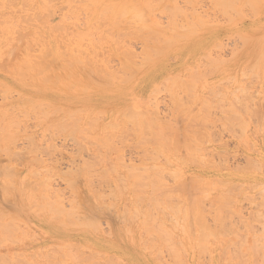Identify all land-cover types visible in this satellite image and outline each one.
<instances>
[{"label": "rangeland", "instance_id": "obj_1", "mask_svg": "<svg viewBox=\"0 0 264 264\" xmlns=\"http://www.w3.org/2000/svg\"><path fill=\"white\" fill-rule=\"evenodd\" d=\"M2 1V2H1ZM11 1V0H10ZM14 0H12V2L11 3H7V2H9V1H6V0H0V22L3 24L4 22V24L3 25H1V23H0V64H1V66H0V68H3V70L2 69H0V95H1V97H0V121H1V119H2V121L1 122H4V124L5 123H7L6 125H2V124H0V128H1V132H0V136L1 137H5L4 139H6L7 137V135H9V133L7 134V132L5 133V134H7L6 136H2V130H6V128L5 127H7L8 125V127H7V129L9 130H7L8 132H10V136H11V134H13V136H11V138L13 137L14 138V140L16 141H14V142H12L11 141V139H10V141H11V143H13V145L10 143V144H8L9 142H8V139H6L5 141H4V139H2L1 138V140H0V151H2L1 153H0V175H2L1 173H3L2 172V169H3V171L5 172V170H9L10 168V171L11 172H13L12 170H15L13 173H16V175H14L13 173L11 174V173H9L8 174V172L9 171H7V176L8 175H12V177L10 178V180L11 179H13L14 180V182L12 183V182H8L9 181V176L8 177H6L5 175H2V176H5L6 177V179H5V177L4 178H2V176H0V187L2 186V188H1V190L3 189V191L5 192L4 193V195L6 196V197H8V195H10V197L9 198H11V200L9 199V198H7V200H5V196L4 195H2L3 194V192H1L0 191V211L2 210L3 211V209H4V211H5V208L7 209V211L5 212V213H3L2 215L0 214V225H2V227H3V225H4V223L6 224L7 222H9L10 220V223L13 221V218H16V217H18L17 219H14V220H16V221H13L12 222V224L10 225L9 223H8V227L6 226V227H4V229L2 228L1 229V227H0V234L2 233L3 234V230H5L6 228H8L10 231H8V234H10V237H12L13 235V237H15V238H11V239H13V241L15 240L16 241V243H12V242H10L9 240H5V237L8 235H4V239H3V241H2V236L0 235V255H6V258L4 257V259H2L1 258V256H0V261H3V260H5V261H7L8 259L13 263V261H14V259H15V263L16 264H18V262H19V264H24V263H27V264H29V262L30 263H32V264H55V262H56V264H58V262H59V264H67L68 262V264H72V262L70 261V259H68L70 256H71V253H70V255L68 254V252L66 251L67 249H68V251H69V249H72V248H76V247H73V244L75 245V243L77 244V242L79 243V244H77V245H75V246H77V249L78 250H76L77 251V253L76 254H80L79 256H78V261H79V259L81 260V261H83V262H81V261H79L80 262V264H106L105 262H104V260H107V261H109L110 260V257L113 259H118V258H120L118 261H116V260H110L111 262L113 261V263L112 264H114L115 262H116V264H121V263H123V264H159V263H161V264H169V263H171L172 264V262H173V260L175 261V258H174V254L172 253V255L173 256H169V257H167V255H166V251H164L166 248H165V246H166V244H169L170 245V243H166L165 244V242H167V240L166 241H164V243H163V241H161V239H164V237H162V235H163V233H162V235H161V230L160 229H158V230H160V232L158 231V235H155V240L157 241V245L155 244V240H154V242H153V244L151 243H149V241H148V237L150 238L151 236H149V235H151L153 232L151 231L153 228H154V226H153V228H151L150 229V226L152 227V225H153V223H149V221L151 220V217H152V214L153 215H155L154 213H156L157 215H155L156 216V219L157 218H159V220H161V221H159L158 219L156 220V221H159V222H156L157 224H162V226L160 225V227H162L163 228V230L164 229H168V233H170L171 232V235H172V237H174V235H176V236H178V238L176 237H174V238H170L173 242H175V245H176V242H180V243H178V244H181V245H174V249L177 247V251H178V249H180V251L181 250H184V253L186 254V255H183V253H181L180 251V253L182 254H180V259L182 260L181 262L183 263V260H184V263L183 264H200V261H202L201 262V264L204 262V264L206 263L207 264V262H208V264H218L219 263V261H220V263L219 264H222V262L226 259V261H224V263L223 264H227V263H229V261L228 260H230V257H231V255H234V260H231V262L232 263H229V264H235L236 262L238 263V261L239 262H241L242 260H240V259H242L243 258V254H241V253H243V244H246V242H245V240L243 239V238H240V239H242L243 240V242H241V240L239 239L238 241H240V243L236 240V243H237V247L239 248V246H241V250H240V256L242 257H240V256H238V253H239V249H237V248H234V249H232V254L230 255V254H228V255H226V258H224V257H222V232H221V229H220V231H218L219 230V228H221L220 227V220H218V221H215V215H212V213H214V210L212 211V210H210V214L212 215V218L209 216V217H207V216H205V214L207 213L206 211H209V207H211V208H213V209H215V208H219V207H217V206H219V205H221V204H223L224 203V207H226V209L224 210V211H226V210H228V208L229 209H231V211H233L235 214H238V215H240V216H236V218H235V216L234 215H232L231 217L233 218V219H231L232 221H230V210L227 212L228 213V215H223V216H229L228 218L229 219H227V218H224V221H223V219H222V221L223 222H226V223H223L222 224V222H221V224H222V226H227V228H228V230L227 231H229V233L227 232L226 234L227 235H230V237L232 238V239H237V237L239 236H243L245 233H244V228H247V227H243L244 225H243V222H241V218H239V217H241L242 216V218H243V220H245V218H250L251 216H253L254 218H255V214H258L259 215V217H261L262 215H263V211H264V191L262 192V193H260V194H257V192L259 193L261 190H263L264 189V185H262V184H260V185H262V186H260V185H256V182H253V179H257L258 177H264V161L263 162H259V161H255L254 159L257 157V155L258 154H263L264 153V143L263 144H261V141H260V136L261 137H264V128H253L252 126H257V122H259L260 120V122H264V0H238V2H237V0L235 1V3H236V5H235V7L238 9L237 10V12H236V10H234L235 9V7L234 6H230L231 5V2H232V5H234V2H233V0H231V2H229L230 0H226L227 2H229V3H227V4H229L228 5V7H229V9H231V10H228V9H224V7L225 6H227V4H226V2H224L223 3V0H222V5H225V6H222L221 4H220V6H222L223 8V10H221V7L219 8V7H217V5H216V2H214L213 0H161L162 1V3L161 4H159L160 2L159 1H157V0H133V1H131V0H89V2H88V4L85 2V1H87V0H82V1H84L86 4H84V2L82 3V2H79V1H81V0H78V3H75V1L77 2V0H74V2H72L71 0H57V1H52V0H47V1H45V0H42V1H39V0H18V1H16V4H14L15 2H13ZM28 3H27V2ZM29 1H30V3H29ZM36 1V2H35ZM49 1V2H48ZM97 1V2H96ZM136 1V2H135ZM169 1V2H168ZM211 2V4H210V6H209V3ZM217 1V0H216ZM218 1H220V0H218ZM225 1V0H224ZM245 1H247V3L245 2ZM21 2L23 3V9H26V10H28V11H24L23 9H22V5H21ZM24 2H25V4H24ZM53 2H55V4L53 3ZM95 2H96V4H95ZM120 2V3H119ZM159 2V3H158ZM173 2V3H172ZM214 2V3H213ZM36 4L35 6H34V4ZM47 3H49V5H47ZM50 3H52V4H50ZM59 3V4H58ZM66 3V4H65ZM119 3V4H118ZM136 3V4H135ZM137 3H139L138 5L139 6H137ZM156 3V4H155ZM244 3H246V4H244ZM250 3H253V5L252 4H250ZM258 4V5H256V4ZM18 4V5H17ZM94 4V5H93ZM186 4H188V5H186ZM193 4L194 5H196V9L193 7ZM214 4V5H213ZM250 5L249 7L247 6V5ZM261 4L263 5V6H261ZM13 5H15V6H13ZM17 5V6H16ZM48 7H47V6ZM88 5H91V7L90 6H88ZM100 5V7L99 8H97V6H99ZM103 5H105V6H103ZM114 7H113V6ZM161 7H160V6ZM190 5V6H189ZM216 5V9L214 8V6ZM245 6L244 8H242L241 9V7L242 6ZM256 5V6H255ZM2 6V7H1ZM29 8H28V7ZM38 6V8H36ZM55 6V7H54ZM87 6V7H86ZM94 6V7H93ZM103 6V7H102ZM109 6H111V7H109ZM135 6V7H134ZM166 6H169L170 7V11H168V13L169 12H174V9H172V8H174V7H176V9L177 8H179V10L178 11H180L181 10V12H177V10H175L176 11V13H177V16L175 15H173V22L171 23V19L169 20V16H170V18H171V15H168L167 14V10H169V7H167L166 9V12H165V7ZM212 6V7H211ZM252 6H253V8H252ZM261 6V7H260ZM32 7H34V9H36V10H34ZM45 7V8H44ZM54 7V8H53ZM59 7H61L60 8V10L62 11V9H64L62 12H60V10H59ZM67 7V8H66ZM71 7H73V8H71ZM131 7V8H130ZM134 7V8H133ZM192 7H193V9L195 10V12H194V10H192ZM248 7V8H247ZM6 8H8V9H6ZM31 8V9H30ZM48 8V9H47ZM49 8H51V10H49ZM96 8V9H95ZM106 8V9H105ZM127 8V9H126ZM130 8V9H129ZM143 8L146 10L145 12H144V16L146 17V16H150L149 17V19H151V20H146L144 17L142 18V14H141V16L139 15L138 16V14H140L141 12H140V10L142 9L143 10ZM154 8V9H153ZM159 8V9H158ZM181 8V9H180ZM185 8H187V9H185ZM191 8V9H190ZM218 8V9H217ZM241 10H240V9ZM4 9H6V10H4ZM18 9H20V10H18ZM23 11H22V10ZM68 9H69V11H68ZM70 9H71V11H70ZM84 9V11H82V10ZM88 9V10H87ZM112 9V10H111ZM132 9V10H131ZM137 11H136V10ZM213 9V10H212ZM3 10V11H2ZM18 10V13H17V15L15 14V11H17ZM52 12V14H50V12ZM56 10V11H55ZM74 10V11H73ZM91 10V11H90ZM124 10V11H123ZM126 10V11H125ZM141 10V11H142ZM208 10V11H207ZM233 10H234V12H233ZM39 11V12H38ZM41 11V12H40ZM79 11V12H78ZM90 11V12H89ZM102 11H103V13H102ZM114 11V12H113ZM131 13H130V12ZM133 11V12H132ZM148 11H150V14L149 15H147V13H148ZM154 11V12H153ZM191 11V12H190ZM210 11V12H209ZM228 11V13H231V14H228V13H224V12H227ZM9 12V13H8ZM13 12V13H12ZM19 12H21V13H23V14H19ZM71 12V14H69V13ZM76 14H75V13ZM122 12V13H121ZM123 12H126L127 14H129V15H127L126 13L124 14ZM129 12V13H128ZM147 12V13H146ZM158 12V13H157ZM160 12H162L161 14H160ZM221 12H223V13H221ZM235 12H236V15H235ZM254 12H256L255 14H254ZM4 13L6 14L5 16H4ZM35 13V14H34ZM38 13V14H37ZM81 13V14H80ZM83 13V14H82ZM87 13V14H86ZM115 13H117V14H115ZM193 13V14H192ZM234 13V15H232ZM239 13V14H238ZM12 16H11V15ZM29 14H31V16L29 17V18H27V16L29 15ZM43 14H44V16H43ZM48 14V15H47ZM70 16H69V15ZM74 14V15H73ZM91 14V15H90ZM99 14H100V16H99ZM115 15L114 17L112 16V15ZM118 14L119 15H122L123 16V14L124 15H127L128 16V18H130V19H128L127 18V16L124 18L125 20H123V23L121 22L120 23V21H122V17H121V19H120V16H118ZM137 15V16H135V15ZM189 14V15H188ZM195 14V15H194ZM196 14H198V15H196ZM213 14V15H212ZM225 15V16H223V15ZM226 14H227V16H226ZM238 14V15H237ZM240 14L243 16H241L240 17ZM246 14V15H245ZM250 14H252V15H250ZM253 14H254V16H253ZM3 15V16H2ZM16 17H15V16ZM24 15V18L26 19H29V21L30 20H32V18L34 17L33 15H35L36 17H38L37 19V21H35L36 20V18L34 17V19L32 20V22H28L27 20H26V22L28 23V25H29V23H30V25H29V27H27L28 25H27V23H25L23 20H21V19H23V18H20V16H23ZM26 15V16H25ZM38 15V16H37ZM41 15V16H40ZM46 15H47V18H46ZM87 15V16H86ZM93 15H94V17H93ZM101 15L103 16V18L101 17ZM178 15H179V17H178ZM188 15V16H187ZM201 15V16H200ZM204 15V16H203ZM233 17H232V16ZM250 15V16H249ZM11 16V17H10ZM81 16V17H80ZM89 16V17H88ZM105 16V17H104ZM131 16H132V18H133V16H135L134 17V19L136 18V22L134 21V24H130V20H132L131 19ZM166 16V17H165ZM197 16L199 17V18H197ZM231 18H230V17ZM235 16V17H234ZM40 17V18H39ZM41 17L43 18V19H41ZM88 17V18H87ZM140 17V18H139ZM157 17V18H156ZM178 18V19H176V18ZM187 19H186V18ZM189 17H190V20H189ZM206 17V18H205ZM214 17V18H213ZM12 18H14V19H12ZM17 18V19H16ZM31 18V19H30ZM72 20H71V19ZM74 18V19H73ZM100 18L102 19V22H101V25L103 26V28L102 29H100L101 28V25L99 24V22H100ZM105 18V19H104ZM119 18V19H118ZM137 18L138 19H140L141 20V18L144 20V21H149V22H141V21H138L137 20ZM168 18V19H167ZM254 18V19H253ZM24 19V20H25ZM45 19H46V21H45ZM67 19V20H66ZM77 19V20H76ZM89 21H88V20ZM93 19V20H92ZM97 19V20H96ZM107 19H108V21H107ZM176 19V20H175ZM232 19V20H231ZM234 19V20H233ZM240 19V20H239ZM243 19V20H242ZM43 20V21H42ZM69 20V21H68ZM109 20H111V22L109 21ZM129 20V21H128ZM232 22H230V21ZM10 21V22H9ZM35 21V22H34ZM38 21H39V23H38ZM56 21V22H55ZM67 21V22H66ZM91 21V22H90ZM94 21V24H92V22ZM96 21H98V24H99V26L96 24L97 22ZM105 21V24L103 25L102 23ZM168 21H170V22H168ZM192 21V23L195 25V23H196V25H195V27H194V25H193V27H192V23H190ZM203 21V22H202ZM7 22V23H6ZM9 22V23H8ZM21 22V23H20ZM41 22H44V23H41ZM57 22H58V24L59 25H57ZM82 22H83V24H82ZM108 22V23H107ZM110 22V23H109ZM140 23V24H138V23ZM176 24H175V23ZM179 22V23H178ZM180 22H182V23H180ZM202 22V23H201ZM13 23H14V25H13ZM41 23V24H40ZM56 23V24H55ZM69 23V24H68ZM71 23V24H70ZM77 25H76V24ZM86 23V24H85ZM114 25V26H112V24ZM129 23V24H128ZM169 23H171V24H169ZM173 23L175 24V26H173L172 27V25H173ZM184 23V24H183ZM254 23V24H253ZM26 24V25H25ZM32 24V25H31ZM45 24V25H44ZM54 24V25H53ZM80 24H81V26H80ZM91 24V25H90ZM110 24V25H109ZM118 24V25H117ZM127 24V25H126ZM142 24V25H141ZM178 24V25H177ZM188 24H191V25H188ZM19 25V26H18ZM36 25V26H35ZM38 25V26H37ZM41 25H43L44 27L46 26L47 28H48V30H45V28L43 27V26H41ZM55 25H57V26H60V28H62V27H64L63 28V30H61V29H59L57 26V28H55ZM69 25V26H68ZM88 25V26H87ZM97 25V26H96ZM126 25V27H122V26H125ZM156 25H159V26H156ZM169 25V27H167ZM179 25H181L180 26V28H186L187 30H182V29H180V28H178L179 27ZM199 25V26H198ZM208 25V26H207ZM4 26V27H3ZM35 28H34V27ZM51 26V27H50ZM54 26V27H53ZM67 26H68V29H66L67 28ZM73 27V28H69V27ZM81 28H80V27ZM116 26H119L118 28L116 27ZM133 26V27H132ZM136 26V27H135ZM140 26V29L142 28V26H144V28L145 27H147V29H141L142 31L140 32L139 30V36H137L138 34V31H136L135 29H138V27ZM162 28H161V27ZM164 26H166V27H164ZM186 26V27H185ZM11 27H13V28H11ZM24 27H25V29H24ZM33 27V28H32ZM40 28V29H38V28ZM43 27V28H42ZM100 29V31H99V29ZM114 27H116V29H114ZM121 27V28H120ZM128 27V28H127ZM172 27V28H171ZM192 29H191V28ZM199 27V28H198ZM37 28V29H36ZM46 28V29H47ZM52 28H54L55 30V32L53 31V29ZM92 28V29H91ZM110 28V29H109ZM149 28V29H148ZM196 28V29H195ZM17 29V32H18V30L19 29H21V30H19V32L21 33L20 35H25V32H28V31H31L29 34H32V35H26V37L27 38H25L24 36H22V37H24L22 40L24 41V44L23 43H21V42H23V41H21L20 42V39H19V42H20V44H21V46L19 47V44H18V40H16L15 41V38H17V34H18V37L20 36L19 35V33H17L15 30ZM44 29V30H43ZM56 29H58L57 31H58V33H57V31H56ZM73 29L75 30V31H73ZM95 29L97 30L96 32H95ZM106 29H109L110 31H107L108 33H110V34H112V32L114 33L115 32V34H113V35H108V33H105L104 32V30L106 31ZM111 29H113V30H111ZM121 29H126V30H128L129 31V33H130V35H128L127 33L128 32H125V31H122ZM172 29L173 31L171 32L170 30ZM241 29V30H240ZM66 30H67V32H66ZM77 30V31H76ZM119 30H121V31H119ZM132 30H134V31H132ZM145 30V31H144ZM179 30V31H178ZM33 31V32H32ZM130 31H132V32H130ZM144 31V32H143ZM157 32V34L158 35H155L154 33H149V32ZM185 31H188V32H185ZM190 31V32H189ZM36 32V33H35ZM40 32H42V33H40ZM47 32V33H46ZM66 32V33H65ZM79 32H81V33H79ZM98 32H99V34H98ZM146 32H148L147 34H145L144 35V33H146ZM5 33V34H4ZM39 34V36H41V37H39L38 36V34ZM49 33H50V35H52L53 36V38H52V36H50L49 35ZM60 33V34H59ZM62 33V34H61ZM69 33H71V35H69ZM117 33L119 34V35H121L122 36V38H121V36H119V35H117ZM121 33H125V34H127V36H123ZM166 33H170V35L169 34H166ZM194 35H192V34ZM239 33H241V34H239ZM249 33V34H248ZM58 34V35H57ZM137 34V35H136ZM152 34H153V37H156V39H157V37H159L158 39H157V43L156 42H154V40L152 41V39H150L149 38V36H152ZM172 34V35H171ZM197 34V35H196ZM255 34V35H254ZM49 35V36H48ZM63 35V36H62ZM89 35V36H88ZM93 37H92V36ZM99 35V36H98ZM135 36V38H137V39H135V38H132V36ZM175 35H177V36H175ZM253 35V36H252ZM263 35V36H262ZM5 36V37H4ZM57 36V37H56ZM68 36V37H67ZM86 36V37H85ZM108 36V37H107ZM119 37V38H117V41H119V43L118 42H115V40H116V38L115 37ZM128 36H130V37H128ZM133 36V37H134ZM140 36H142V37H140ZM179 36L180 37H182L181 39L179 38ZM183 36L185 37V38H183ZM191 36H192V38H191ZM12 37V38H11ZM34 37V38H33ZM43 37H45V38H47L46 40H44L45 38H43ZM51 37V38H50ZM61 37V38H60ZM99 37H100V39H99ZM104 40H106L107 42H105V41H103V39ZM129 38V39H127V38ZM143 37H145V38H143ZM148 37V38H147ZM174 37H175V39H174ZM41 38V39H40ZM62 38H64V40H62ZM115 38V39H114ZM139 38V39H138ZM143 40H142V39ZM30 41L31 43H29L28 41ZM32 39V40H31ZM50 39V40H49ZM52 39V40H51ZM72 39V40H71ZM75 39V40H74ZM101 39H102V41H101ZM124 39V40H123ZM160 39H162V40H160ZM177 39V40H176ZM178 39H180V40H178ZM186 39V40H185ZM189 39V40H188ZM247 41H246V40ZM10 40V41H9ZM37 40V41H36ZM68 40H69V42L71 43H69L68 42ZM129 40V41H128ZM151 40V41H150ZM166 42V43H162V42H164V41ZM172 41V42H169V41ZM250 40H251V42H250ZM51 41H54V43L53 42H51ZM56 41H58V43L56 42ZM135 41V42H134ZM136 41H137V43H136ZM141 41V42H140ZM143 41V42H142ZM162 41V42H161ZM7 44H6V43ZM16 42V43H15ZM28 42V43H27ZM44 42V43H43ZM51 42V43H50ZM121 42H122V44H121ZM131 42V43H130ZM140 42V43H139ZM150 44H149V43ZM167 42H169V43H167ZM46 43V44H45ZM59 43H60V47L62 46V47H64L63 49L65 50H67L64 54H66L67 56H71L72 58H73V60H72V58L70 57H67L66 56V61H68V63L70 62V64L71 63H74V64H72L70 67V69L68 70V64H67V62H65L64 63V57H63V55H62V53H61V51H62V47L60 48L58 45H59ZM84 43H87V44H84ZM116 43H118V44H116ZM173 43V44H172ZM6 44V45H5ZM13 44H15L14 45V47H16V45H17V47L15 48L16 50H18L17 48L19 47V50L20 51H18L17 52V54L18 55H20V56H16V58H15V56H13V55H11L12 54V51H14V50H12V51H9L8 52V50H10V49H12V46L11 45H13ZM22 44H23V46H22ZM31 44V45H30ZM39 45L38 46V48H37V46L36 45ZM45 44V45H44ZM51 44V45H50ZM52 44H55L54 46L52 45ZM63 44H65V45H63ZM67 44V45H66ZM121 44V45H120ZM141 44H143V45H145V47H149V48H152V49H149V50H147L146 48H143L142 47V45ZM151 44H154V45H151ZM166 44V45H165ZM172 45V47H171V45ZM177 46H176V45ZM244 44H245V46H244ZM3 45H5L4 47H3ZM29 45H30V47H29ZM47 45V46H46ZM57 45V46H56ZM68 45H70V47L68 48ZM71 45L72 46H74V47H72V48H74V49H72L71 48ZM75 45H77V46H75ZM82 45H84V46H82ZM107 45V46H106ZM112 45H113V47H112ZM120 45V46H119ZM164 45L166 46V47H164ZM170 45V46H169ZM173 45H175L174 47H173ZM36 46V47H35ZM109 46V47H108ZM117 46H119V47H117ZM244 46V47H243ZM13 47V48H14ZM39 47H40V49H39ZM46 47H50V50L49 51H51V54H49L50 56H48L47 55V51H45V48ZM58 47V48H57ZM94 47H97V48H99V49H97V48H94ZM111 47V48H110ZM126 47V48H125ZM215 47V48H214ZM29 48H33V50L31 51V49H29ZM43 48V49H42ZM72 50H71V49ZM110 48V49H109ZM117 48V49H116ZM121 48V49H120ZM142 48L143 49H145L144 50V53L146 54H143L142 52ZM201 48V49H200ZM222 50H221V49ZM48 49V48H47ZM84 50L83 52V56H82V53H81V51H79V50ZM123 49V51H121ZM158 49V50H157ZM196 49V50H195ZM217 49H218V51H217ZM43 50H44V53H43ZM73 50H75V53H73ZM90 50V51H89ZM94 52H93V51ZM129 50V51H128ZM151 50V51H150ZM155 50H157V52H159V50L163 53V55L161 54H159L158 53V55L159 56H156L157 54H155ZM195 50V51H194ZM198 50V51H197ZM30 51H31V53H30ZM44 54V55H47L48 57H46V58H44V56H42L43 54L41 53V52ZM59 51V52H58ZM70 51V52H69ZM79 51V52H78ZM113 51V52H112ZM120 51V52H119ZM140 51V52H139ZM155 51V52H154ZM7 52V53H6ZM22 52H23V54H22ZM34 52V53H33ZM56 52H58V53H60V54H58V53H56ZM103 52L104 53H106V54H103ZM110 52V53H109ZM119 52V53H118ZM127 53V55H126V53ZM133 52V53H132ZM139 52V53H138ZM148 52H150V53H148ZM151 52L153 53L152 55H151ZM156 52V53H157ZM160 52V53H161ZM3 53H6L5 55L3 54ZM9 53V54H8ZM36 53V54H35ZM37 53H39V58L40 59H38V57H37ZM48 53H50V52H48ZM68 53V54H67ZM78 53V54H77ZM86 53V54H85ZM99 53L101 54V56L99 57L98 55H99ZM116 53V54H115ZM121 53V54H120ZM123 53V54H122ZM130 53V54H129ZM138 53V54H137ZM167 53V54H166ZM180 53V54H179ZM207 53V54H206ZM8 54V55H7ZM29 54H30V56H32V57H30L29 56ZM72 54V55H71ZM73 54H75V55H77L76 57L73 55ZM84 54H85V56H84ZM112 54V55H111ZM121 56H119V55ZM126 56H125V55ZM132 54H135L134 55V57L133 58H131L132 57ZM139 54H141V55H139ZM204 54V55H203ZM219 54V55H218ZM236 54V55H235ZM14 55H16V53H14ZM26 55V56H25ZM40 55L42 56V57H40ZM62 55V56H61ZM81 57V58H79V56ZM86 55L88 56L87 58H86ZM117 57H116V56ZM124 55V56H123ZM139 55V56H138ZM143 55H145V56H148L147 57V59H146V61H144V57H143ZM153 55H155L156 56V58H154V56ZM218 55V56H217ZM34 56H36V57H34ZM54 56V57H53ZM59 56L60 57H62V58H59ZM74 56V57H73ZM95 56V57H94ZM111 56V57H110ZM127 56H128V59H127ZM131 56V57H130ZM153 56V57H152ZM208 57L209 59H211V60H208V59H205V57ZM18 57V58H17ZM54 59H53V58ZM94 57V58H93ZM120 57V58H119ZM124 57H126V58H124ZM135 57H136V59H135ZM143 57V58H142ZM258 57H259V59H258ZM14 59V60H11V59ZM44 58V59H43ZM52 58V59H51ZM55 58L57 59L56 60V62H53V61H51V60H55ZM69 58V59H68ZM106 58V59H105ZM121 58L124 60H121ZM140 58H142L141 60H140ZM146 58V57H145ZM203 58V59H202ZM7 60V64L6 65H4L5 63H6V60ZM20 59V60H19ZM22 59V60H21ZM32 59H34L35 60V62H33L34 60H32ZM60 59V60H59ZM78 59V61H84V62H77V63H75V62H73V61H76ZM86 59H87V61L90 63V65L89 66H91V68H89V67H87L88 66V62L86 61ZM97 59V60H96ZM98 59H100L99 61H98ZM107 60L108 59V61H106L105 62V60ZM113 60H115L114 61V63H111ZM129 59H130V61H129ZM133 59V60H132ZM139 61H138V60ZM148 59H149V61H148ZM165 59V60H164ZM191 59V60H190ZM225 59V60H224ZM258 61H257V60ZM4 60V61H3ZM23 60H24V62H23ZM59 60V61H58ZM61 60H63V62L61 61ZM91 60V61H90ZM123 61V62H121V61ZM208 60V61H207ZM213 60L215 61V62H213ZM10 61H12V62H10ZM14 61V62H13ZM17 61V62H16ZM29 61V62H28ZM32 61V62H31ZM40 61H42L41 62V65H42V67L40 66V65H37V62H39L40 63ZM52 62V64H51V62ZM58 61V62H57ZM92 61H94V63L92 62ZM98 61V62H97ZM104 61V62H103ZM111 61V62H110ZM143 61H144V63H143ZM147 61H148V63H147ZM216 61H217V63H216ZM222 61H224V62H222ZM256 61H257V63H256ZM10 62V63H9ZM50 62V63H49ZM59 62L61 63L60 65H62V66H58L59 65ZM109 62V63H108ZM118 62V63H117ZM223 64H222V63ZM226 62V63H225ZM15 63V64H14ZM32 63H35L34 65H32ZM38 63V64H39ZM54 63H56V64H54ZM57 63H58V65H57ZM100 63V64H99ZM123 64V67H122V65L121 64ZM132 63H134V64H132ZM137 65H136V64ZM141 64V65H138V64ZM209 63H210V65H211V67H209ZM212 63H213V65H215V66H212ZM216 63V64H215ZM220 63V64H219ZM3 64V65H2ZM13 65V66H11V67H9L10 65ZM47 64V66L49 67H47L48 69H45L46 67H45V65ZM50 64V65H49ZM65 64V65H64ZM80 64H81V66H80ZM96 64H98V66L96 65ZM206 64H208V65H206ZM33 67H31V66ZM36 65V66H35ZM87 65V66H86ZM119 65V66H118ZM164 65V66H163ZM219 65V66H218ZM222 65V66H221ZM258 65V66H257ZM17 66V67H16ZM52 66V67H51ZM55 68H54V67ZM57 66V67H56ZM72 66H73V68H72ZM94 66V67H93ZM99 68H97V67ZM101 66H102V70H104V73H103V71L101 70ZM120 66H121V70H119L120 69ZM125 66H126V68H125ZM145 66V67H144ZM196 66V67H195ZM202 66V67H201ZM206 66V67H205ZM5 67V68H4ZM9 67V68H8ZM14 67V68H13ZM24 67V68H23ZM36 67V68H35ZM39 67V68H38ZM59 67H61V68H59ZM66 67H67V70H63L64 68L66 69ZM87 67V68H86ZM108 67H110V68H108ZM135 67V68H134ZM136 67L139 69H136ZM139 67H141V68H139ZM179 67V68H178ZM189 68L190 69V71H188V69H185V68ZM217 67V69H215ZM29 68H31L30 70H28V71H26L27 69H29ZM63 68V69H62ZM91 69L90 71H89V69ZM194 68H195V70H194ZM205 70H204V69ZM209 68H211V69H209ZM213 68H214V70H213ZM11 69V70H10ZM13 69H15V70H13ZM21 69V71H20V73L19 74H21L22 76H20L19 74H18V71ZM38 69V70H37ZM61 69V70H60ZM83 69V70H82ZM94 69H96V70H94ZM115 69V70H114ZM116 69H118V70H116ZM123 69V70H122ZM127 69H129L128 71H126ZM183 69V70H182ZM254 69V70H253ZM6 70H7V72H6ZM40 70H41V72H42V75H38V74H41V72H40ZM42 70H44V71H42ZM99 70H101V71H99ZM108 70L110 71V72H108ZM130 70H132V71H130ZM196 71L197 72V74L196 75H194L193 74V72L192 71ZM200 70V71H199ZM213 70V71H212ZM16 71V72H15ZM91 71H92V76H91ZM114 71V72H113ZM120 71V72H119ZM122 71H126L125 73V76H128L129 75V73L130 72H134V73H130V74H133L134 75V77H133V75H130V76H132V77H130L131 79H127L126 77H123V75H124V72H122ZM178 71V72H177ZM183 71V72H182ZM188 71V72H187ZM203 71V72H202ZM208 71H210V73L212 74V75H210V73L209 74H207L208 73ZM212 71V72H211ZM225 71V72H224ZM245 71H247V72H245ZM249 71H251V72H249ZM253 71V72H252ZM257 71V72H256ZM8 72H10V75H9V73ZM37 72H39V73H37ZM50 72V73H49ZM51 72H52V74H51ZM68 72H70V73H68ZM90 72V73H89ZM97 72V73H96ZM113 72V73H112ZM123 74H122V73ZM127 72H128V74H127ZM181 73V74H177V73ZM192 72V73H191ZM208 75V76H206V74ZM240 72H242V73H240ZM259 72V73H258ZM16 73V74H15ZM23 73H25V74H23ZM37 73V74H36ZM79 75H78V74ZM95 73V74H94ZM100 73V74H99ZM108 75H107V74ZM175 73V74H174ZM189 73V74H188ZM204 73V74H203ZM259 75H258V74ZM34 74V75H33ZM35 74L36 75H38L37 77L35 76ZM64 74L68 77H66V76H64ZM72 75V76H70V75ZM75 74V75H74ZM87 76H86V75ZM106 74V75H105ZM114 74L115 75H119L120 74V77H118L117 76V78H115V76H114ZM192 74L194 75L193 76V78H196L197 76L198 77H200V76H202V77H205V78H200V79H202V80H198V81H200V82H194V84H195V86H196V88H195V86L193 85V83H192V85L191 86H194V88H195V90L193 89V87L191 88V87H189L190 86V84H189V86H186L185 87V84H182V82L184 81V80H188L189 78L188 77H190V76H192ZM245 74V75H244ZM255 74V75H254ZM25 75V76H24ZM48 75H50V77L48 76ZM62 75V76H61ZM113 75V76H112ZM122 75V76H121ZM136 75V76H135ZM172 75H173V77L174 76H178L179 78L177 79V78H175L176 80V83H172V86H174V87H172L171 88V80H172ZM205 75V76H204ZM210 75V76H209ZM248 75V76H247ZM258 75V76H257ZM30 76V77H29ZM54 76H55V79H54ZM74 76V77H73ZM90 76V77H89ZM105 76H110V79H108V82H110V83H108L107 82V79H106V77ZM167 76H168V79H167ZM25 78V79H23V80H21L22 78ZM32 77V78H31ZM50 79H49V78ZM80 77V78H79ZM102 77H104V79L102 78ZM123 77V78H122ZM170 77H171V80H170ZM186 77V78H185ZM197 77V78H198ZM207 77V78H206ZM257 77V78H256ZM19 78H21V79H19ZM49 79V82L47 81L48 79ZM56 78H57V80H56ZM59 78V79H58ZM85 78H86V80H85ZM109 78V77H108ZM234 78V80H232ZM251 78H253V79H251ZM255 78V79H254ZM44 81L45 79H46V81L47 82H44V83H48V84H51V85H46V84H44L43 83V81ZM63 79H64V81H63ZM69 79V80H68ZM101 79V80H100ZM125 79H127V82L126 83H124V80ZM166 79V80H165ZM182 79H183V81H182ZM205 79V80H204ZM251 79V80H250ZM35 80V81H34ZM74 81V83H73V81ZM76 80V81H75ZM91 80H93V82L91 81ZM104 80L106 81V82H104ZM130 80V81H129ZM135 80V81H134ZM165 80V81H164ZM195 80V79H194ZM87 81H89V82H87ZM129 81V82H128ZM132 81H134V82H132ZM169 81V82H168ZM173 82H175L174 80H172ZM182 81V82H181ZM189 81V80H188ZM193 81V80H192ZM196 81V80H195ZM230 81V82H229ZM243 81V82H242ZM252 81V82H251ZM254 81V82H253ZM27 82V83H26ZM35 82V83H34ZM79 82V83H78ZM92 82V83H91ZM96 82V83H95ZM121 82V83H120ZM123 82V83H122ZM132 82V83H131ZM166 82H168V85L166 84ZM187 82V81H186ZM185 81H184V83H186ZM190 82V81H189ZM222 82V83H221ZM226 82L228 83V84H226ZM56 83V84H55ZM66 83H68V84H66ZM77 83V84H76ZM89 83V84H88ZM104 83H105V85H104ZM131 83V85H129ZM205 83V84H204ZM252 83V84H251ZM44 84V85H43ZM55 84V85H54ZM70 84H72L71 85V89H70ZM79 84V85H78ZM81 84V85H80ZM95 84V85H94ZM96 84H97V86H96ZM100 84V86L98 87V85ZM107 84H109V85H107ZM164 84L165 85H167L166 87L164 86ZM218 84H219V88H218V91L220 90V88H221V90H220V92H217V86H218ZM249 85V86H247V85ZM40 85H43V86H40ZM53 85V86H52ZM73 85H74V88H73ZM110 85H111V87H110ZM122 87H121V86ZM164 86L165 87V90H167V89H171L170 91H171V93H169L170 95L172 94V96L169 98V95L167 94V92L166 91H162L163 90V88H162V86ZM180 85H184V87L187 89V87H188V89H189V91L192 89L194 92H190V95L192 94V96L194 95V96H196V97H190V95L189 94H187V92L189 93V91L188 90H186L185 88H184V91L186 90V92H185V94H184V92H182V90L181 89H183V87L181 86L180 87ZM186 85H187V83H186ZM62 86V87H61ZM84 86L87 88V90H85V89H82V88H84ZM94 86V87H93ZM106 86L108 87V88H106ZM114 86V87H113ZM121 88H120V87ZM128 86V87H127ZM252 86V87H251ZM100 87H102V88H100ZM117 87H119V88H117ZM124 87V88H123ZM157 87H158V91H157V94L154 92V91H156V89H157ZM169 87V88H168ZM176 87V88H175ZM203 87V88H202ZM43 88V89H42ZM66 88H68V89H66ZM75 88H77V90L79 91H77V90H75ZM154 88H156L155 90H153ZM167 88V89H166ZM246 88L248 89V91L246 90ZM42 89V90H41ZM64 89H65V91H64ZM124 89V90H123ZM162 89V90H161ZM235 89L237 90V92H235ZM256 89V90H255ZM4 90H6V91H4ZM85 90V91H84ZM178 90V91H177ZM207 90H209V91H207ZM213 90V91H212ZM243 90H245L244 92H243ZM83 91V92H82ZM102 91H104V92H102ZM115 91H117V92H115ZM153 91V92H152ZM163 93H162V92ZM169 91V90H168ZM240 91V92H239ZM242 91V92H241ZM253 91V92H252ZM74 92H76V93H74ZM80 94H78V93ZM80 92H82V93H80ZM85 92V93H84ZM87 92V93H86ZM160 94H159V93ZM206 92H213V94H211V96L209 97V99H208V103H206L207 105H209V106H211V105H214L213 107L211 106V107H206L205 105H203L202 106V104H205L204 102H203V99L204 100H206L207 99V97L206 96H209L210 94L208 93V94H206ZM215 92H217V93H215ZM231 92V93H230ZM92 93V94H91ZM119 93V94H118ZM130 93V94H129ZM174 93H176L175 95L177 96H175L174 95ZM178 93H181V95L179 96V94ZM214 93H215V95H214ZM220 94V95H216V94ZM229 93L231 94L230 95V97H229ZM246 93L247 94H249V95H246ZM253 93V94H252ZM113 94V95H112ZM117 94V95H116ZM155 94V95H154ZM182 94H184V96H182ZM221 94H223V95H221ZM244 94V95H243ZM252 94V95H251ZM34 95V96H33ZM240 95V96H239ZM243 95V96H242ZM216 96H220V97H216ZM242 96V97H241ZM247 96V98H245V97ZM4 97H5V99H4ZM151 97V98H150ZM156 97V98H155ZM176 97V98H175ZM183 98V100H182V98ZM214 97H215V99H214ZM240 97V98H239ZM135 98V99H134ZM203 98V99H202ZM206 98V99H205ZM211 98H213V100L211 99ZM243 98H244V100H243ZM250 98V99H249ZM172 99V100H171ZM178 99H180V100H182L181 102H179L178 101ZM184 99H186V101L184 100ZM200 99H202V100H200ZM218 99H219V101H222V103L221 102H219L218 101ZM248 99V100H247ZM3 100V101H2ZM175 100H177V103H178V105L176 104V101ZM191 100H193V101H191ZM212 100V101H211ZM235 100H237V102L235 103L234 101ZM241 100V101H240ZM246 100V101H245ZM171 101H174V102H172L171 103ZM184 101L186 102V106H183V104H182V102L184 103ZM189 101H191V102H189ZM198 101V102H197ZM219 103H218V102ZM251 101V102H250ZM151 102V103H150ZM188 102V103H187ZM196 102H197V106H196ZM211 102V103H210ZM217 102V103H216ZM233 102V103H232ZM250 102V103H249ZM42 103V104H41ZM179 103H181L182 104V106L184 107V108H181L180 110L178 109L177 111V113L176 114H174L175 112H174V110H176L177 108H180V107H177L176 109H174L175 108V104L177 105V106H179ZM230 103V104H229ZM232 103V104H231ZM240 103V104H239ZM243 103V104H242ZM45 104H47V106H45ZM221 104H222V106H221ZM236 104L237 105H239V106H236ZM12 105V106H11ZM17 105V106H16ZM38 105V106H37ZM53 105V107H50V106H52ZM135 110V111H141V112H143L144 114H146V115H144L143 114V116H144V118H143V116H141L142 114H140L141 112H136V113H132L133 111H131L130 109H129V107L130 106ZM171 105H174V106H171ZM184 105H185V103H184ZM196 106V108L194 109V111H193V113L188 117H186V115L187 114H189V112L191 111V109L192 108H194L193 106ZM218 105H220V106H218ZM230 105H231V107H230ZM232 105H233V107H232ZM35 106H37V108H35ZM42 106H43V110L42 111H40L41 110V108H42ZM55 106V107H54ZM58 108H57V107ZM181 106V105H180ZM181 106V107H182ZM206 107V109L207 110H205V111H207L208 112V114H206V115H209L210 113H213L212 114V118H211V116H210V118H209V116H207L206 118H204L203 119V117H201V116H203V115H200V114H204L203 113V111H204V109L202 108V107ZM241 106V107H240ZM10 108V109H8V110H6L7 108ZM41 107V108H40ZM46 107V109H44ZM60 107V108H59ZM130 107V108H131ZM190 107H191V109H190ZM235 107V108H234ZM19 108V109H18ZM31 108H33V109H31ZM39 108V109H38ZM128 108V109H127ZM131 108V109H132ZM156 108V109H155ZM185 108L187 109V111H185L184 113H183V115H182V112L185 110ZM188 108H189V111H188ZM201 108H202V110L203 111H200L201 110ZM218 108V109H217ZM229 108V109H228ZM38 109V110H37ZM60 109V110H59ZM65 109V110H64ZM80 109V110H79ZM174 109V110H173ZM184 109V110H183ZM208 109H212L213 111H211L210 113H209V111H208ZM226 109V110H225ZM241 109V110H240ZM254 109V110H253ZM24 110V111H23ZM28 110V111H27ZM33 110V111H32ZM56 110H57V112H59V114L56 112ZM77 110H79V114H78V112H76V114H75V111H77ZM126 110H128L129 112H130V114H131V116L133 117V118H135L136 117V115L138 116V117H136V119H133V118H130V116H129V113H127V111ZM157 111L158 113H157V115H155L156 114V112H154V111ZM170 110V111H169ZM173 110V111H172ZM182 110V112H180ZM216 110V111H215ZM221 110H224V111H221ZM238 110V111H237ZM251 110H252V112H251ZM256 110V111H255ZM24 112V114H23V112ZM26 111H27V113H26ZM55 111V112H54ZM61 111V112H60ZM81 111H82V114H81ZM104 111V112H103ZM150 112V114L148 113V112ZM168 111V112H167ZM243 111V112H242ZM248 111H250V113L248 112ZM47 112V113H46ZM109 112H112V113H109ZM145 112H147V113H145ZM154 112V113H153ZM162 112V113H161ZM173 114V116L171 115V113ZM188 112V113H187ZM206 112V113H207ZM217 112V113H216ZM223 114H222V113ZM229 112H232V113H229ZM233 112H235V113H233ZM244 112H247V113H244ZM258 113V114H256V113ZM33 113V114H32ZM41 113V114H40ZM53 115H52V114ZM55 113H57V115H55ZM97 113H103V114H97ZM125 113V114H124ZM165 113L167 114V115H165ZM182 115L181 117H183L182 118V120H185V122H182L183 124H184V126L183 125H179V124H182L180 121H182L181 120V117H180V115ZM185 113H187V114H185ZM191 113V112H190ZM216 113V114H215ZM244 113V114H243ZM27 114V115H26ZM29 114V115H28ZM74 115V116H72L74 119H79L80 121H73V119L72 118H70L68 115ZM81 114V115H80ZM118 114V115H117ZM123 114H124V116H126V118H127V115H128V118L130 119L128 122H126L127 121V119H125V117L123 116ZM139 114V115H138ZM151 114H153V115H151ZM178 114V115H177ZM194 114H196V116H192V115H194ZM233 114V115H232ZM234 114H237V115H239L240 117H241V119L239 118V117H237V119L235 118L236 116L234 115ZM252 114V115H251ZM7 115V116H6ZM10 115V116H9ZM21 115V116H20ZM24 115H25V117H24ZM39 115V116H38ZM41 115V116H40ZM49 115H50V117H49ZM99 115V116H98ZM159 115V119H161V118H165V119H163L164 121H166L167 122V120H168V118H170V120H168L169 122L170 121H172L173 119L172 118H174V120H173V122L175 123V125L178 127V128H176V127H174V125H173V127L174 128H176L175 129V131L178 129L179 130V128L180 129H182V130H180V132L179 133H182L181 131H183V127H187V129L188 128H190V129H188L189 131L191 130V125H193V123H195L196 124V122H194L195 120V118H197V115L199 116V121H197V124H198V126H195V124H194V127L196 128V127H198V129L197 130H194V131H196V132H192V130L190 131V132H192V133H200V132H202L201 134V136H200V134H199V138H200V141H204V142H202V144L201 143H199V139H197L198 138V135L197 136H195L194 134H193V136H195V137H193L192 136V134L188 131V133L187 132H184V134L185 135H188V136H190V137H192V139L190 138V141H192V140H194L195 141V143L198 145V146H195V144L194 143H191L188 139H185V136H184V134H181L182 135V137H184V139H185V143H190V144H192L193 145V147L196 149L197 148V151L198 152H200V154L199 153H196L195 151V149L193 148H191V146H190V148L193 150V152H191L190 150L191 149H188L187 151H185L186 149V147H184V148H182V144L181 145H179L178 144V142L180 143V141H177L178 139H180V140H184L182 137H180V138H178L179 137V133H177V132H174V134L175 133H177V134H179L178 136L177 135H175V136H177L176 138H178V139H176V138H174L175 136H174V134L170 137L168 134H166L165 136H169L170 138H169V140L171 139V141H168V142H171V143H169L170 144V150H169V148H168V145L166 146V147H163L162 145V147L163 148H166V151L165 150H162V148H160L161 146H159V150H156L158 147H157V145H152V144H154V143H151V141L154 139H150L151 138V136H150V134H148V132L150 131V133H151V131L154 133V132H156V131H160V130H162V131H164V130H166L165 128L166 127H168L167 125L169 124L168 122L167 123H164V122H162L161 120H160V122L157 120L158 119V116ZM169 115V116H168ZM260 115V116H259ZM6 116V117H5ZM46 116V117H45ZM102 116V117H101ZM152 116V117H151ZM167 116V117H166ZM175 116H179L180 117V119H178L177 117H175ZM233 116V117H232ZM235 116V117H234ZM250 116V117H249ZM255 116L257 117V119L255 118ZM47 118V119H45V118ZM62 117V118H61ZM79 117V118H78ZM123 117V118H122ZM147 117V118H146ZM192 117L194 118L193 120H192V123H191V125H190V122H191V120H190V118L192 119ZM224 119H223V118ZM225 117H229L230 118V120L229 119H227V118H225ZM254 117V118H253ZM8 118V119H7ZM55 118V119H54ZM69 118V119H68ZM91 118H93V119H91ZM139 118V119H138ZM141 118H143V119H141ZM153 118V119H152ZM176 118L178 119V120H180V121H178V120H176ZM186 118V119H185ZM203 120H202V119ZM219 118H221L222 120H220ZM235 118V119H234ZM258 118H260L259 120H258ZM5 119V120H4ZM72 119V121H69V120H71ZM82 119V120H81ZM91 119V120H90ZM97 120V121H93V120ZM100 119H101V121H100ZM120 119V120H119ZM132 119H133V121H132ZM151 119V120H150ZM172 119V120H171ZM208 119H209V121H208ZM221 121V122H218L219 120ZM247 119V120H246ZM11 120H13L12 122H11ZM42 120V121H41ZM45 120V121H44ZM61 120H63L62 122H60ZM100 122H99V121ZM136 120V121H135ZM141 120V121H140ZM146 121L145 122V126H146V123L148 124V126H146V127H148L149 129H147V131L146 130H144L146 127H144V124L143 123H140V122H142V121ZM153 120V125H150L151 124V121ZM155 120V121H154ZM190 120V121H189ZM216 120H218V121H216ZM225 120L226 121H228V122H225ZM240 120H243V121H240ZM257 120V121H256ZM90 121V122H89ZM92 121L94 122V123H96L97 124V126L93 123V128L90 126H88V123L90 124V123H92ZM125 121V122H124ZM135 121V122H134ZM140 121V122H139ZM143 121V122H144ZM157 121V122H156ZM188 121H189V123H188ZM224 121V122H223ZM236 121V122H235ZM247 121V123L245 124L244 123V125H243V122H246ZM8 122H9V124H8ZM74 122H77V123H74ZM98 122V123H97ZM124 122V123H123ZM132 123L131 125L130 124H127V123ZM136 122H138V126H139V130H136L135 128H134V123H136ZM198 122H201V124H202V122H206V126L207 127H205V125H204V123L202 124V127H201V125L198 123ZM213 122V123H212ZM216 122V123H215ZM242 122V123H241ZM17 124L18 123V125H19V127H18V125L16 126V125H13V124ZM62 123H64V124H67L68 126H70L69 128H66V131H64L63 129H61V128H59V129H57L58 128V124H62ZM122 123H123V125L125 126H123L122 125ZM160 123V124H159ZM162 123H164V124H162ZM172 123V122H171ZM211 123H212V125L213 126H211ZM232 123H234V124H232ZM236 123H237V125H236ZM108 124V125H107ZM109 124H110V127L111 128H109ZM114 124V126L116 125H118V127H116V129L118 128V130H114V126L112 127V125ZM120 124V125H119ZM125 124H127V125H125ZM141 124V125H140ZM143 124V125H142ZM226 124H230V126L229 125H226ZM40 125V126H39ZM52 127H51V126ZM63 125V124H62ZM67 125H65V126H67ZM75 125H76V127L78 128V126L77 125H79V128H78V130H76L75 132H73V133H71V131H74L75 130ZM105 125H107V127L105 126ZM137 125V124H136ZM170 125V124H169ZM190 125V126H189ZM200 125V126H199ZM210 125V126H209ZM216 125V126H215ZM219 125V126H218ZM222 126V128H221V126ZM233 125H235V126H233ZM65 126H64V128H65ZM67 126V127H68ZM88 126V127H87ZM105 126V127H104ZM124 128H123V127ZM140 126H141V129H140ZM152 126H155V127H153L152 128ZM157 126V127H156ZM164 126H165V128H164ZM205 128H204V127ZM211 127V128H209V127ZM246 126H247V128H246ZM17 127V128H16ZM47 127H50V129H49V131H48V129H47ZM53 127H54V129L56 128V130H53ZM73 127H74V129H73ZM129 127V128H128ZM132 127H133V129H132ZM161 127H162V129H161ZM200 127V128H199ZM216 127V128H215ZM5 128V129H4ZM76 128V129H77ZM88 128L90 129V132H89V130H88ZM106 128V129H105ZM109 128V129H108ZM113 128V130L112 131H110L111 129ZM128 128V129H127ZM159 128V129H158ZM169 128V127H168ZM171 128V127H170ZM169 128V130H171ZM193 128V127H192ZM201 128H204L203 130H201ZM227 128V129H226ZM15 129L18 131V132H16L15 131ZM22 129V130H21ZM62 130V132H60V131H58V130ZM69 129V130H68ZM83 129H84V132H83ZM85 129H87V130H85ZM95 129H97V130H95ZM103 129H104V132H103ZM121 129H123L124 131H126V130H128V135H126V133H124V131H122ZM129 129H130V131H129ZM135 129V130H134ZM143 129V130H142ZM208 129H213V130H211V131H214V132H212V135H211V132H210V130H208ZM14 130V131H13ZM92 130H95V131H92ZM186 130V129H185ZM243 132H242V131ZM19 131H21V133H19ZM22 131H25V132H22ZM64 131V132H63ZM79 131H82V133L81 132H79ZM93 132V134H92V132ZM108 133H107V132ZM116 131V132H115ZM135 132V134H134V132ZM141 131H142V133H141ZM157 132V133H159V134H162V133H160V132ZM166 131H168V130H166ZM166 131H164V133H166ZM44 132V133H43ZM89 132V133H88ZM123 132V133H122ZM127 132V131H126ZM131 134H130V133ZM170 132V131H169ZM17 133V134H16ZM79 133V134H78ZM97 133V135H95ZM121 133V134H120ZM135 135H133V134ZM144 133L149 137L148 138V141H147V139H145V141H144V138L143 139H141V140H139V141H141L140 143H139V141H138V139L141 137L140 135H144ZM172 133V132H171ZM218 133V134H217ZM243 133H244V136H243ZM3 134H4V132H3ZM14 134H16L15 136H14ZM26 134V135H25ZM78 134V135H77ZM89 134V135H88ZM91 134V135H90ZM107 134H112V136L114 137H112V136H110V135H107ZM113 134H115V136L113 135ZM125 134L126 135V137H125V135L123 136V135ZM130 134V135H129ZM138 134V135H137ZM140 134V135H139ZM191 134V135H190ZM204 134V135H203ZM206 134V135H205ZM219 134H221L220 136H219ZM246 134V135H245ZM106 136V138L108 139V137L107 136H110L109 138L111 139V137H112V139L110 140V141H112V143L115 141V143H114V147L115 148H111L110 146H112L111 144L112 143H109V141H108V143L109 144H107V146L106 145H104L106 142V138H105V136ZM120 135H122L123 137H121ZM131 135L132 136H134V137H131ZM145 135V136H146ZM180 135V136H181ZM218 137H216V136ZM17 136V137H16ZM130 136V137H129ZM136 136H138V137H136ZM155 136H157V135H155ZM159 136V135H158ZM205 136H207V137H205ZM213 136V137H212ZM242 136V137H241ZM28 137V138H27ZM31 137H33V139H34V141L32 140V142L33 143H35L36 145H37V147H36V145H35V147L34 146H32V145H30L29 146V140L28 139H30ZM97 137V138H96ZM105 139H104V138ZM117 137V138H116ZM144 137V136H143ZM152 137H154V135L152 136ZM164 136H163V134H162V138H163ZM197 137V138H196ZM214 137H216V139L214 138ZM236 137V138H235ZM237 137H241V139L239 140ZM98 138H99V140H98ZM101 138H102V140H105V141H103L104 142V144H103V142H102V140H101ZM120 138H122V139H120ZM124 138L127 140H124ZM145 138H147V137H145ZM159 138V137H158ZM161 137L159 138V139H162ZM187 138V137H186ZM213 138L215 139V141H213ZM66 139V140H65ZM97 139V140H96ZM132 139V140H131ZM149 139L151 140V141H149ZM157 139V138H156ZM156 139H154V140H156ZM165 139V138H164ZM163 139V140H164ZM174 139H176V143L174 142L175 140ZM218 139H220V140H218ZM101 140V141H100ZM109 140V139H108ZM118 140H121V141H118ZM124 140V141H123ZM129 140V141H128ZM142 140H143V142H145V144H142L143 142H142ZM168 139H166V141H167ZM174 140V141H173ZM216 140H218V141H216ZM262 140L264 141V139L262 138ZM5 143H4V142ZM28 141V142H27ZM147 141V142H146ZM157 141V140H156ZM155 141V142H156ZM160 141V140H159ZM188 141V142H187ZM244 141H245V143H247V145H244L245 143H244ZM28 143V145H27V143ZM31 142V143H32ZM123 142V143H122ZM124 142H125V144H124ZM138 142V144H136ZM150 144H149V143ZM158 142V141H157ZM156 142V143H157ZM161 142V141H160ZM164 142H165V140H164ZM173 142L176 144H173ZM121 143V144H120ZM155 143V144H156ZM161 143H163V142H161ZM160 143V144H161ZM181 143H184V141H181ZM184 143V145H186ZM242 143H244V144H242ZM6 144V145H5ZM122 144H124V145H122ZM130 144V145H129ZM134 144V145H133ZM140 144V146H138V147H136L137 145H139ZM173 144V145H172ZM177 144L179 145V148H180V152H176V154L178 155V156H176V154L173 152V148H175L176 150H177ZM223 144V145H222ZM227 144V145H226ZM98 145V146H97ZM108 145H110V146H108ZM116 145H118V146H116ZM143 145V146H142ZM165 145V144H164ZM189 145V144H188ZM220 145V146H219ZM226 145V146H225ZM8 146H12L11 148L10 147H8ZM31 146H32V148H31ZM49 146V147H48ZM104 146V147H103ZM172 146V147H171ZM173 146H175V147H173ZM201 146V147H200ZM248 146V147H247ZM33 147H34V149H33ZM41 147V148H40ZM83 147V148H82ZM106 147L108 148V149H106ZM125 147V148H124ZM136 147V148H135ZM144 147H146V148H144ZM210 147V148H209ZM220 147V148H219ZM11 149V151H7V150H5V149ZM122 148H124L123 150H122ZM135 148V149H134ZM141 148V149H140ZM144 148V149H143ZM150 148V149H149ZM182 148V149H181ZM202 148H206V150H205V152H206V154L208 155H210L211 156V154H212V158L209 156V158H208V156L207 155H205V157H204V154H205V152H202V151H204ZM110 149V150H109ZM117 149V150H116ZM119 149V150H118ZM126 149H127V151H126ZM200 149H202V150H200ZM208 149V150H207ZM210 149V150H209ZM5 150V151H4ZM14 150H16V152L14 151ZM18 150V151H17ZM106 150H108V151H106ZM113 150V151H112ZM130 150V151H129ZM135 150V151H134ZM143 150V151H142ZM145 150V151H144ZM148 150H150V153L153 151V152H156V153H158V155L160 154V156H162V157H160L159 159L160 160H158V158H157V156H156V160L155 159H151V161L152 160H155L156 162H154L153 161V163L152 162H150V161H148L147 159H145V158H147V157H151V155H153V154H155V153H152V154H149V152L148 153H146ZM162 150V151H161ZM168 150L169 151H171L170 153L168 152ZM112 151V152H111ZM140 151V152H139ZM190 151V152H189ZM208 151V152H207ZM220 151H222V152H220ZM229 151V152H228ZM13 152H14V154H16L17 152V154H20L19 155V162L20 163H22V164H20L19 162H18V158H17V154L14 156L13 155ZM22 152H25V153H22ZM84 152H85V154H84ZM109 152V153H108ZM116 152V153H115ZM128 152V153H127ZM143 152V153H142ZM145 152V153H144ZM161 152V153H160ZM169 154H168V153ZM173 152V153H172ZM181 152H183V153H181ZM187 153V152H189V153H191V154H195V159H199L200 160V162H197V164L198 163H200V164H198V165H194V163H193V161H192V163L193 164H191V157H193V155H191V157L189 158H187L186 156H185V154L184 153ZM209 152H211V154L209 153ZM218 152H220V153H222L221 154V156H220V158L218 157L219 156V153ZM227 152V153H226ZM232 152V153H231ZM9 153V154H8ZM120 153H122L121 155H120ZM141 153V154H140ZM204 153V154H203ZM228 153H230V154H228ZM8 154V155H7ZM28 154V155H27ZM83 154V155H82ZM106 156H105V155ZM120 155L121 157H119L118 155ZM148 155L147 157L145 156V155ZM188 154V153H187ZM217 154H218V156H217ZM227 155L226 156V159H225V155ZM22 155H26L25 157V160H24V156H22ZM78 155V156H77ZM99 155H104L105 157H107V156H109L108 157V159H110V162L113 164V166H115V171L112 173L111 172V170H110V167L109 168H107L108 169V172L105 170V168H106V166L105 165H107V164H105V162H102V163H100V162H97V163H99L100 165H98L97 163V165L98 166H94V165H92V166H90V165H88L89 163L87 162H85V160H83L84 162H85V164H86V166H84L83 164L81 165V163L80 162H83V161H81L80 160V157L81 156H83V157H81V159H86V160H88V161H90V158L92 159V160H96L95 158V156H98V157H101V156H99ZM111 155V156H110ZM126 155V156H125ZM141 155H143L142 157V159L144 160H142V159H140L141 157H139V156H141ZM156 155V154H155ZM171 157H170V156ZM213 155H214V157H213ZM223 155V156H222ZM6 156H7V159H6ZM104 156H102L101 158L103 159V161H105V159H104ZM130 156H132V157H130ZM145 156V157H144ZM173 156H174V158H173ZM199 156H201L202 158L204 157L205 158V160H203V159H200L199 158ZM9 157V158H8ZM10 157H16L15 158V160L14 159H12V158H10ZM20 157H22L21 159H20ZM35 157H37V158H35ZM94 159H93V158ZM117 157H119V158H117ZM135 157V158H134ZM155 156H153V158H154ZM178 157V158H177ZM193 157V158H194ZM229 157V158H228ZM39 158V160H37ZM57 158V159H56ZM61 158V159H60ZM123 158V160H121L120 161V159H122ZM131 158H132V160L133 161H131ZM137 158V159H136ZM162 158H164V159H166L167 161H165V162H167V164H170V165H167L166 163L164 164V159H163V161H162ZM206 158L207 159H210L211 158V160L212 161H215L216 162V165H214V163H213V165L215 166H213V165H210L209 163H211V162H207L206 161ZM223 158L226 160H224L223 161ZM227 158H228V161H227ZM232 158V159H231ZM248 158H251L252 160L250 161V160H248L249 161V163H251V164H249V166L251 165L252 166V163H256V164H258V166L255 168L254 166H252L253 167V169H251V167H246L245 165H247L248 163H247V159ZM6 159V160H5ZM10 159V160H9ZM23 159V160H22ZM33 159H35L33 162L31 161V160H33ZM98 159V158H97ZM108 159H106V160H108ZM116 159H118V160H116ZM180 159H182V160H180ZM218 159H221L222 160V164H221V160L219 161V163L221 164V166L220 165H218L217 166V161L216 160H218ZM9 160V161H8ZM77 160H80V161H77ZM91 160V161H92ZM99 160H101L100 158H99ZM137 160H140V161H142V163H145V164H141L140 162H137ZM146 160H147V162H146ZM158 160V161H157ZM198 160V161H199ZM15 161V162H14ZM43 161V163H45V164H43V163H41ZM57 162V161H59V163H60V165H59V163H57L56 165H59L58 167L59 168H62V169H60V170H58L57 169V167L54 165L55 163H53V162ZM60 161H63V162H60ZM90 161V163H92ZM119 161V162H118ZM127 161H129L130 163L129 164H131V162H133V164L132 165H129L128 164V162ZM162 162V164H161V162ZM246 161V162H245ZM36 162H37V164H38V166H37V164H36ZM107 162V161H106ZM118 162V163H117ZM122 162H125V163H122V165H126V164H128L126 167H124V170H123V166L121 167V163ZM127 162V163H126ZM136 162V163H135ZM169 162V163H168ZM178 162V163H177ZM185 162V163H184ZM6 163H7V167H6ZM107 163H109V162H107ZM137 163H139V164H137ZM147 163V164H146ZM187 163H189V164H187ZM226 163V164H225ZM254 163V164H255ZM17 164H19V166L17 165ZM35 164H36V166H35ZM40 164H42V167L40 166ZM94 164V163H93ZM112 164H110V166L112 165ZM115 164V165H114ZM119 164V165H118ZM136 164V165H135ZM242 164H243V167H242ZM253 164V165H254ZM262 166H261V165ZM16 166L17 168L15 169V168H13L14 166ZM32 165V166H31ZM44 165V166H43ZM78 167H80V169H81V167L83 168V172L82 171H80V174H79V177L77 176V178L79 179V180H77V178H75L76 176L74 175V174H72V173H74L75 172V174L76 175H78L77 173H79V172H77V171H73V170H75L74 169V167L75 168H77V166ZM80 165V166H79ZM155 166L156 168H158L159 170H156V168H154V167H152V166ZM172 165H174V166H172ZM180 165V166H179ZM5 168H7V169H5L4 170V167ZM13 166V167H12ZM31 166V167H30ZM60 166H62V167H60ZM87 166H90L91 168H90V170H91V172H88V169H87ZM101 166V167H100ZM107 166H109V165H107ZM128 166H131V168L133 167V172H134V170H135V168L136 167H139V169L141 168V169H144V171H145V169H147V167H150V168H154V169H147L148 170V172L145 174L146 176L147 175H149V177H151V178H153L152 176H150V175H153L155 172L157 173H159V171H160V173L162 172V171H165V172H167L168 173V175H169V173L171 174L170 176H173L172 174L174 173V172H178V173H180V175L178 176V173L177 174H175L176 176H178V177H176L177 179L176 180H174L175 182H173V180H171L170 178L168 179V176L166 175V179L164 178V181H163V179H161V178H158L157 176H158V174H155L154 176H156L157 178H156V180H157V182L158 183H164V184H166L165 186L163 185H160L162 188H165V190H163L164 192L167 190L166 188H168L169 190L170 189H172V187H173V190H174V187H175V189L176 190H178V191H182V185H185L187 182L189 183L190 182V180H191V178H193V177H198L199 179H200V181H201V183L200 182H196V184L194 183V185H198V186H195L197 189L198 188H200V189H198V191L197 192H200V190L202 189L201 188V186L202 187H207V186H205V185H209V186H211V185H216L215 184V182L213 181H210L209 183H213V184H209L208 183V181L212 178V179H215V181L217 180H219V181H221L220 183H223L224 182V184L223 185H221V184H219V186H216V188H214L215 190L217 189V188H219V189H217L216 191L214 190H211V189H213L212 187H209V190L210 191H212V192H210L209 190H207V188H206V192L203 194L204 196H202V193L199 195V193H197V194H195L194 192H191L192 194H185L184 192V194L182 193V196H180V197H183V198H180L179 196H177L178 195V193H176L177 195H175L174 193L176 192H170V194H168V195H174V196H171L170 198H173V197H176V198H179L180 200H181V202L180 201H178L179 199H174V202H173V200H169L168 198H167V196H166V198L167 199H165L164 197H161V198H163L161 201H162V203L161 204H164L163 206L160 204V203H158L159 202V200H157V201H155L156 203H158L159 204V206H160V208H162V210L163 211H165V212H163L162 213V210L161 211H159V210H156V208L157 207H154V205L156 204H154V202H152V200L150 201L149 199L150 198H152V192L150 191V189H151V187H152V185H155V184H158V183H155V184H152V182L154 183V181H151L150 183H151V186H150V183H149V185H148V187L147 188H144V186L146 187L147 186V182L144 184V186H143V190L141 191V192H145L144 194L142 193H139L140 194V196L139 197H137L136 196V194H137V190H136V187L137 186H135V189H134V187H133V189L134 190H136V192L134 191V193H132L131 194V191L130 190H132V186L133 185H136L134 182H136L137 180H135L134 181V179H135V177L137 176L136 174H138V173H134V175H136V176H132V178H128V176H130V174L131 173H133V172H130V174L128 173L129 172V170H131V168L129 169V167ZM169 166V167H168ZM202 166H204V167H202ZM222 168H220V167ZM233 166H234V168H233ZM239 166V167H238ZM241 166V167H240ZM261 166V167H260ZM30 167V168H29ZM38 167H40L41 169H42V171H43V169H45L43 172L41 171V169H39ZM56 167V168H55ZM84 167L86 168V169H84ZM112 167V166H111ZM128 167V169H127V171L128 172H126L125 170H126V168ZM212 167V168H211ZM219 167V168H218ZM237 167V168H236ZM9 168V169H8ZM35 168H37V169H35ZM49 168H52L51 170L52 171H50L49 173H51V174H49V173H47L46 172V174H48L49 175V177L48 178H50L51 177V179L54 177V179H48L47 178V175H45V171L47 170L48 171V169ZM64 168V169H63ZM89 168V167H88ZM92 168H94V169H96V170H94L95 172L96 171H98L99 169L101 170L102 169V175L103 176H101L100 175V173L101 172H99L98 171V173H99V176H101V178L103 177V179H105V181H106V179H108V181H110V182H105V184H106V187H105V185L102 183V184H98V185H103V188L105 189V188H107V187H110V189H112L113 190V192H112V190H109V189H105V193L104 194H106L107 196H108V194H109V191H110V193L112 192V193H114L115 194V199H117L116 201H115V199H113V201H110L111 199H110V195H109V199L107 198V196H104V199L106 200V202H103V201H105L104 199H102V197H99V196H101V190H102V187L101 186H98L97 185V183H96V181H97V179H99V176L98 177H96L95 179H93V180H95L94 181V186H95V188L94 189H96L97 188V186L100 188H97L98 190H100L99 191V194H98V197H95V196H97V193L96 194H94L96 191L94 190V191H92L91 189L92 188H90L89 186L91 185H89V183H92L93 181H92V178H91V174L90 173H92V176H93V173L94 172H92L93 170H92ZM114 168V167H113ZM172 170H171V169ZM230 168V169H229ZM240 168H245V169H247V170H244V169H241V170H243V172L241 171V170H239ZM17 169H19V170H17ZM73 169V170H72ZM98 169V170H97ZM112 169V168H111ZM139 169H138V171H139ZM141 169H140V172H142L141 171ZM215 169V170H214ZM219 169H221V170H219ZM238 169V172L236 171V170ZM18 172H17V171ZM39 170V171H38ZM61 170H62V172H61ZM68 172H67V171ZM73 172H72V171ZM82 170V169H81ZM117 170V171H116ZM136 170H137V168H136ZM232 170H234V171H232ZM252 170V171H251ZM261 170H263V171H261ZM57 171H59L60 173H58ZM66 171V172H65ZM78 171H79V169H78ZM86 171H87V174L89 175V177H88V175L86 174ZM113 171V170H112ZM142 172V173H140V174H142L141 176H142V179H143V177H146V176H144L143 174L146 172ZM210 171H212V172H210ZM239 171H241V172H239ZM247 171V172H246ZM37 172H39V173H37ZM70 172V173H69ZM72 172V173H71ZM77 172V173H76ZM83 174H82V173ZM103 172H105V173H103ZM116 172H118V174L116 173ZM120 172V173H119ZM135 172H137V171H135ZM165 172H163V173H161V174H163V175H165L166 173ZM32 173V174H31ZM33 173H34V175L37 173V175H39V174H41V176L39 175L38 177H34V175H33ZM62 173V174H61ZM63 173H65V175L67 174V176H63ZM116 175H115V174ZM122 173V174H121ZM216 173H218L217 175H215ZM220 173V174H219ZM222 173H223V175H222ZM230 173V174H229ZM4 174V173H3ZM30 174V175H29ZM70 175V177H69V175ZM97 174V173H96ZM95 173H94V175H96ZM112 174V175H111ZM129 174V175H128ZM161 174H159V176H161ZM252 174V175H251ZM13 175H14V177H13ZM33 175V176H32ZM36 175V176H37ZM53 175H56V176H53ZM58 175V176H57ZM74 175V176H73ZM86 175V176H85ZM104 175H106V176H104ZM122 176L121 178L122 179H120V176ZM220 175V176H219ZM228 175V176H227ZM130 176V177H131ZM139 176V175H138ZM141 176H139L138 178L140 179V177ZM181 176V177H180ZM219 176V177H218ZM225 176V177H224ZM248 176V177H247ZM29 178V183L31 182V184L29 185V186H25V183H27V181L26 182H23V181H25L26 179H28ZM72 177V178H71ZM94 177V176H93ZM104 177H106V178H104ZM164 177V176H163ZM180 177V178H179ZM191 177V178H190ZM238 177V178H237ZM44 178H47V179H45L46 180V185H47V187H50L52 190L50 191V189L48 190V188L47 187H44V186H46V185H43V183H41L42 182V180L44 179ZM87 178H89V179H91V181L92 182H89L88 183V180H87ZM147 178V177H146ZM195 179V180H199V179ZM201 178H202V180H201ZM30 179H31V181H30ZM66 179H68V181L66 180ZM103 179H101V180H103ZM113 179V180H112ZM137 179V178H136ZM145 179V178H144ZM147 179H150V178H147ZM161 179V180H160ZM173 179H174V176H173ZM194 179V178H193ZM204 179V180H203ZM242 180L243 182L242 183H237V184H232V180ZM262 179H264V178H262ZM8 180V181H7ZM35 182H34V181ZM45 180H44V182H45ZM50 182H49V181ZM74 181L73 183H74V185H75V183H76V185L75 186H73L74 187V189L73 188H70L69 187V185L70 186H72L71 184H69L70 182L69 181ZM117 180H119L118 182H117ZM124 182H123V181ZM146 180V179H145ZM145 180L143 181V182H145ZM152 180H154V178L152 179ZM156 180H155V182H156ZM6 183H5V182ZM53 181V182H52ZM55 181V182H54ZM76 181V182H75ZM77 181H78V183H80V184H78L77 183ZM147 181V180H146ZM166 181V182H165ZM192 181V180H191ZM216 181V182H217ZM22 182V183H21ZM49 182V183H48ZM69 182V183H68ZM97 182H100V179L97 181ZM129 182V183H128ZM131 182H132V184H131ZM138 184H140V181L138 180ZM149 182V181H148ZM170 182V183H169ZM173 182V183H172ZM194 182V181H193ZM225 182H227L228 183V185H227V183H225ZM10 183H12L11 185H12V187H11V189H10V186L8 185V184H10ZM28 183V184H29ZM33 183V184H32ZM52 183V184H51ZM72 183V182H71ZM88 183V184H87ZM109 183H111V185L110 186H108V184ZM137 183V182H136ZM162 183V184H163ZM6 184V185H5ZM14 184V185H13ZM15 184H16V186H15ZM42 184V186L43 187H41L40 185ZM45 184V183H44ZM49 184H51V185H49ZM81 184H82V187H81ZM122 186H121V185ZM123 184H125V189H124V191H122L123 189H122V187H124V185ZM199 184H201L200 186H199ZM203 184H204V186H203ZM218 184V183H217ZM243 186H242V185ZM247 184H250L249 186L250 187H252L253 185L252 184H254V186L252 187V188H254V190L251 188V189H249V186L248 187H246L247 186ZM9 186V187H7V188H9V189H7L6 188V186ZM27 185V184H26ZM32 185V186H31ZM34 185H36V189L37 190H33V186ZM39 185V186H38ZM97 185V186H96ZM131 185V186H130ZM188 185V184H187ZM190 185H193L192 184V182H191V184ZM193 185V186H194ZM221 185V186H220ZM252 185V186H251ZM53 186V187H52ZM111 186H112V188H111ZM118 186H120L119 188H118ZM139 186V185H138ZM155 186H157V185H155ZM186 186V185H185ZM189 186V185H188ZM192 186V187H193ZM232 186V187H231ZM241 186V187H240ZM257 186H259V187H257ZM4 187H5V190H4ZM22 187V188H21ZM26 187V188H25ZM55 187V188H54ZM89 187V188H88ZM93 187V186H92ZM117 189H116V188ZM184 187V186H183ZM190 187V186H189ZM187 188V186L185 187V189H190V188ZM223 187H225L224 188V190L222 189ZM232 188L233 189V191H232V194H231V190L230 191H228V192H230V196L227 194L226 195V193L225 192H227L226 190L228 189L229 190V188ZM241 189H240V188ZM244 187V188H243ZM260 187H261V189H260ZM263 187V188H262ZM15 189V191L14 190H12V189ZM28 188V189H27ZM56 188H58L59 190H60V192H57L56 190H58V189H56ZM211 188V189H210ZM246 188H248V189H246ZM256 188V189H255ZM42 189H44V193H43V191H42ZM54 189V190H53ZM71 189H72V191H71ZM90 189V190H89ZM96 189V190H97ZM118 189L119 190H121V192L119 191L118 192ZM140 189V188H139ZM146 189V190H145ZM148 189V190H147ZM152 189H156V188H152ZM159 189H161L160 187H159ZM159 189L157 188L156 189V191L157 192H159ZM185 189H184V191H185ZM192 189V188H191ZM244 189H246V190H244ZM258 189H260V190H258ZM31 190V191H30ZM58 190V191H59ZM62 190V191H61ZM64 190V191H63ZM74 190V191H73ZM76 190V191H75ZM81 190H82V192H81ZM89 190V191H88ZM204 190L205 189H203L202 191L204 192ZM243 190V191H242ZM8 191V192H7ZM12 191V192H11ZM54 191V192H53ZM140 190H138V192H139ZM148 191V192H147ZM152 191H155V190H152ZM155 191V192H156ZM192 191V190H191ZM193 191H195V189L193 190ZM209 191V193H207ZM245 191V192H244ZM251 191V192H250ZM56 192L58 193L57 194V196H56ZM81 192V193H80ZM85 192V193H84ZM92 192V193H91ZM149 192H150V194H151V196H150V198H149ZM154 192V193H155ZM156 192V193H157ZM167 192H168V190H167ZM179 192V193H180ZM189 192V191H188ZM26 193H28V194H26ZM80 193V194H79ZM102 193V195H104ZM111 193V194H112ZM119 193H120V195H122L121 197L119 196ZM123 193V194H122ZM162 192H160V193H158V194H161ZM172 193V194H171ZM186 193H187V191H186ZM207 193V194H206ZM245 193H246V195H245ZM55 194V195H54ZM114 194H113V196H114ZM133 194H135L134 196H133ZM139 194H137V195H139ZM166 194V195H167ZM219 194H222L223 195V197H218L219 196ZM257 194V195H256ZM34 195V196H33ZM42 196V197H44L43 199H42V197H40L39 198V196ZM54 195V196H53ZM75 195V196H74ZM81 195V196H80ZM144 195V196H143ZM146 195V196H145ZM183 195H185V196H190V195H193V196H196L197 198H198V200L199 199H201V198H204V197H206V199H204V205L206 206L208 203H210L209 202V200H208V197L211 199V197L212 196H215V198H213V200H214V202H215V200L218 198V199H220V200H222L221 202H213V206H210L209 204H208V206H206L205 208H207V210L206 211H203V209H202V207H201V209H202V212H206V213H203L204 214V218H206L207 217V222H210L211 221V230H212V232H210L211 230H210V226L208 225V223L206 224V225H208V229H209V231L207 232V229H205V227H203L202 225V223L203 222H200V220L202 221V217L203 216H200V215H198L199 213H197L196 211H197V209H199L197 206H196V201H198L197 199H194V200H196V201H194V202H191L190 201V199H189V201L191 202V204H195V207L197 208L196 210L194 209V208H192L194 211H195V216L194 217H192L193 216V212L194 211H192L191 209V215H190V212H188V211H190V210H188V205H187V197H185V196H183ZM225 195V196H224ZM233 195V196H232ZM254 195V196H253ZM4 196V197H3ZM53 196V197H52ZM72 196V197H71ZM76 198V199H78V201H80L81 203H82V205L80 204L79 205V209H76L77 211H75L74 209L75 208H77V207H75V206H77L76 204L78 203H76L75 204V202L77 201L76 199V201L73 203V202H71L70 201V199H72L73 200V198L74 197ZM89 196V197H88ZM127 196V197H126ZM160 196V195H159ZM161 196H162V194H161ZM248 196H249V199H248ZM46 197V198H45ZM57 197V198H56ZM154 197V196H153ZM200 197V198H199ZM226 197H228V199L226 198ZM231 197V198H230ZM237 199H236V198ZM244 197H246L247 199H248V201H245V200H243L242 201V199ZM16 198V199H15ZM37 198V199H36ZM92 198V199H91ZM133 198H134V200H133ZM139 200V199H141V203L139 202L138 203V205H137V203H136V201H137V199ZM147 198H149V199H147ZM155 198H158V197H156V195H155V197H154V199H153V201L155 200ZM194 198V197H193ZM235 198V199H234ZM245 198V199H246ZM250 198H252V200L250 199ZM254 198V199H253ZM13 199H14V201H13ZM34 201V203H33V201ZM49 199V200H48ZM58 200V201H56V200ZM96 199H97V201H96ZM100 199V200H99ZM128 199V203L126 202V200ZM145 199V200H144ZM182 199H184V201L182 200ZM233 200V202H235V201H237V203H231L232 202V200ZM63 200V201H62ZM165 200H167V202H171V205H173L174 203L176 204L177 202L175 201V200H177L178 202H180V204L182 203V206H183V204H185V209H184V207H183V209L186 211V214L185 215H187V216H184V218H182V215H184V214H182V212H180L181 210H182V206L178 203V205L180 206L179 208L177 207V212H178V214L180 215L179 217V219H176L175 217H177L178 218V214L176 213V215H175V213L174 212H176V209L173 207V206H171V205H169V203L168 204H166V202H165ZM169 200V201H168ZM212 200V199H211ZM220 200H218V201H220ZM226 200V201H225ZM229 200H231V201H229ZM8 201V202H7ZM11 201V202H10ZM36 201V202H35ZM50 201H51V204H50ZM60 201L62 202L61 204H59L60 203ZM68 201V202H67ZM71 203H73V204H75V206H73V204H69L70 202ZM133 201H135V203L133 202ZM143 201V202H142ZM146 201H147V203H146ZM200 202H201V200H199ZM203 201V200H202ZM206 201V202H205ZM227 201H228V203H229V205H230V207H229V205L227 206L226 204H227ZM52 202H55L56 203V206H55V203H53V207H54V210L56 211L57 209H58V211H60L61 210V212H63V213H65V214H60V212H56V213H58L60 216V220L59 221H61V223H63V224H61L59 221H57L58 220V218H57V216H58V214H54L55 213V211L52 213L51 211V213L50 212H48V210L50 209L49 207L52 205ZM79 202V203H80ZM87 202V203H86ZM106 205V207L104 206V204ZM127 203V206L126 207H129V208H126V210L124 209L125 208V205H126V203ZM150 202H152L151 204H154L153 205V207H152V209H154V210H152V212L154 211V213H152L151 214V212L149 211V214H151V215H149V216H151L149 219L147 218L148 216V214H146V213H148L147 211L149 210L148 209V207H147V209H145L146 207L144 206V205H146V204H148V203H150ZM196 202V203H195ZM199 202V203H200ZM208 202V203H207ZM223 202V203H222ZM78 203V204H79ZM110 203H115L116 204V206L115 205H113L114 206V208L111 206L112 204H110ZM125 203V204H124ZM143 203V204H142ZM198 203V204H199ZM201 203V204H202ZM207 203V204H206ZM243 203V204H242ZM49 204V205H48ZM69 204V205H68ZM124 205V208H123V205ZM189 204V203H188ZM216 206H215V205ZM40 205V206H39ZM46 205H48V206H46ZM59 205H62L63 207H64V210H66V208H67V210L66 211H64L62 208L60 209V206ZM130 205V206H129ZM135 205H136V207H135ZM149 206H151L150 204H148ZM147 205V206H148ZM165 205H167L166 207H169V206H171V207H173L174 209L173 210H171V208H169L170 209V211H172V212H169L168 210V208H167V210H166V208L164 207ZM169 205V206H168ZM177 205V204H176ZM175 205V206H176ZM190 205V204H189ZM239 205V206H238ZM2 206V207H1ZM36 206H38V208L36 207ZM43 206H44V208H43ZM47 208H46V207ZM58 206H59V208H58ZM71 206V208H70V210H69V214L70 215H72L71 214V212H74V213H76V214H74L73 213V215L72 216H74L75 215V218L74 217H72V216H70L69 214V217L67 216V211H68V208ZM73 206V207H72ZM81 206H83L82 208H80ZM138 206H139V208H138ZM142 206H143V208H142ZM158 206V205H157ZM159 206H158V208H159ZM193 206V205H192ZM199 206V205H198ZM52 207V206H51ZM53 207L51 208V209H53ZM96 207H97V209H96ZM99 207H100V209H99ZM109 207H112L113 209H112V211L110 212L109 210ZM133 207V208H132ZM200 207V206H199ZM223 207V208H224ZM3 208V209H2ZM28 208V209H27ZM57 208V209H56ZM72 208H74L73 210L74 211H71L72 210ZM84 208H85V210H84ZM106 208H107V210H106ZM118 208V209H117ZM157 208V209H158ZM222 207H221V209H223ZM39 209L42 211H39ZM48 209V210H47ZM97 211H96V210ZM137 210V212L138 213H136V210ZM200 209V210H201ZM220 209V208H219ZM30 210V211H29ZM44 210H45V212H44ZM63 210V211H62ZM82 210H83V212H82ZM135 210V211H134ZM141 210V212H139ZM143 210V211H142ZM200 210H198V212H200ZM215 210H217V209H215ZM241 210V211H240ZM254 210H256V211H254ZM3 211V212H4ZM32 211V212H31ZM40 212V213H37V212ZM91 213H90V212ZM122 211H124V212H122ZM126 211H127V213H126ZM134 211V212H133ZM157 211H159L158 213H157ZM174 211V212H173ZM183 211V210H182ZM185 211H183V213H185ZM212 211V212H211ZM224 211H222V213L224 212ZM238 211V212H237ZM14 213V215H12V214H10V213ZM143 212V215H144V218H142L141 219V217L143 216L142 214H140V213H142ZM242 212V213H241ZM1 213V212H0ZM7 213H9V214H7ZM44 213V214H43ZM50 215H49V214ZM83 213V214H82ZM94 213V214H93ZM115 213V214H114ZM125 213L127 214V215H125ZM135 215V213H136V215H137V217H135V216H133V214ZM160 213V214H159ZM164 213H166V215L168 216V218H169V221L173 218V220H175V221H171V222H167L166 220H168V218H167V216H163L162 217V215L164 214ZM215 213H217L216 215H217V217H220V216H218V215H221L220 214V212H215ZM214 213V214H215ZM219 213V214H218ZM226 213V214H227ZM233 213V214H234ZM5 214H7V215H5ZM86 214V215H85ZM124 215V222H121L120 220L118 221L117 219H121L122 220V218L123 217H121V215ZM138 214H139V216H138ZM202 214V213H201ZM232 214V213H231ZM12 215V216H11ZM15 215H17V216H15ZM52 215H54V217L55 218H53L52 217ZM65 215V216H64ZM77 215H80V217H84V219H80V217H78ZM117 215V216H116ZM197 215L198 216H200V217H197ZM208 215V214H207ZM221 215V217L223 218V216ZM4 216V217H3ZM14 216V217H13ZM79 218V221L77 222L76 220H74V219H76L77 217ZM114 216V217H113ZM120 216V217H119ZM130 216V217H129ZM160 216V217H159ZM170 216V217H169ZM3 217V218H2ZM11 217H13V218H11ZM51 217V218H50ZM71 217V218H70ZM87 217H91V220L93 221V219H94V221H100V224H102L101 225V228H99L98 226H100V224L98 225V226H94L97 230H98V232H97V230H94L91 226H89V225H86V226H89V228H90V230H89V228L87 227H85V229H84V227H83V225L85 226V224H87L85 221H86V219H89L90 220V218H87ZM132 217H135V218H133V220H132ZM139 217V218H138ZM165 217H166V219H165ZM185 217L187 218V220L185 221ZM189 217V218H188ZM198 218V221H196L197 222V224L199 225V228H200V226H201V228H203V230H200V229H198V225L197 224H195V222H194V220H197V218ZM238 217V218H237ZM256 217H258V216H256ZM57 218V219H56ZM67 218H68V221H70L69 223H66L67 222ZM73 218V219H72ZM77 218V219H78ZM86 218V219H85ZM96 218V219H95ZM147 218V220H148V223L150 224H147L148 226H149V233H147L146 235H144L145 233V231L143 232L142 230V228H144V226L143 225H146V223L145 224H143V222H145V219ZM193 218V219H192ZM196 218V219H195ZM199 218H201V219H199ZM53 219H55V220H53ZM70 219V220H69ZM129 219H130V221H129ZM136 219V220H135ZM165 219V220H164ZM191 219H192V222L193 223H191L190 225H193V226H190L188 223H189V220H190V222H191ZM218 219V218H217ZM216 219V220H217ZM18 220V221H17ZM53 220V221H52ZM65 220V221H64ZM80 220H81V222L83 223V225L82 224H80V225H82V227L81 226H79V227H72L73 229H71V227H69V225L68 224H70L72 221L74 222V224H75V226H77V224L80 222ZM85 220V221H84ZM88 220V224H92V223H94V222H92V221H89ZM117 220V221H116ZM181 220H182V222L184 221L185 222V224L183 225V223L181 222ZM204 220V219H203ZM214 220V222L215 223H217V225H218V227H217V225H215V223L212 225V221ZM123 221V220H122ZM132 221V222H131ZM179 221H180V224H179ZM205 221V220H204ZM230 221V222H229ZM239 223H238V222ZM15 222V223H14ZM22 222V223H21ZM59 222V223H58ZM90 222H92V223H90ZM103 222V223H102ZM117 222V223H116ZM126 222H127V224H126ZM131 222V223H130ZM173 222H175V224L173 223ZM200 222V223H199ZM206 222V221H205ZM227 222H229V227H228V225H227ZM20 223V224H19ZM26 225H24V224ZM58 223V224H57ZM85 223V224H84ZM97 223V222H96ZM119 223V224H118ZM121 223H124V224H121ZM169 225H167V224ZM176 223H177V225L178 226H176ZM61 224V225H60ZM73 224V225H74ZM143 224V225H142ZM156 224V225H157ZM232 224V225H231ZM11 226V228H10V226ZM13 225H15L16 226V228L18 229V231H17V233L15 234V232L16 231H12L11 229H12V227H13ZM64 225H66V226H64ZM94 225V224H93ZM110 226V228L108 227V226ZM122 225H123V227H122ZM131 225H132V227H131ZM173 225V226H172ZM180 225V226H179ZM196 225V226H195ZM60 228H59V227ZM127 226H129L128 227V229H127ZM171 226V227H170ZM182 226V227H181ZM189 226H190V228L191 229H193V231L194 232H192V231H190L191 229L189 228ZM213 226V227H212ZM217 228H216V227ZM231 226H234L233 227V229H232V227ZM236 226V227H235ZM61 227H63V228H61ZM122 227V228H121ZM131 227V228H130ZM156 227V226H155ZM178 227V228H177ZM193 227V228H192ZM15 228V227H14ZM13 228V229H14ZM27 228H29V229H27ZM68 228V229H67ZM77 228V229H76ZM79 228V229H78ZM172 228H174V229H172ZM182 228V229H181ZM214 228H216V233H215V230H214ZM241 228L243 229V231H241ZM30 229L32 230V231H30ZM43 229H44V231L45 232H43ZM74 229H76V230H74ZM87 229H88V231H87ZM102 229V230H101ZM118 231H117V230ZM133 229H134V231H133ZM142 229V230H141ZM144 229H146V228H144ZM176 229V230H175ZM188 229H190V230H188ZM15 230V229H14ZM20 230V231H19ZM93 230V231H92ZM100 230V231H99ZM109 230V231H108ZM120 230V231H119ZM125 230H126V232H127V230H128V234H126L125 233ZM178 230V231H177ZM183 230V231H182ZM201 231V232H197V231ZM206 230V231H205ZM214 230V231H213ZM7 231H5V232H7ZM21 231L23 232V236H22V233H21ZM94 231H95V233H94ZM152 233H151V232ZM156 231V230H155ZM190 231V232H189ZM202 231H204V234L206 235V237H205V235L204 234H201L200 235V233H202ZM220 233L219 235L217 234L218 232ZM4 232V233H5ZM11 232H13V235H12V233ZM101 232V233H100ZM108 232H110L111 233V237H108L109 235V233ZM124 233V235H123V233ZM166 232V231H165ZM182 232V233H181ZM192 232V234L193 233H197V234H194V235H191L190 233ZM212 233V236L211 235H209L208 236V234H210V233ZM215 233V236H213V234ZM119 233H120V236H119ZM142 233V234H141ZM144 233V234H143ZM188 233H189V235H188ZM233 233H235L236 234V236L237 237H234L235 236V234H233ZM95 234V235H94ZM100 234V235H99ZM106 234V235H105ZM167 234V233H166ZM174 234V235H173ZM18 235V236H17ZM47 235V236H46ZM108 235V236H107ZM122 235V236H121ZM142 235V236H141ZM143 235H144V237H143ZM159 235H161V238H159ZM169 235V234H168ZM198 235H199V237H202V238H200V239H198ZM217 235H218V237H217ZM9 236V235H8ZM7 236V237H8ZM22 238H21V237ZM100 236V237H99ZM164 236H166V235H164ZM233 236V237H232ZM26 237V238H25ZM141 237H142V239H141ZM154 236L152 235V237L151 238H153ZM167 237V236H166ZM165 237V238H166ZM169 237H170V235H169ZM168 237V238H169ZM192 237H193V239H192ZM205 237V238H204ZM210 237V238H209ZM214 237V238H213ZM216 237H217V240L216 241H214L215 239H216ZM9 238V237H8ZM8 238H6V239H8ZM17 238H18V240H17ZM107 238H109V239H107ZM10 239V238H9ZM20 239V240H19ZM86 239V240H85ZM93 240V242H92V240ZM110 239H113L112 241L110 240ZM147 239V241H145ZM154 239V238H153ZM159 239V240H158ZM170 239H168V240H170ZM197 239H198V241H200L201 240V242H203V245L205 244V241H208V244H207V247H205V246H203L202 245V243H200V242H198L197 241ZM30 240V241H29ZM137 240V241H136ZM141 242H140V241ZM151 240V239H150ZM165 240V239H164ZM203 240V241H202ZM9 241V242H8ZM14 241V242H15ZM36 241V244L34 243ZM145 241V242H147L146 244H148V245H146V247H144L145 245V242L143 243V242ZM152 241V240H151ZM160 241V242H159ZM3 242V243H2ZM17 242H19V243H17ZM111 242V243H110ZM131 242V243H130ZM138 242V243H137ZM169 242V241H168ZM171 242V241H170ZM192 242V243H191ZM198 242V243H197ZM133 243V244H132ZM220 243V244H219ZM18 244V245H17ZM19 244H20V246H19ZM69 244H71V245H69ZM106 244V245H105ZM156 245L153 249H152V247H153V245ZM172 244V243H171ZM198 244H200V248H202L201 250L203 251V248L205 247L206 249H207V252H208V261H206L207 260V257H205L206 258V260H204L203 259V257H199L198 256V254L200 253H198V251L200 250H198V251H196L197 249L196 248H199L198 247ZM205 244V245H206ZM16 245V246H15ZM68 245V246H67ZM149 245H151V246H149ZM162 245V246H161ZM196 245V246H195ZM218 245V246H217ZM220 245V246H219ZM54 247L55 248V246H58V248L56 249L55 248V252H54V248H52V247ZM59 246L60 247H62L61 248V250H60V248H59ZM65 246V247H64ZM82 248H80V247ZM104 246V247H103ZM135 246V247H134ZM159 246H161V250L159 251V252H163L162 254L163 255H165V256H163L162 254H161V256H159V258L160 257H162V261L164 262H162V261H160L159 262V259L157 258V250H159ZM168 246V245H167ZM183 246V247H182ZM12 247V248H11ZM49 247V248H48ZM51 247V248H50ZM64 247V248H63ZM68 247V248H67ZM72 247V248H71ZM85 247V248H84ZM139 247H141V249L139 248ZM144 247V248H143ZM148 247H150V248H148ZM157 247V248H156ZM172 247H173V244H172ZM7 248V249H6ZM45 248H46V250L47 251H44L45 250ZM48 248V249H47ZM65 248H67V249H65ZM83 248L84 249H86V248H88L89 249V251L88 250H83ZM103 248V249H102ZM146 248V249H145ZM205 248H204V250H205ZM108 249V250H107ZM143 249H144V251H143ZM150 249H152V250H154L155 249V253H153V251H149ZM168 249V248H167ZM170 249V248H169ZM168 249V250H169ZM192 249V250H191ZM195 249V250H194ZM220 249V250H219ZM243 249V250H242ZM3 250V251H2ZM15 250V251H14ZM54 252L55 253V255H53L52 256V258H51V254H52V252ZM73 250V249H72ZM69 251V252H73L74 254H75V252L74 251ZM91 250V251H90ZM139 250H141V251H139ZM172 250V249H171ZM194 250V251H193ZM29 251V252H28ZM43 251V252H42ZM61 253H60V252ZM88 251V252H87ZM120 251V252H119ZM147 251H149V253L147 252ZM174 251V250H173ZM177 251L176 252H174V253H176L177 254ZM237 251H238V253H237ZM13 252V253H12ZM21 252V253H20ZM28 252V253H27ZM34 253V257L32 256L33 255V253ZM50 252V254H49V256H50V258H47V257H49V256H47L46 257V255L48 254ZM80 252H82L83 253V255L80 253ZM85 252H87V253H85ZM128 252H130V253H128ZM142 252V253H141ZM165 252V253H164ZM168 252V251H167ZM171 252V251H170ZM205 252V251H204ZM236 252V253H235ZM4 253V254H3ZM14 253H17L16 254V257H13V256H15V255H13ZM41 253H43V254H41ZM62 253H64V254H66V255H63V256H66L67 257V255L69 256V257H65L64 258V260H62L63 259V257H61L62 256ZM72 253V255H74ZM97 254V256H96V254ZM123 253V254H122ZM150 253H152V255L150 254ZM18 254H20V255H18ZM21 254H25V255H23L22 257H21ZM27 254H28V256H27ZM30 254V255H29ZM75 254V255H76ZM149 254V255H148ZM205 254V253H204ZM204 254H202V256L204 255ZM59 255H61V256H59ZM74 255V256H75ZM99 255V256H98ZM101 255V256H100ZM126 255V256H125ZM151 255V256H150ZM213 255V256H212ZM230 255V256H229ZM237 255V256H236ZM27 256V257H26ZM30 256H32L31 258H33V259H31L30 258ZM42 256H45V258L44 257H42ZM56 256H57V259H53L54 257L56 258ZM77 256H75V257H77ZM94 256L96 257V258H94ZM138 256V257H137ZM200 258L199 260H198V257ZM205 256H207V254H205ZM59 257V258H58ZM102 257V258H101ZM109 257V258H108ZM130 259H129V258ZM137 257V258H136ZM154 257L156 258V259H154ZM166 257V258H165ZM170 257H172V259L170 258ZM177 257V256H176ZM179 257V256H178ZM177 257V258H178ZM185 257V258H184ZM197 257V258H196ZM221 257H222V259H221ZM233 257V256H232ZM231 257V258H232ZM237 257H240L239 259L237 258ZM19 258L20 259H23V258H25V260H24V263H23V261L21 262V261H19ZM62 258V259H61ZM94 258V259H93ZM139 258V259H138ZM141 258V259H140ZM169 258V259H168ZM217 258H220V259H217ZM45 259H47V260H45ZM77 259V258H76ZM90 259H92L93 261H91ZM109 259V260H108ZM134 259V260H133ZM151 259V260H150ZM171 259V260H170ZM186 259V260H185ZM246 259H247V257H246ZM245 259V257H244V259H243V262H242V264L243 263H245L246 264V262L244 261V260H246ZM8 260V261H9ZM74 260V259H73ZM72 260V261H73ZM141 260V261H140ZM177 260H179V259H177ZM213 260H215V262L213 261ZM238 260V261H237ZM17 261V262H16ZM48 261V262H47ZM76 261V263H77V260H74L73 262H75ZM108 262L109 264L111 263V262ZM167 261V262H166ZM171 261V262H170ZM210 261V262H209ZM62 262V263H61ZM78 262V263H79ZM85 262V263H84ZM87 262V263H86ZM119 262V263H118ZM166 262V263H165ZM176 262V261H175ZM198 262V263H197ZM226 262V263H225ZM1 263V262H0ZM11 263V264H12ZM15 263H13V264H15ZM76 263H73V264H76ZM77 263V264H78ZM174 263V262H173ZM180 263V262H179ZM179 263H177V264H179ZM2 264H10V262H3ZM239 264V263H238ZM241 264V263H240Z\"/></svg>", "mask_w": 264, "mask_h": 264}, {"label": "bare ground", "instance_id": "obj_2", "mask_svg": "<svg viewBox=\"0 0 264 264\" xmlns=\"http://www.w3.org/2000/svg\"><path fill=\"white\" fill-rule=\"evenodd\" d=\"M6 1H9V2H7V3H11V2H12V0H11V1H10V0H6ZM16 1H18V0H14V1H13V2H15L14 4H16ZM20 1H21V0H20ZM39 1H42V0H39ZM45 1H47V0H45ZM49 1H50V0H49ZM49 1H48V2H49ZM52 1H54V0H52ZM55 1H57V0H55ZM59 1H60V0H59ZM71 1L74 2V0H71ZM131 1H133V0H131ZM157 1L160 2L161 0H157ZM170 1H171V0H170ZM172 1H173V0H172ZM188 1H189V0H188ZM207 1H208V0H207ZM213 1H214V0H213ZM235 1H236V0H235ZM235 1L233 0L234 5H232V2H231V0H230V1H229V2H231V5H230V6H234V7H235V5H236ZM241 1H242V0H241ZM243 1H244V0H243ZM1 2H2V1H1ZM26 2H27V1H26ZM35 2H36V1H35ZM79 2H82V3H83L84 1L81 0V1H79ZM85 2L88 4L89 0H87V1H85ZM85 2H84V4H86ZM96 2H97V1H96ZM96 2H95V4H96ZM135 2H136V1H135ZM159 2H158V3H159ZM168 2H169V1H168ZM209 2H210V1H209ZM211 2H212V1H211ZM211 2L209 3V6H210ZM214 2H216L217 7H219L220 4L222 5V3H221L222 0H220V1H218V0L216 1V0H215ZM214 2H213V3H214ZM224 2H226V4L229 3V2H227L226 0H225V1L223 0V3H224ZM237 2H238V0H237ZM245 2L247 3V1H245ZM27 3H28V2H27ZM29 3H30V1H29ZM53 3L55 4V2H53ZM75 3H78V0H77V2L75 1ZM119 3H120V2H119ZM119 3H118V4H119ZM161 3H162V1H161L159 4H161ZM172 3H173V2H172ZM246 3H244V4H246ZM24 4H25V2H24ZM33 4H34V3H33ZM50 4H52V3H50ZM58 4H59V3H58ZM65 4H66V3H65ZM135 4H136V3H135ZM138 4H139V3H137V6H139ZM155 4H156V3H155ZM229 4H230V3H229ZM229 4H227V6H225V5H222V6H225L224 9L231 10V9H229L230 6L228 7ZM250 4L253 5V3H250ZM255 4H256V3H255ZM263 4H264V3H263ZM17 5H18V4H17ZM17 5H16V6H17ZM21 5H22V9H23V3H22V2H21ZM35 5H36V4H34V6H35ZM47 5H49V3H47ZM47 5H46V6H47ZM93 5H94V4H93ZM186 5H188V4H186ZM213 5H214V4H213ZM216 5L214 6V8L216 7ZM256 5H258V4H256ZM256 5H255V6H256ZM13 6H15V5H13ZM88 6L91 7V5H88ZM103 6H105V5H103ZM103 6H102V7H103ZM112 6H113V5H112ZM114 6H115V5H114ZM114 6H113V7H114ZM159 6H160V5H159ZM189 6H190V5H189ZM222 6H220V7H221V10H223V9H222V8H223ZM247 6L249 7L250 5L248 4ZM261 6H263V5L261 4ZM261 6H260V7H261ZM1 7H2V6H1ZM27 7H28V6H27ZM47 7H48V6H47ZM54 7H55V6H54ZM54 7H53V8H54ZM86 7H87V6H86ZM93 7H94V6H93ZM99 7H100V5L97 6V8H99ZM109 7H111V6H109ZM134 7H135V6H134ZM134 7H133V8H134ZM160 7H161V6H160ZM167 7H169V6H166V7H165V12H166V10L168 9ZM193 7H194L195 9L197 8L196 5H194V4H193ZM193 7H192V10H194ZM211 7H212V6H211ZM220 7H219V8H220ZM236 7H237V6H236ZM236 7H235L234 10H236V12H237L238 9H237ZM244 7H245V6L243 5V6L241 7V9L244 8ZM248 7H247V8H248ZM250 7H251V6H250ZM28 8H29V7H28ZM32 8L34 9V7H32ZM36 8H38V6H37ZM44 8H45V7H44ZM60 8H61V7H59V10H60ZM66 8H67V7H66ZM71 8H73V7H71ZM91 8H92V7H91ZM130 8H131V7H130ZM130 8H129V9H130ZM166 8H167V9H166ZM230 8H231V7H230ZM252 8H253V6H252ZM6 9H8V8H6ZM6 9H4V10H6ZM22 9H21V10H22ZM30 9H31V8H30ZM47 9H48V8H47ZM95 9H96V8H95ZM105 9H106V8H105ZM126 9H127V8H126ZM153 9H154V8H153ZM158 9H159V8H158ZM172 9H174V12H169V13H168V11H170V7H169V10H167V14H168V15H171V18H170V16H169V20L171 19V20H170L171 23L173 22V15L175 14V15L177 16V13H176L175 10H177V12H181V10L178 11L179 8L176 9V7H174V8H172ZM180 9H181V8H180ZM185 9H187V8H185ZM190 9H191V8H190ZM215 9H216V8H215ZM217 9H218V8H217ZM239 9H240V8H239ZM241 9H240V10H241ZM18 10H20V9H18ZM18 10L15 11V14H16V15H17V13H18ZM23 10H24V11H28V10H26V9H23ZM23 10H22V11H23ZM34 10H36V9H34ZM49 10H51V8H49ZM49 10H48V11H49ZM63 10H64V9H62V11H63ZM81 10H82V9H81ZM87 10H88V9H87ZM111 10H112V9H111ZM131 10H132V9H131ZM135 10H136V9H135ZM141 10H142V9H141ZM141 10H140L141 13L138 14V16H139V15L141 16V14H142V13L144 14V12L146 11L144 8H143L142 11H141ZM212 10H213V9H212ZM234 10H233V12H234ZM242 10H243V9H242ZM2 11H3V10H2ZM55 11H56V10H55ZM62 11L60 10V12H62ZM68 11H69V9H68ZM70 11H71V9H70ZM73 11H74V10H73ZM82 11H84V9H83ZM90 11H91V10H90ZM90 11H89V12H90ZM123 11H124V10H123ZM125 11H126V10H125ZM136 11H137V10H136ZM207 11H208V10H207ZM231 11H232V10H231ZM0 12H1V11H0ZM16 12H17V13H16ZM38 12H39V11H38ZM40 12H41V11H40ZM49 12H50V11H49ZM71 12H72V11H71ZM71 12H70V13L68 12V13L71 14ZM78 12H79V11H78ZM113 12H114V11H113ZM129 12H130V11H129ZM129 12H128V13H129ZM132 12H133V11H132ZM153 12H154V11H153ZM190 12H191V11H190ZM194 12H195V10H194ZM209 12H210V11H209ZM236 12H235V15H236ZM8 13H9V12H8ZM12 13H13V12H12ZM20 13H21V12H19V14H20ZM74 13H75V12H74ZM102 13H103V11H102ZM121 13H122V12H121ZM123 13L125 14L126 12H123ZM130 13H131V12H130ZM130 13H129V14H130ZM146 13H147V12H146ZM157 13H158V12H157ZM161 13H162V12H160V14H161ZM221 13H223V12H221ZM224 13H228V11H227V12H224ZM255 13H256V12H254V14H255ZM21 14H23V13H21ZM34 14H35V13H34ZM37 14H38V13H37ZM50 14H52V12H50ZM69 14H68V15H69ZM75 14H76V13H75ZM80 14H81V13H80ZM82 14H83V13H82ZM86 14H87V13H86ZM103 14H104V13H103ZM115 14H117V13H115ZM124 14H123V16L118 14V16H120V19H121V17H122V21H120V23H121V22L123 23V20H125L124 18H125L127 15H129V14H127V13H126L127 15H124ZM143 14H142V18L144 17L145 19L147 18L146 20H151V19H149L150 16H149V17H148V16L145 17V16H144L145 14H144V15H143ZM149 14H150V11H148L147 15H149ZM172 14H173V15H172ZM192 14H193V13H192ZM228 14H231V13H228ZM238 14H239V13H238ZM238 14H237V15H238ZM254 14H253V16H254ZM5 15H6V14L4 13V16H5ZM10 15H11V14H10ZM47 15H48V14H47ZM47 15H46V18H47ZM71 15H72V14H71ZM73 15H74V14H73ZM90 15H91V14H90ZM134 15H135V14H134ZM175 15H174V16H175ZM188 15H189V14H188ZM188 15H187V16H188ZM194 15H195V14H194ZM196 15H198V14H196ZM212 15H213V14H212ZM222 15H223V14H222ZM232 15H234V13H233ZM232 15H231V16H232ZM245 15H246V14H245ZM250 15H252V14H250ZM250 15H249V16H250ZM255 15H256V14H255ZM2 16H3V15H2ZM11 16H12V15H11ZM11 16H10V17H11ZM14 16H15V15H14ZM25 16H26V15H25ZM30 16H31V14H29V15L27 16V18H29ZM33 16L36 18L35 21H37V20H38V19H37L38 17H36L35 15H33ZM37 16H38V15H37ZM40 16H41V15H40ZM43 16H44V14H43ZM69 16H70V15H69ZM86 16H87V15H86ZM99 16H100V14H99ZM112 16L114 17L115 15L113 14ZM124 16H125V17H124ZM135 16H137V15H135ZM135 16H133V18H132V16H131V19H132V20H130V21H131L130 24H131V23L134 24V21L136 22V18L134 19ZM200 16H201V15H200ZM203 16H204V15H203ZM223 16H225V15H223ZM226 16H227V14H226ZM241 16H242V15L240 14V17H241ZM15 17H16V16H15ZM34 17L32 18V20L34 19ZM44 17H45V16H44ZM80 17H81V16H80ZM88 17H89V16H88ZM88 17H87V18H88ZM93 17H94V15H93ZM101 17L103 18L102 15H101ZM104 17H105V16H104ZM115 17H116V16H115ZM123 17H124V18H123ZM165 17H166V16H165ZM178 17H179V15H178ZM227 17H228V16H227ZM229 17H230V16H229ZM232 17H233V16H232ZM234 17H235V16H234ZM242 17H243V16H242ZM20 18H23V19H21V20H23L25 23H27L26 20H27L28 22H32V20L29 21V19H27V18L25 19V18H24V15H23V16H20ZM39 18H40V17H39ZM116 18H117V17H116ZM127 18H128V16H127ZM139 18H140V17H139ZM142 18H141V20L137 18V20H138V21H141V22H142V21H143V22H149V21H144L145 19L143 20ZM156 18H157V17H156ZM175 18H176V17H175ZM179 18H180V17H179ZM185 18H186V17H185ZM197 18H199V17L197 16ZM205 18H206V17H205ZM213 18H214V17H213ZM230 18H231V17H230ZM12 19H14V18H12ZM16 19H17V18H16ZM24 19H25V20H24ZM30 19H31V18H30ZM41 19H43V18L41 17ZM70 19H71V18H70ZM73 19H74V18H73ZM104 19H105V18H104ZM118 19H119V18H118ZM128 19H130V18H128ZM167 19H168V18H167ZM176 19H178V18H176ZM176 19H175V20H176ZM186 19H187V18H186ZM253 19H254V18H253ZM66 20H67V19H66ZM71 20H72V19H71ZM76 20H77V19H76ZM87 20H88V19H87ZM92 20H93V19H92ZM96 20H97V19H96ZM189 20H190V17H189ZM231 20H232V19H231ZM233 20H234V19H233ZM239 20H240V19H239ZM242 20H243V19H242ZM35 21H34V22H35ZM42 21H43V20H42ZM45 21H46V19H45ZM68 21H69V20H68ZM88 21H89V20H88ZM107 21H108V19H107ZM109 21L111 22V20H109ZM128 21H129V20H128ZM170 21H168V22H170ZM229 21H230V20H229ZM9 22H10V21H9ZM9 22H8V23H9ZM55 22H56V21H55ZM66 22H67V21H66ZM90 22H91V21H90ZM96 22H97L96 24L99 26V24L101 25L102 19L100 18V22H99V24H98V21H96ZM110 22H109V23H110ZM141 22H140V23H141ZM202 22H203V21H202ZM202 22H201V23H202ZM230 22H231V21H230ZM0 23H1V22H0ZM4 23H5V22H4ZM4 23H3V24H4ZM6 23H7V22H6ZM20 23H21V22H20ZM38 23H39V21H38ZM41 23H44V22H41ZM41 23H40V24H41ZM107 23H108V22H107ZM137 23H138V22H137ZM140 23H138V24H140ZM171 23H169V24H171ZM174 23H175V22H174ZM174 23H173L172 27L175 26V24H176L177 22H176L175 24H174ZM178 23H179V22H178ZM180 23H182V22H180ZM190 23H192V21H191ZM231 23H232V22H231ZM3 24L1 23V25H3ZM55 24H56V23H55ZM68 24H69V23H68ZM70 24H71V23H70ZM75 24H76V23H75ZM82 24H83V22H82ZM85 24H86V23H85ZM92 24H94V21L92 22ZM102 24L104 25V24H105V21H104ZM111 24H112V23H111ZM128 24H129V23H128ZM132 24H131V25H132ZM183 24H184V23H183ZM253 24H254V23H253ZM13 25H14V23H13ZM25 25H26V24H25ZM27 25H28V23H27ZM29 25H30V23H29ZM29 25H28L27 27H29ZM31 25H32V24H31ZM44 25H45V24H44ZM53 25H54V24H53ZM57 25H59L58 22H57ZM57 25H55V28L58 27L59 29L63 30L64 27L60 28L61 25H60V26H57ZM76 25H77V24H76ZM90 25H91V24H90ZM97 25H96V26H97ZM109 25H110V24H109ZM117 25H118V24H117ZM126 25H127V24H126ZM126 25H125V26H122V27L124 28V27H126ZM134 25H135V24H134ZM141 25H142V24H141ZM177 25H178V24H177ZM188 25H191V24H188ZM193 25H194V24L192 23V27H193ZM195 25H196V23H195ZM195 25H194V27H195ZM18 26H19V25H18ZM35 26H36V25H35ZM37 26H38V25H37ZM41 26H43V25H41ZM56 26H57V27H56ZM68 26H69V25H68ZM68 26H67L66 29H68ZM80 26H81V24H80ZM80 26H79V27H80ZM87 26H88V25H87ZM112 26H114V25L112 24ZM156 26H159V25H156ZM180 26H181V25H179L178 28H180ZM196 26H197V25H196ZM198 26H199V25H198ZM207 26H208V25H207ZM3 27H4V26H3ZM33 27H34V26H33ZM33 27H32V28H33ZM43 27H44V26H43ZM43 27H42V28H43ZM45 27H46V26H45ZM45 27H44V28H45ZM50 27H51V26H50ZM53 27H54V26H53ZM116 27L118 28L119 26H116ZM116 27H114V29H116ZM132 27H133V26H132ZM135 27H136V26H135ZM160 27H161V26H160ZM164 27H166V26H164ZM167 27H169V25H168ZM172 27H171V28H172ZM185 27H186V26H185ZM194 27H193V28H194ZM11 28H13V27H11ZM34 28H35V27H34ZM37 28H38V27H37ZM37 28H36V29H37ZM46 28H47V27H46ZM46 28H45V30H48V28H47V29H46ZM69 28H73V27L71 26V27H69ZM80 28H81V27H80ZM97 28H98V27H97ZM102 28H103V26L101 25V28H100V29H102ZM120 28H121V27H120ZM127 28H128V27H127ZM142 28H143V29H147V27L144 28V26H142ZM142 28H141V29H142ZM161 28H162V27H161ZM173 28H174V27H173ZM186 28H187V27H186ZM186 28H183V27H182V28H180V29H182V30H183V29H184V30H187L188 28H187V29H186ZM190 28H191V27H190ZM198 28H199V27H198ZM24 29H25V27H24ZM38 29H40V28H38ZM52 29H53V31L55 30L54 28H52ZM64 29H65V28H64ZM91 29H92V28H91ZM98 29H99V28H98ZM100 29H99V31H100ZM109 29H110V28H109ZM109 29H106V31L104 30V32H105V33H108L107 31H110ZM139 29H140V26L138 27V29H135V30L138 31ZM141 29L139 30L140 32L143 30V29H142V30H141ZM148 29H149V28H148ZM191 29H192V28H191ZM195 29H196V28H195ZM19 30H21V29H19ZM19 30H18V32H17V29H16L15 31H16L17 33H19V35H20L21 33L19 32ZM43 30H44V29H43ZM57 30H58V29H56V31H57ZM111 30H113V29H111ZM121 30H122V31H125V32H128L127 34L130 35V33H129L128 30H126V29H124V30L121 29ZM121 30H119V31H121ZM169 30H170V29H169ZM240 30H241V29H240ZM73 31H75V30L73 29ZM76 31H77V30H76ZM96 31H97V30L95 29V32H96ZM132 31H134V30H132ZM132 31H130V32H132ZM139 31H138V33H137L138 35L136 34L137 36H139ZM144 31H145V30H144ZM144 31H143V32H144ZM170 31L172 32L173 30L171 29ZM178 31H179V30H178ZM30 32H31V31L25 32V35L23 34V35H20L19 37H18V34H17V38H15V41L18 40L19 47L21 46L20 42L24 40L23 38H24V37L27 38V37H26L27 34H28L29 36L33 34V33H32V34H29ZM32 32H33V31H32ZM54 32H55V31H54ZM66 32H67V30H66ZM66 32H65V33H66ZM148 32H149V31H148ZM148 32L144 33V35L147 34ZM185 32H188V31H185ZM189 32H190V31H189ZM35 33H36V32H35ZM40 33H42V32H40ZM46 33H47V32H46ZM57 33H58V31H57ZM79 33H81V32H79ZM149 33L151 34V33H154V32H149ZM4 34H5V33H4ZM37 34H38V33H37ZM59 34H60V33H59ZM61 34H62V33H61ZM98 34H99V32H98ZM109 34H110V33H108V35H109ZM113 34H115V32H114V33L112 32V34H110V35H113ZM121 34H122L123 36H124V35L127 36V34H125V33H124V34L121 33ZM154 34H155V35H158L159 33L157 34V32H155ZM166 34H169V35H170V33H166ZM191 34H192V33H191ZM239 34H241V33H239ZM248 34H249V33H248ZM28 35H27V36H28ZM49 35H50V33H49ZM49 35H48V36H49ZM57 35H58V34H57ZM69 35H71V33H69ZM110 35H109V36H110ZM117 35H119V34L117 33ZM171 35H172V34H171ZM192 35H193V34H192ZM196 35H197V34H196ZM254 35H255V34H254ZM22 36H24V37H22ZM38 36H39V34H38ZM50 36H52V35H50ZM62 36H63V35H62ZM88 36H89V35H88ZM91 36H92V35H91ZM98 36H99V35H98ZM119 36H121V35H119ZM130 36H131V35H130ZM130 36H128V37H130ZM133 36H134V35H133ZM133 36H132V38H135V36H134V37H133ZM175 36H177V35H175ZM193 36H194V35H193ZM252 36H253V35H252ZM262 36H263V35H262ZM4 37H5V36H4ZM30 37H31V36H30ZM39 37H41V36H39ZM56 37H57V36H56ZM67 37H68V36H67ZM85 37H86V36H85ZM92 37H93V36H92ZM107 37H108V36H107ZM140 37H142V36H140ZM159 37H160V36H159ZM159 37H157V39H158ZM177 37H178V36H177ZM11 38H12V37H11ZM33 38H34V37H33ZM41 38H42V37H41ZM41 38H40V39H41ZM43 38H45V37H43ZM50 38H51V37H50ZM52 38H53V36H52ZM60 38H61V37H60ZM101 38H102V37H101ZM115 38H116L115 42H118V43H119V41H117V38H119V37L116 36ZM115 38H114V39H115ZM121 38H122V36H121ZM126 38H127V37H126ZM143 38H145V37H143ZM147 38H148V37H147ZM149 38L152 39V41L154 40V42L157 43V39H156V37H153V34H152V36H149ZM179 38L181 39L182 37L179 36ZM183 38H185V37L183 36ZM191 38H192V36H191ZM19 39H20V42H19ZM22 39H23V40H22ZM46 39H47V38H45L44 40H46ZM99 39H100V37H99ZM102 39H103V38H102ZM102 39H101V41H102ZM119 39H120V38H119ZM127 39H129V38H127ZM135 39H137V38H135ZM138 39H139V38H138ZM141 39H142V38H141ZM174 39H175V37H174ZM180 39H178V40H180ZM0 40H1V39H0ZM26 40H27V39H26ZM31 40H32V39H31ZM49 40H50V39H49ZM51 40H52V39H51ZM62 40H64V38H62ZM71 40H72V39H71ZM74 40H75V39H74ZM123 40H124V39H123ZM142 40H143V39H142ZM158 40H159V39H158ZM160 40H162V39H160ZM176 40H177V39H176ZM185 40H186V39H185ZM188 40H189V39H188ZM245 40H246V39H245ZM9 41H10V40H9ZM27 41H28V40H27ZM36 41H37V40H36ZM46 41H47V40H46ZM103 41L107 42V41L104 40V39H103ZM128 41H129V40H128ZM150 41H151V40H150ZM163 41H164V40H163ZM246 41H247V40H246ZM28 42L31 43L30 41H28ZM28 42H27V43H28ZM51 42L54 43V41H51ZM51 42H50V43H51ZM56 42L58 43V41H56ZM68 42H69V40H68ZM134 42H135V41H134ZM140 42H141V41H140ZM140 42H139V43H140ZM142 42H143V41H142ZM161 42H162V41H161ZM169 42H172V41L170 40ZM169 42H167V43H169ZM250 42H251V40H250ZM5 43H6V42H5ZM7 43H8V42H7ZM7 43H6V44H7ZM15 43H16V42H15ZM21 43L24 44V41L21 42ZM43 43H44V42H43ZM69 43H70V42H69ZM107 43H108V42H107ZM118 43H116V44H118ZM130 43H131V42H130ZM136 43H137V41H136ZM148 43H149V42H148ZM150 43H151V42H150ZM150 43H149V44H150ZM162 43H166V42L164 41V42H162ZM6 44H5V45H6ZM23 44H22V46H23ZM45 44H46V43H45ZM45 44H44V45H45ZM70 44H71V43H70ZM84 44H87V43H84ZM121 44H122V42H121ZM121 44H120V45H121ZM172 44H173V43H172ZM5 45H3V47H4ZM14 45H15V44L11 45V46H12V49L8 50V52L14 50V49L17 47V45H16V47H14ZM30 45H31V44H30ZM30 45H29V47H30ZM50 45H51V44H50ZM52 45L54 46L55 44H52ZM63 45H65V44H63ZM66 45H67V44H66ZM120 45H119V46H120ZM141 45H142V47L144 46L143 48H146L147 50L152 49V48H149V47H148V48H149V49H148V48L145 47V45H143V44H141ZM151 45H154V44H151ZM165 45H166V44H165ZM165 45H164V47H166ZM170 45H171V44H170ZM170 45H169V46H170ZM175 45H176V44H175ZM175 45H173V47H174ZM36 46H37V48H38L39 45L37 44ZM36 46H35V47H36ZM46 46H47V45H46ZM56 46H57V45H56ZM58 46L60 47V43H59ZM75 46H77V45H75ZM82 46H84V45H82ZM106 46H107V45H106ZM119 46H117V47H119ZM176 46H177V45H176ZM244 46H245V44H244ZM244 46H243V47H244ZM13 47H14V48H13ZM19 47L17 48L18 50L15 49L14 51H12V54H11V55L15 56V58H16V56L18 55L17 52L20 51V50H19ZM61 47H62V46H61ZM61 47H60V48H61ZM69 47H70V45H68V48H69ZM72 47H74V46L71 45V48H72ZM108 47H109V46H108ZM112 47H113V45H112ZM171 47H172V45H171ZM47 48H48V49H47ZM57 48H58V47H57ZM63 48H64V47L61 48V49H62L61 53H62L63 57L65 56V57H64V58H65V59H64V60H65L64 63L67 62V64L69 65V66H68V67H69L68 70H69V69L71 68L70 66H71L72 64H74V63H71V64H70V62L68 63V61H66V56H67V55L64 54V53H65L67 50H66V49L64 50ZM71 48H70V49H71ZM94 48H97V47H94ZM110 48H111V47H110ZM110 48H109V49H110ZM125 48H126V47H125ZM143 48H142V51H143L142 53L145 54V53H144V50H145V49H143ZM214 48H215V47H214ZM29 49H31V51L33 50V48H29ZM39 49H40V47H39ZM42 49H43V48H42ZM72 49H74V48H72ZM72 49H71V50H72ZM97 49H99V48H97ZM116 49H117V48H116ZM120 49H121V48H120ZM200 49H201V48H200ZM220 49H221V48H220ZM47 50H48V51H47ZM49 50H50V47H46V48H45V51H47L46 53H47L48 56H50L49 54H51V51H49ZM152 50H153V49H152ZM157 50H158V49H157ZM157 50H155V51L157 52ZM195 50H196V49H195ZM195 50H194V51H195ZM221 50H222V49H221ZM31 51H30V53H31ZM79 51H81L82 56H83V53H84L83 51H84V50H81V49H80ZM79 51H78V52H79ZM89 51H90V50H89ZM92 51H93V50H92ZM121 51H123V49H122ZM128 51H129V50H128ZM145 51H146V50H145ZM150 51H151V50H150ZM155 51H154V52H155ZM197 51H198V50H197ZM217 51H218V49H217ZM40 52H41V51H40ZM48 52H50V53H48ZM58 52H59V51H58ZM58 52H56V53H58ZM69 52H70V51H69ZM93 52H94V51H93ZM112 52H113V51H112ZM119 52H120V51H119ZM119 52H118V53H119ZM139 52H140V51H139ZM139 52H138V53H139ZM146 52H147V51H146ZM154 52H153V53H154ZM156 52H155V54H157L156 56H159L158 53H159L160 55H161V54L163 55V53H162L160 50H159V52H157V53H156ZM160 52H161V53H160ZM6 53H7V52H6ZM6 53H3V54L5 55ZM14 53H16V55H14ZM33 53H34V52H33ZM41 53H42V52H41ZM43 53H44V50H43ZM43 53H42V54H43ZM73 53H75V50H73ZM109 53H110V52H109ZM125 53H126V52H125ZM132 53H133V52H132ZM138 53H137V54H138ZM148 53H150V52H148ZM153 53L151 52V55H152ZM8 54H9V53H8ZM8 54H7V55H8ZM22 54H23V52H22ZM35 54H36V53H35ZM58 54H60V53H58ZM67 54H68V53H67ZM77 54H78V53H77ZM85 54H86V53H85ZM85 54H84V56H85ZM103 54H106V53L103 52ZM115 54H116V53H115ZM120 54H121V53H120ZM122 54H123V53H122ZM129 54H130V53H129ZM166 54H167V53H166ZM179 54H180V53H179ZM206 54H207V53H206ZM47 55H44V54H43L42 56H44V58H46V57H48ZM62 55H61V56H62ZM71 55H72V54H71ZM73 55H74L75 57L77 56V55H75V54H73ZM111 55H112V54H111ZM118 55H119V54H118ZM124 55H125V54H124ZM124 55H123V56H124ZM126 55H127V53H126ZM126 55H125V56H126ZM134 55H135V54H132V57H131V56H130V57L133 58ZM139 55H141V54H139ZM139 55H138V56H139ZM145 55H146V54H145ZM145 55H143V57H144ZM203 55H204V54H203ZM218 55H219V54H218ZM218 55H217V56H218ZM235 55H236V54H235ZM18 56H20V55H18ZM25 56H26V55H25ZM29 56H30V54H29ZM42 56L40 55V57H42ZM45 56H46V57H45ZM74 56H73V57H74ZM78 56H79V55H78ZM98 56L100 57L101 54L99 53ZM115 56H116V55H115ZM119 56H120V55H119ZM121 56H122V55H121ZM121 56H120V57H121ZM153 56H154V58H156L155 55H153ZM153 56H152V57H153ZM30 57H32V56H30ZM34 57H36V56H34ZM37 57H38V59H40V58H39V53H37ZM50 57H51V56H50ZM53 57H54V56H53ZM53 57H52V58H53ZM67 57L70 58L71 56L69 55V56H67ZM87 57H88V56L86 55V58H87ZM94 57H95V56H94ZM94 57H93V58H94ZM110 57H111V56H110ZM116 57H117V56H116ZM120 57H119V58H120ZM143 57H142V58H143ZM145 57H146V58H145ZM145 57H144V61H146V59H147L148 56H145ZM15 58H14V59H15ZM17 58H18V57H17ZM44 58H43V59H44ZM48 58H49V57H48ZM52 58H51V59H52ZM59 58H62V57L59 56ZM69 58H68V59H69ZM71 58H72V57H71ZM79 58H81V57L79 56ZM124 58H126V57H124ZM142 58H140V60H141ZM148 58H149V57H148ZM14 59L12 58L11 60H14ZM46 59H47V58H46ZM53 59H54V58H53ZM105 59H106V58H105ZM105 59H104V60H105ZM127 59H128V56H127ZM135 59H136V57H135ZM149 59H150V58H149ZM149 59H148V61H149ZM202 59H203V58H202ZM205 59L211 60V59H209L207 56L205 57ZM258 59H259V57H258ZM5 60H6V59H5ZM19 60H20V59H19ZM21 60H22V59H21ZM32 60H34V59H32ZM56 60H57V59L55 58V60H51V61L56 62ZM59 60H60V59H59ZM59 60H58V61H59ZM72 60H73V58H72ZM96 60H97V59H96ZM99 60H100V59H98V61H99ZM110 60H111V59H110ZM121 60H123V59L121 58ZM121 60H120V61H121ZM132 60H133V59H132ZM137 60H138V59H137ZM142 60H143V59H142ZM142 60H141V61H142ZM164 60H165V59H164ZM190 60H191V59H190ZM208 60H207V61H208ZM224 60H225V59H224ZM256 60H257V59H256ZM3 61H4V60H3ZM51 61H50V62H51ZM58 61H57V62H58ZM61 61L63 62V60H61ZM86 61H87V59H86ZM90 61H91V60H90ZM98 61H97V62H98ZM106 61H108V59L105 60V62H106ZM111 61H112V60H111ZM111 61H110V62H111ZM114 61H115V60H113L111 63H114ZM123 61H124V60H123ZM123 61H121V62H123ZM129 61H130V59H129ZM138 61H139V60H138ZM144 61H143V63H144ZM148 61H147V63H148ZM257 61H258V60H257ZM257 61H256V63H257ZM10 62H12V61H10ZM10 62H9V63H10ZM13 62H14V61H13ZM16 62H17V61H16ZM23 62H24V60H23ZM28 62H29V61H28ZM31 62H32V61H31ZM33 62H35V60H34ZM41 62H42V61H40V63L37 62V65H40V66L42 67ZM50 62H49V63H50ZM73 62H75V63L78 62V63H79L80 61H78V59H77L76 61H73ZM81 62H84V61H81ZM81 62H80V63H81ZM87 62H88V61H87ZM92 62L94 63V61H92ZM103 62H104V61H103ZM149 62H150V61H149ZM213 62H215V61L213 60ZM222 62H224V61H222ZM222 62H221V63H222ZM35 63H36V62H35ZM35 63H32V65H34ZM38 63H39V64H38ZM42 63H43V62H42ZM84 63H85V62H84ZM108 63H109V62H108ZM117 63H118V62H117ZM123 63H124V62H123ZM216 63H217V61H216ZM216 63H215V64H216ZM225 63H226V62H225ZM6 64H7V60H6V63H5L4 65H6ZM14 64H15V63H14ZM43 64H44V63H43ZM51 64H52V62H51ZM54 64H56V63H54ZM60 64H61L60 62H59V65H58V63H57L58 66H62V65H60ZM65 64H66V63H65ZM65 64H64V65H65ZM67 64H66V65H67ZM85 64H86V63H85ZM99 64H100V63H99ZM120 64H121V63H120ZM132 64H134V63H132ZM135 64H136V63H135ZM219 64H220V63H219ZM222 64H223V63H222ZM2 65H3V64H2ZM49 65H50V64H49ZM89 65H90V63L88 62V66H87V65H86V66L89 67V68H91V66H89ZM96 65L98 66V64H96ZM121 65H122V67H123V64H121ZM136 65H137V64H136ZM138 65H141V64L139 63ZM206 65H208V64H206ZM263 65H264V64H263ZM0 66H1V64H0ZM11 66H13V65L11 64L9 67H11ZM30 66H31V65H30ZM35 66H36V65H35ZM80 66H81V64H80ZM97 66H96V67H97ZM118 66H119V65H118ZM163 66H164V65H163ZM212 66H215V65H213V63H212ZM218 66H219V65H218ZM221 66H222V65H221ZM257 66H258V65H257ZM9 67H8V68H9ZM16 67H17V66H16ZM31 67H32V66H31ZM45 67H46L45 69H48V68H49V67L47 66V64L45 65ZM47 67H48V68H47ZM51 67H52V66H51ZM53 67H54V66H53ZM56 67H57V66H56ZM62 67H63V66H62ZM81 67H82V66H81ZM87 67H86V68H87ZM93 67H94V66H93ZM144 67H145V66H144ZM195 67H196V66H195ZM201 67H202V66H201ZM205 67H206V66H205ZM209 67H211L210 63H209ZM263 67H264V66H263ZM4 68H5V67H4ZM13 68H14V67H13ZM23 68H24V67H23ZM32 68H33V67H32ZM35 68H36V67H35ZM38 68H39V67H38ZM42 68H43V67H42ZM54 68H55V67H54ZM59 68H61V67H59ZM72 68H73V66H72ZM89 68H88V69H89ZM97 68H98V67H97ZM108 68H110V67H108ZM125 68H126V66H125ZM134 68H135V67H134ZM139 68H141V67H139ZM178 68H179V67H178ZM0 69L3 70V68H0ZM30 69H31V68L27 69L26 71H28V70H30ZM62 69H63V68H62ZM73 69H74V68H73ZM98 69H99V68H98ZM102 69H103V68H102V66H101V70H102ZM136 69H138V68L136 67ZM141 69H142V68H141ZM185 69H188V71H190V69L187 68V67H186ZM203 69H204V68H203ZM209 69H211V68H209ZM215 69H217V67H216ZM10 70H11V69H10ZM13 70H15V69H13ZM18 70H19V69H18ZM37 70H38V69H37ZM60 70H61V69H60ZM63 70H67V67H66V69L64 68ZM82 70H83V69H82ZM90 70H91V69H89V71H90ZM94 70H96V69H94ZM101 70H99V71H101ZM114 70H115V69H114ZM116 70H118V69H116ZM119 70H121V66H120V69H119ZM122 70H123V69H122ZM128 70H129V69H127L126 71H128ZM138 70H139V69H138ZM182 70H183V69H182ZM194 70H195V68H194ZM194 70H193L192 72H193L194 75H196L197 72L194 71ZM204 70H205V69H204ZM213 70H214V68H213ZM213 70H212V71H213ZM253 70H254V69H253ZM20 71H21V69L18 71V74L20 73ZM42 71H44V70H42ZM102 71H103V73H104V70H102ZM126 71H122V72H124L123 77H126V78L128 77L127 79H131L130 77H132V76H130V75H133V74H130V73H134V72H130L128 76H125V74H126L125 72H126ZM130 71H132V70H130ZM188 71H187V72H188ZM199 71H200V70H199ZM212 71H211V72H212ZM214 71H215V70H214ZM6 72H7V70H6ZM15 72H16V71H15ZM40 72H41V70H40ZM108 72H110V71L108 70ZM113 72H114V71H113ZM113 72H112V73H113ZM119 72H120V71H119ZM122 72H121V73H122ZM128 72H129V71H128ZM128 72H127V74H128ZM177 72H178V71H177ZM177 72H176V73H177ZM182 72H183V71H182ZM192 72H191V73H192ZM194 72H195L196 74H195ZM202 72H203V71H202ZM224 72H225V71H224ZM245 72H247V71H245ZM249 72H251V71H249ZM252 72H253V71H252ZM256 72H257V71H256ZM8 73H9V75H10V72H8ZM37 73H39V72H37ZM37 73H36V74H37ZM49 73H50V72H49ZM68 73H70V72H68ZM89 73H90V72H89ZM96 73H97V72H96ZM204 73H205V72H204ZM204 73H203V74H204ZM209 73H210V71H208L207 74H209ZM240 73H242V72H240ZM247 73H248V72H247ZM258 73H259V72H258ZM258 73H257V74H258ZM15 74H16V73H15ZM23 74H25V73H23ZM36 74H35V76L37 77L38 75H42V72H41V74H38V75H36ZM51 74H52V72H51ZM77 74H78V73H77ZM92 74H93V73H92V71H91V76H92ZM94 74H95V73H94ZM99 74H100V73H99ZM106 74H107V73H106ZM106 74H105V75H106ZM122 74H123V73H122ZM174 74H175V73H174ZM177 74H181V73H177ZM188 74H189V73H188ZM193 74H192V76L188 77V78H189L188 80H189L190 82H189L188 80H184L185 82L187 81V82H186L187 85H186V83H184L183 79H182L183 82H182V81H181V82H182V84H185V87H186V86H189V84H190L189 87H191V88L193 87V89L195 90L196 86H195L194 82H197L198 80H202V79H200L202 76H200V77L197 76L198 78H197V77H196V78H193V76H194ZM205 74H206V73H205ZM207 74H206V76H208ZM242 74H243V73H242ZM19 75L22 76L21 74H19ZM33 75H34V74H33ZM66 75H67V74H66ZM66 75L64 74V76H66ZM69 75H70V74H69ZM74 75H75V74H74ZM78 75H79V74H78ZM85 75H86V74H85ZM87 75H88V74H87ZM87 75H86V76H87ZM107 75H108V74H107ZM210 75H212V74L210 73ZM210 75H209V76H210ZM244 75H245V74H244ZM254 75H255V74H254ZM258 75H259V74H258ZM258 75H257V76H258ZM24 76H25V75H24ZM48 76L50 77V75H48ZM61 76H62V75H61ZM70 76H72V75H70ZM112 76H113V75H112ZM114 76H115V78H117V76L120 77V74H119V75H115V74H114ZM121 76H122V75H121ZM135 76H136V75H135ZM204 76H205V75H204ZM247 76H248V75H247ZM29 77H30V76H29ZM49 77H48V78H49ZM66 77H67V76H66ZM68 77H69V76H68ZM68 77H67V78H68ZM73 77H74V76H73ZM89 77H90V76H89ZM105 77H106L107 82H108V79H110V76H105ZM108 77H109V78H108ZM123 77H122V78H123ZM133 77H134V75H133ZM174 77L177 78V79L179 78L177 75L174 76ZM174 77H173V75H172V80L175 81L176 79H175ZM21 78H22V77H21ZM21 78H19V79H21ZM31 78H32V77H31ZM48 78H47V79H48ZM50 78H51V77H50ZM50 78H49V79H50ZM79 78H80V77H79ZM102 78L104 79V77H102ZM185 78H186V77H185ZM202 78H205V77H202ZM206 78H207V77H206ZM256 78H257V77H256ZM23 79H25V78H22L21 80H23ZM49 79L47 80L48 82H49ZM54 79H55V76H54ZM58 79H59V78H58ZM127 79L124 80V83L127 82ZM167 79H168V76H167ZM179 79H180V78H179ZM194 79H195L196 81H195ZM251 79H253V78H251ZM251 79H250V80H251ZM254 79H255V78H254ZM41 80H42V79H41ZM56 80H57V78H56ZM68 80H69V79H68ZM85 80H86V78H85ZM100 80H101V79H100ZM131 80H132V79H131ZM165 80H166V79H165ZM165 80H164V81H165ZM170 80H171V77H170ZM172 80H171V82H170V83H171V88L174 87V86H172V83H173V84L176 83V81L173 82ZM192 80H193V81H192ZM204 80H205V79H204ZM232 80H234V78H233ZM34 81H35V80H34ZM42 81H43V80H42ZM47 81H46V79H45V80L43 81V83H44V82H47ZM57 81H58V80H57ZM63 81H64V79H63ZM72 81H73V80H72ZM75 81H76V80H75ZM91 81L93 82V80H91ZM129 81H130V80H129ZM129 81H128V82H129ZM134 81H135V80H134ZM134 81H132V82H134ZM87 82H89V81H87ZM92 82H91V83H92ZM104 82H106V81L104 80ZM132 82H131V83H132ZM168 82H169V81H168ZM168 82H166L167 85H168ZM198 82H200V81H198ZM198 82H197V83H198ZM229 82H230V81H229ZM242 82H243V81H242ZM251 82H252V81H251ZM253 82H254V81H253ZM0 83H1V82H0ZM26 83H27V82H26ZM34 83H35V82H34ZM73 83H74V81H73ZM78 83H79V82H78ZM93 83H94V82H93ZM95 83H96V82H95ZM108 83H110V82H108ZM120 83H121V82H120ZM122 83H123V82H122ZM131 83H130L129 85H131ZM192 83H193V85L195 86V88H194V86H191ZM221 83H222V82H221ZM44 84H46V83H44ZM44 84H43V85H44ZM47 84H48V83H47ZM47 84H46V85H47ZM55 84H56V83H55ZM55 84H54V85H55ZM66 84H68V83H66ZM74 84H75V83H74ZM76 84H77V83H76ZM88 84H89V83H88ZM110 84H111V83H110ZM204 84H205V83H204ZM226 84H228V83L226 82ZM251 84H252V83H251ZM43 85H40V86H43ZM48 85H51V84H48ZM71 85H72V84H70V89H71ZM78 85H79V84H78ZM80 85H81V84H80ZM94 85H95V84H94ZM104 85H105V83H104ZM107 85H109V84H107ZM167 85L164 84L165 87H166ZM246 85H247V84H246ZM52 86H53V85H52ZM96 86H97V84H96ZM99 86H100V84L98 85V87H99ZM120 86H121V85H120ZM120 86H119V87H120ZM161 86H162V85H161ZM164 86H162L163 90H162V89H161V90H162V91H166L167 94L169 95V98H170V97L172 96V94H171V95L169 94V93H171V91H170L171 89H167V88H166L167 90H165V87H164ZM181 86L183 87V89H181V90H182V92H184V94H185L186 90L189 91L188 87H187V89H186V88L184 87V85H180V87H181ZM247 86H249V85H247ZM61 87H62V86H61ZM93 87H94V86H93ZM110 87H111V85H110ZM113 87H114V86H113ZM119 87H117V88H119ZM121 87H122V86H121ZM121 87H120V88H121ZM127 87H128V86H127ZM219 87H220V86H219V84H218V86L216 87V88H217V92H220V90H221V88H220V90L218 91V88H219ZM251 87H252V86H251ZM73 88H74V85H73ZM100 88H102V87H100ZM106 88H108V87L106 86ZM123 88H124V87H123ZM168 88H169V87H168ZM175 88H176V87H175ZM184 88L186 89L185 91H184ZM202 88H203V87H202ZM42 89H43V88H42ZM42 89H41V90H42ZM66 89H68V88H66ZM82 89L87 90V88H86L85 86H84V88H82ZM155 89H156V88H154L153 90H155ZM248 89H249V88H248ZM248 89L246 88L247 91H248ZM75 90H77V88H75ZM85 90H84V91H85ZM123 90H124V89H123ZM168 90H169V91H168ZM237 90H238V89H237ZM237 90L235 89V92H237ZM255 90H256V89H255ZM4 91H6V90H4ZM64 91H65V89H64ZM77 91H78V90H77ZM79 91H80V90H79ZM79 91H78V92H79ZM157 91H158V87H157L156 91H154V92L157 94ZM162 91H161V92H162ZM177 91H178V90H177ZM191 91L194 92V91L191 89V90L189 91V93L187 92V94L190 95V92H191ZM207 91H209V90H207ZM212 91H213V90H212ZM244 91H245V90H243V92H244ZM78 92H77V93H78ZM82 92H83V91H82ZM82 92H80V93H82ZM102 92H104V91H102ZM115 92H117V91H115ZM152 92H153V91H152ZM168 92H169V93H168ZM217 92H215V93H217ZM239 92H240V91H239ZM241 92H242V91H241ZM252 92H253V91H252ZM74 93H76V92H74ZM84 93H85V92H84ZM86 93H87V92H86ZM158 93H159V92H158ZM162 93H163V92H162ZM208 93H209V94H210V93L213 94V92H206V94H208ZM215 93H214V95H215ZM230 93H231V92H230ZM230 93H229V97H230V95H231ZM78 94H79V93H78ZM91 94H92V93H91ZM118 94H119V93H118ZM129 94H130V93H129ZM159 94H160V93H159ZM175 94H176V93H174V95H175ZM178 94H179V96L181 95V93H178ZM184 94H182V96H184ZM211 94H210L209 96H206V97H207V99L205 98L206 100H204V99L202 98V99H203V102L205 101V102H204L205 104H202V106H203V105H205V106L207 105L206 103H208L207 101H208L209 97L211 96ZM252 94H253V93H252ZM252 94H251V95H252ZM79 95H80V94H79ZM112 95H113V94H112ZM116 95H117V94H116ZM154 95H155V94H154ZM216 95H220V94L218 93V94H216ZM221 95H223V94H221ZM243 95H244V94H243ZM243 95H242V96H243ZM246 95H249V94L246 93ZM33 96H34V95H33ZM175 96H176V95H175ZM191 96H192V94L190 95V97H191ZM193 96H194V95H193ZM193 96H192V97H193ZM239 96H240V95H239ZM242 96H241V97H242ZM0 97H1V95H0ZM176 97H177V96H176ZM176 97H175V98H176ZM192 97H191V98H192ZM194 97H196V96H194ZM216 97H220V96H216ZM244 97H245V96H244ZM150 98H151V97H150ZM155 98H156V97H155ZM181 98H182V97H181ZM239 98H240V97H239ZM245 98H247V96H246ZM4 99H5V97H4ZM134 99H135V98H134ZM202 99H200V100H202ZM211 99L213 100V98H211ZM214 99H215V97H214ZM249 99H250V98H249ZM171 100H172V99H171ZM179 100H180V99H178V101H179ZM182 100H183V98H182ZM182 100H180L179 102H181ZM184 100L186 101V99H184ZM212 100H211V101H212ZM243 100H244V98H243ZM247 100H248V99H247ZM2 101H3V100H2ZM175 101H176V104L178 105L177 100H175ZM185 101H184L185 105H184V103L182 102L183 106H186V102H185ZM191 101H193V100H191ZM191 101H189V102H191ZM213 101H214V100H213ZM218 101H219V99H218ZM218 101H217V102H218ZM240 101H241V100H240ZM245 101H246V100H245ZM172 102H174V101H171V103H172ZM197 102H198V101H197ZM197 102H196V106L198 105ZM217 102H216V103H217ZM219 102L222 103V101H219ZM219 102H218V103H219ZM234 102L236 103L237 100H235ZM250 102H251V101H250ZM250 102H249V103H250ZM150 103H151V102H150ZM187 103H188V102H187ZM191 103H192V102H191ZM210 103H211V102H210ZM232 103H233V102H232ZM232 103H231V104H232ZM41 104H42V103H41ZM172 104H173V103H172ZM176 104H175V108H174V109H176L177 107H180V108H177L176 110L173 109L174 112H175L174 114H176V113L178 112V111H177L178 109L180 110L181 108H184V107L182 106L181 103H179V106H177ZM229 104H230V103H229ZM239 104H240V103H239ZM242 104H243V103H242ZM180 105H181L182 107H181ZM11 106H12V105H11ZM16 106H17V105H16ZM37 106H38V105H37ZM37 106H35V108H37ZM45 106H47V104H45ZM129 106H130V105H129ZM171 106H174V105H171ZM187 106H188V105H187ZM187 106H186V107H187ZM196 106L194 105V106H193L194 108H192V109H191V107H190V109H191L190 112H191V113H190V112H189V114H187L188 112L185 113V114H187L186 117H187L188 115L190 116V115L193 113V111H194V109L196 108ZM202 106H201V107H202ZM208 106H209V105H207L206 107H208ZM211 106L213 107L214 105H211ZM211 106H209V107H211ZM218 106H220V105H218ZM221 106H222V104H221ZM221 106H220V107H221ZM236 106H239V105L236 104ZM50 107H53V105L50 106ZM54 107H55V106H54ZM56 107H57V106H56ZM130 107H131V106H130ZM130 107H129V109H130L131 111H133L132 113H136V112L139 113V112H141V111H135L132 107H131L132 109H131ZM197 107H198V106H197ZM206 107H202L203 109L205 108L204 111H203L202 108H201L200 111H203V113H204V114H200V115H203V116H201V117H203V119H204V118H206L207 116L210 115L211 118H212V114H213V113H210V112L213 111V110H212V109H208V111L210 110V111H209L210 114H209V115H206V114H208V112L205 111V110H207ZM222 107H223V106H222ZM230 107H231V105H230ZM232 107H233V105H232ZM240 107H241V106H240ZM40 108H41V107H40ZM57 108H58V107H57ZM59 108H60V107H59ZM213 108H214V107H213ZM234 108H235V107H234ZM8 109H10V108L8 107L6 110H8ZM18 109H19V108H18ZM31 109H33V108H31ZM38 109H39V108H38ZM38 109H37V110H38ZM44 109H46V107H45ZM127 109H128V108H127ZM155 109H156V108H155ZM217 109H218V108H217ZM228 109H229V108H228ZM42 110H43V106H42V108H41L40 111H42ZM59 110H60V109H59ZM64 110H65V109H64ZM79 110H80V109H79ZM79 110L75 111V114H76V112H78V114H79ZM173 110H172V111H173ZM183 110H184V109H183ZM225 110H226V109H225ZM240 110H241V109H240ZM253 110H254V109H253ZM23 111H24V110H23ZM23 111H22V112H23ZM27 111H28V110H27ZM27 111H26V113H27ZM32 111H33V110H32ZM126 111H127V113H129L130 118H133V117L131 116L132 113L130 114V112H129L128 110H126ZM153 111H154V110H153ZM169 111H170V110H169ZM185 111H187L186 108H185V110H184L183 112H182V110H181L180 112H182V115H183V113H184ZM188 111H189V108H188ZM215 111H216V110H215ZM221 111H224V110H221ZM237 111H238V110H237ZM255 111H256V110H255ZM54 112H55V111H54ZM56 112H57V110H56ZM60 112H61V111H60ZM103 112H104V111H103ZM147 112H148V111H147ZM147 112H145V113H147ZM154 112H156L155 115H157L158 112H157V111H154ZM154 112H153V113H154ZM167 112H168V111H167ZM194 112H195V111H194ZM206 112H207V113H206ZM242 112H243V111H242ZM248 112L250 113V111H248ZM251 112H252V110H251ZM46 113H47V112H46ZM57 113L59 114V112H57ZM57 113H55V115H57ZM109 113H112V112H109ZM148 113L150 114V112H148ZM161 113H162V112H161ZM170 113H171V112H170ZM172 113H173V112H172ZM172 113H171V115L173 116ZM216 113H217V112H216ZM216 113H215V114H216ZM221 113H222V112H221ZM229 113H232V112H229ZM233 113H235V112H233ZM244 113H247V112H244ZM244 113H243V114H244ZM255 113H256V112H255ZM23 114H24V112H23ZM32 114H33V113H32ZM40 114H41V113H40ZM51 114H52V113H51ZM75 114H74V115H75ZM81 114H82V111H81ZM81 114H80V115H81ZM97 114H103V113H97ZM124 114H125V113H124ZM124 114H123V116H124ZM140 114H142L141 116H143L144 113L141 112ZM158 114H159V113H158ZM178 114H179V113H178ZM178 114H177V115H178ZM180 114H181V113H180ZM180 114H179V115H180ZM222 114H223V113H222ZM256 114H258V113H256ZM26 115H27V114H26ZM28 115H29V114H28ZM52 115H53V114H52ZM74 115L72 114V115H68V116H69L70 118H72L73 121H74V120L77 121V122L80 121L79 119H78V120H77V119H74V118L72 117V116H74ZM103 115H104V114H103ZM117 115H118V114H117ZM138 115H139V114H138ZM144 115H146V114H144ZM151 115H153V114H151ZM165 115H167V114L165 113ZM182 115H180V117H181ZM232 115H233V114H232ZM234 115L236 116V117L234 116L236 119H237V117H239V118L241 119V117H240L239 115H237V114H234ZM251 115H252V114H251ZM6 116H7V115H6ZM6 116H5V117H6ZM9 116H10V115H9ZM20 116H21V115H20ZM38 116H39V115H38ZM40 116H41V115H40ZM98 116H99V115H98ZM168 116H169V115H168ZM189 116H188V117H189ZM192 116H196V114H194V115H192ZM210 116H209V118H210ZM259 116H260V115H259ZM24 117H25V115H24ZM45 117H46V116H45ZM45 117H44V118H45ZM49 117H50V115H49ZM101 117H102V116H101ZM124 117H125V119H127V118H128V115H127V118H126V116H124ZM136 117H138V116L136 115ZM136 117L133 118V119H136ZM151 117H152V116H151ZM157 117H158L157 120H158L159 122H160V120L162 121L163 119H165V118H161V119H159V118L161 117V116L159 117V115H158ZM166 117H167V116H166ZM175 117H177V116H175ZM180 117L178 116L177 118L180 119ZM232 117H233V116H232ZM249 117H250V116H249ZM25 118H26V117H25ZM61 118H62V117H61ZM78 118H79V117H78ZM122 118H123V117H122ZM143 118H144V116H143ZM143 118H141V119H143ZM146 118H147V117H146ZM177 118H176V120H178ZM182 118H183V117H181V120H182ZM222 118H223V117H222ZM225 118H227V119L230 120L229 117H225ZM235 118H234V119H235ZM253 118H254V117H253ZM255 118L257 119L256 116H255ZM7 119H8V118H7ZM45 119H47V118H45ZM54 119H55V118H54ZM68 119H69V118H68ZM72 119L69 120V121H72ZM91 119H93V118H91ZM91 119H90V120H91ZM133 119H132V121H133ZM138 119H139V118H138ZM152 119H153V118H152ZM172 119L174 120V118H172ZM172 119H171V120H172ZM183 119H184V118H183ZM185 119H186V118H185ZM193 119H194L193 117H192V119L190 118V120H191L190 125H191ZM201 119H202V118H201ZM203 119H202V120H203ZM219 119L222 120L221 118H219ZM219 119H218V120H219ZM223 119H224V118H223ZM259 119H260V118H258V120H259ZM4 120H5V119H4ZM81 120H82V119H81ZM119 120H120V119H119ZM129 120H130V119L128 118L126 122H128ZM150 120H151V119H150ZM165 120H166V119H165ZM168 120H170V118H168ZM168 120H167V122H168L170 125L168 124L167 126H168L169 128L171 127V128H170L171 130H169L168 127L165 128V126H164V128H165L166 130H168V131L164 130V131H166V133H164V131H162V130H160L161 132L158 130L160 133L163 132V133H162L163 136H164L163 138H162V134L157 133L158 131H156V132H154V133H153L152 131H151V133H150V131L148 132L147 129H149V128L146 127V126H148V124L146 123V126H145V122H146V121H144V120H143L144 122H143V121L140 122L141 120L139 121L140 123H143V124H144V127H146L144 130H146V131L148 132V134H150V136H151L150 139H153V138L156 139V138H157L156 140H157L158 142H157L156 140H154V139H153L152 141L149 139V141H151V143H154V144H152V145H157L158 148H157L156 150H159L160 148H162V150H165V151H166V148H167L166 146H167V145H168V148H169V150H170V144H169V143H171V142H168V141H171L172 138H171L170 140H169V138L174 134V132L179 133L180 130H182V129L179 128V130L177 129V130L175 131V129L178 128V127L175 125V123L173 122V120L170 121V122H169ZM190 120H189V121H190ZM194 120H195V121H194ZM194 120H193V121L196 122V124L193 123V125H191V126L193 127V128L191 127L192 132H196V131H194V130H197V129H198V127H196V128L194 127V124H195V126H198L197 121H199V116L197 115V118H195ZM196 120H197V121H196ZM218 120H216V121H218ZM220 120H219L218 122H221ZM229 120H228V121H229ZM246 120H247V119H246ZM1 121H2V119H1ZM1 121H0V124H2V125H6V124H7V123L4 124V122H1ZM12 121H13V120H11V122H12ZM41 121H42V120H41ZM44 121H45V120H44ZM62 121H63V120H61L60 122H62ZM93 121H97V120L95 119V120H93ZM93 121H92V123H90V124L88 123V126H89V127H90V126H91V127L93 126V123H94ZM98 121H99V120H98ZM100 121H101V119H100ZM100 121H99V122H100ZM135 121H136V120H135ZM135 121H134V122H135ZM154 121H155V120H154ZM178 121H180V120H178ZM189 121H188V123H189ZM208 121H209V119H208ZM228 121L225 120V122H228ZM240 121H243V120H240ZM256 121H257V120H256ZM260 121H261V120H260ZM260 121H259V122H260ZM77 122H74V123H77ZM89 122H90V121H89ZM124 122H125V121H124ZM124 122H123V123H124ZM156 122H157V121H156ZM162 122L167 123V122L164 121V120H163ZM171 122H172V123H171ZM180 122H181V123H182V122H185V120H182V121H180ZM223 122H224V121H223ZM235 122H236V121H235ZM97 123H98V122H97ZM123 123H122V125H123ZM152 123H153V120L151 121V124H150V125H153ZM164 123H162V124H164ZM198 123H199V124L201 125V127H202V124H203L204 122H202V124H201V122H198ZM212 123H213V122H212ZM212 123H211V126L214 125V124L212 125ZM215 123H216V122H215ZM241 123H242V122H241ZM244 123L246 124L247 121H246V122H243V125H244ZM260 123H261V122H260ZM8 124H9V122H8ZM62 124H63V125H62ZM62 124H58L59 126H58L57 129H59V128L62 127L61 129H63L64 131H66V128H69V127H70V126H68L67 124H64V123H62ZM94 124L97 126L96 123H94ZM127 124H130V125H131L132 123L129 122V123H127ZM127 124H125V125H127ZM136 124H137V125H136ZM143 124H142V125H143ZM159 124H160V123H159ZM172 124H173L174 127H176V128H174ZM205 124H206V122L204 123V125H205ZM232 124H234V123H232ZM13 125H16V126H17L18 123H17V124L15 123V124H13ZM65 125H67L68 127L65 126ZM107 125H108V124H107ZM107 125H105V126L107 127ZM119 125H120V124H119ZM132 125H133V124H132ZM140 125H141V124H140ZM179 125H180V126H181V125L184 126L183 123H182V124H179ZM190 125H189V126H190ZM200 125H199V126H200ZM206 125H207V124H206ZM206 125H205V127H207ZM226 125H229V126H230V124H226ZM236 125H237V123H236ZM8 126H9V125H8ZM8 126H7V127H8ZM39 126H40V125H39ZM50 126H51V125H50ZM52 126H53V125H52ZM52 126H51V127H52ZM60 126H61V127H60ZM64 126H65V128H64ZM77 126H78V128H79V125H77ZM88 126H87V127H88ZM105 126H104V127H105ZM113 126H114V124L112 125V127H113ZM123 126H124V125H123ZM123 126H122V127H123ZM209 126H210V125H209ZM209 126H208V127H209ZM215 126H216V125H215ZM218 126H219V125H218ZM220 126H221V125H220ZM222 126H223V125H222ZM222 126H221V128H222ZM233 126H235V125H233ZM237 126H238V125H237ZM7 127H5V128H6L5 131L2 130V131L4 132V134H3V132H2V136H3V135L6 136V135L9 133V135L6 136V137H7L6 139H8V142H9L8 144H10L12 140H13L12 142H14L15 140H14L13 137L11 138V136H13V134H11V136H10V132H8V131L10 130V129H9L10 127L8 128L9 130L7 129ZM18 127H19V125H18ZM116 127H118V125H117V126H116V125L114 126V130L116 129ZM124 127H125V126H124ZM124 127H123V128H124ZM153 127H155V126H152V128H153ZM156 127H157V126H156ZM187 127H188V126H187ZM187 127H183V131H181L182 133H179V134H180V135H181V134H184V132H187V133H188V131H189L188 129H190V128L187 129ZM203 127H204V126H203ZM205 127H204V128H205ZM259 127H260V126H259ZM1 128H2V127H1ZM1 128H0V130H1ZM5 128H4V129H5ZM16 128H17V127H16ZM76 128H77V127H76V125H75V130H74V131H71V133H73V132H75L76 130H78V128H77V129H76ZM92 128H93V127H92ZM109 128H111V127H110V124H109ZM109 128H108V129H109ZM128 128H129V127H128ZM128 128H127V129H128ZM134 128H135L136 130H139L138 122L134 123ZM199 128H200V127H199ZM204 128H201V130H203ZM209 128H211V127H209ZM215 128H216V127H215ZM246 128H247V126H246ZM47 129H48V131H49L50 127H47ZM61 129L58 130V131L62 132ZM73 129H74V127H73ZM90 129H91V128H90ZM90 129L88 128L89 132H90ZM105 129H106V128H105ZM132 129H133V127H132ZM135 129H134V130H135ZM140 129H141V126H140ZM158 129H159V128H158ZM161 129H162V127H161ZM185 129H186V130H185ZM226 129H227V128H226ZM247 129H248V128H247ZM7 130H8V131H7ZM21 130H22V129H21ZM53 130H56V128L54 129V127H53ZM68 130H69V129H68ZM85 130H87V129H85ZM95 130H97V129H95ZM95 130H92V131H95ZM112 130H113V128H112L110 131H112ZM116 130H118V128H117ZM121 130L124 131L123 129H121ZM142 130H143V129H142ZM149 130H150V129H149ZM187 130H188V131H187ZM191 130H190V131H191ZM204 130H205V129H204ZM208 130H210V129H208ZM211 130H213V129H211ZM211 130H210V132H211V135H212V132H214L215 130H214V131H211ZM13 131H14V130H13ZM15 131L18 132L16 129H15ZM64 131H63V132H64ZM92 131H91V132H92ZM118 131H119V130H118ZM126 131H127V132H126ZM126 131H124V133H126V135H128V134H127V133H128V130H126ZM129 131H130V129H129ZM169 131H170V132H169ZM178 131H179V132H178ZM190 131H189V132H190ZM241 131H242V130H241ZM243 131H244V130H243ZM243 131H242V132H243ZM0 132H1V131H0ZM6 132H7V134H5ZM22 132H25V131H22ZM79 132L82 133V131H79ZM83 132H84V129H83ZM89 132H88V133H89ZM103 132H104V129H103ZM106 132H107V131H106ZM115 132H116V131H115ZM133 132H134V131H133ZM171 132H172V133H171ZM192 132H190V133L192 134V136H193V134H194V135L196 134L195 136L198 135V138H197V137H196V138L199 139V140H198L199 143L202 144V142H204V141H200V138H199V137L202 135V134H201L202 132H200V133H199V132H198V133H192ZM215 132H216V131H215ZM19 133H21V131H19ZM43 133H44V132H43ZM107 133H108V132H107ZM122 133H123V132H122ZM129 133H130V132H129ZM141 133H142V131H141ZM177 133H175L174 136H175V135L178 136L179 134H177ZM16 134H17V133H16ZM16 134H14V136H15ZM78 134H79V133H78ZM78 134H77V135H78ZM92 134H93V132H92ZM120 134H121V133H120ZM130 134H131V133H130ZM130 134H129V135H130ZM132 134H133V133H132ZM134 134H135V132H134ZM134 134H133V135H134ZM148 134H147V135H148ZM166 134H168L169 136H170L171 134H172V135H171L170 137H169V136L167 137V136H165ZM188 134H189V133H188ZM191 134H190V135H191ZM199 134H200V136H199ZM217 134H218V133H217ZM25 135H26V134H25ZM88 135H89V134H88ZM90 135H91V134H90ZM95 135H97V133H96ZM107 135L112 136V134H107ZM113 135L115 136V134H113ZM122 135H123V134H122ZM122 135H120V136L123 137L125 134H124L123 136H122ZM126 135H125V137H126ZM137 135H138V134H137ZM139 135H140V134H139ZM145 135H146L145 133H144V135H143L144 137H143L142 135H140L141 137L138 139V141L141 140V139H143V138H144V141H145V139H147V141H148V138H149L150 136L148 135V136H149V137H148L147 135H146V136H145ZM153 135H154V137H152ZM155 135H157V136H155ZM158 135H159V136H158ZM180 135H179L178 138L182 137V135H181V136H180ZM203 135H204V134H203ZM205 135H206V134H205ZM220 135H221V134H219V136H220ZM245 135H246V134H245ZM104 136H105V135H104ZM110 136H107L109 140L106 138V136H105L106 139L103 137L106 141H105V140H102V138H101L102 142H103V141L106 142L105 144H104V142H103L104 145L107 146V144L112 143V141H110V140L112 139L113 136L111 137V139L109 138ZM134 136H135V135H134ZM134 136L131 135V137H134ZM177 136H175L174 138H176ZM184 136H185V139H188L189 141H190V138L192 139V137H190V136H188V135H185V134H184ZM195 136H193V137H195ZM215 136H216V135H215ZM217 136H218V135H217ZM217 136H216V137H217ZM219 136H218V137H219ZM221 136H222V135H221ZM243 136H244V133H243ZM8 137L11 139V141H10V139H9ZM16 137H17V136H16ZM129 137H130V136H129ZM136 137H138V136H136ZM145 137H147V138H145ZM158 137H159V138L161 137L162 139H159ZM186 137H187V138H186ZM205 137H207V136H205ZM212 137H213V136H212ZM216 137H214V138L216 139ZM218 137H217V138H218ZM241 137H242V136H241ZM241 137H237V138H238V139H239V138L241 139ZM1 138L4 139L5 137L3 138V137L0 136V140H1ZM27 138H28V137H27ZM96 138H97V137H96ZM113 138H114V137H113ZM116 138H117V137H116ZM126 138H127V137H126ZM164 138H165V139H164ZM178 138H176V139H178ZM182 138L184 139V137H182ZM214 138H213V141H215ZM219 138H220V137H219ZM235 138H236V137H235ZM6 139H4V141H5ZM120 139H122V138H120ZM163 139L165 140V142H164ZM166 139H168V140L166 141ZM176 139H174L175 141H174V140H173V141H174L175 143H176L177 141H180V143L178 142V144H179V145L182 144V148H184V147L187 146V147L185 148V149H186L185 151H187L188 149H191V148L193 149V148H194L192 144L188 143V144H189V145H188L187 143H185V142H186L185 139H184V140H180V139H178L177 141H176ZM240 139H239V140H240ZM28 140H29V143H30L29 146L32 145V146L35 147L36 144L32 142V140L34 141L33 137H31V138L28 139ZM65 140H66V139H65ZM96 140H97V139H96ZM98 140H99V138H98ZM101 140H100V141H101ZM112 140H113V139H112ZM124 140H126V139L124 138ZM124 140H123V141H124ZM131 140H132V139H131ZM159 140H160L161 142H163V143H161ZM218 140H220V139H218ZM218 140H216V141H218ZM4 141H3V142H4ZM6 141H7V140H6ZM6 141H5V142H6ZM16 141H17V140H16ZM16 141H15V142H16ZM108 141H109V143H108ZM115 141H116V140H115ZM115 141L111 144L112 146H110V145H108V146H110L111 148H115V147H114V146H115V145H114ZM118 141H121V140H118ZM126 141H127V140H126ZM128 141H129V140H128ZM147 141H146V142H147ZM155 141H156L157 143H156ZM181 141H184V143H185L186 145H184V143H181ZM5 142H4V143H5ZM27 142H28V141H27ZM27 142H26V143H27ZM31 142H32V143H31ZM140 142H141V141H139V143H140ZM142 142H143V140H142ZM174 142H173V144H175ZM187 142H188V141H187ZM190 142H191V143H194L195 146H198V145L195 143L194 140H192V141H190ZM122 143H123V142H122ZM148 143H149V142H148ZM155 143H156V144H155ZM160 143H161V144H160ZM244 143H245V141H244ZM244 143H242V144H244ZM11 144L13 145V143H11ZM120 144H121V143H120ZM124 144H125V142H124ZM124 144H122V145H124ZM136 144H138V142H137ZM140 144H141V143H140ZM140 144L137 145L136 147L140 146ZM142 144H145V142H143ZM149 144H150V143H149ZM164 144H165V145H164ZM166 144H167V145H166ZM173 144H172V145H173ZM178 144H177V146H176V147H177V150H176L175 148H173V152H174L175 154H176L177 151L180 152V151H179L180 148H179V145H178ZM5 145H6V144H5ZM27 145H28V143H27ZM113 145H114V146H113ZM125 145H126V144H125ZM129 145H130V144H129ZM133 145H134V144H133ZM161 145H162L163 147H166V148H163ZM175 145H176V144H175ZM222 145H223V144H222ZM226 145H227V144H226ZM226 145H225V146H226ZM244 145H247V143H245ZM32 146H31V148H32ZM97 146H98V145H97ZM116 146H118V145H116ZM142 146H143V145H142ZM159 146H161V147L159 148ZM183 146H184V147H183ZM190 146H191V148H190ZM219 146H220V145H219ZM8 147L11 148L12 146H8ZM34 147H33V149H34ZM36 147H37V145H36ZM36 147H35V148H36ZM48 147H49V146H48ZM103 147H104V146H103ZM136 147H135V148H136ZM171 147H172V146H171ZM173 147H175V146H173ZM200 147H201V146H200ZM247 147H248V146H247ZM12 148H13V147H12ZM12 148H11V149H12ZM40 148H41V147H40ZM82 148H83V147H82ZM124 148H125V147H124ZM124 148H122V150H123ZM135 148H134V149H135ZM144 148H146V147H144ZM144 148H143V149H144ZM182 148H181V149H182ZM187 148H188V149H187ZM209 148H210V147H209ZM219 148H220V147H219ZM11 149L8 148V149H5V150H7V151L9 152V151H11ZM106 149H108V148L106 147ZM140 149H141V148H140ZM149 149H150V148H149ZM192 149L190 150L191 152H193ZM194 149H195V148H194ZM202 149H203V150H204V149L206 150V148H202ZM202 149H200V150H202ZM5 150H4V151H5ZM109 150H110V149H109ZM116 150H117V149H116ZM118 150H119V149H118ZM124 150H125V149H124ZM162 150H161V151H162ZM169 150H168V152L170 153L171 151H169ZM195 150H196V151H195L196 153H199V154H200V152L197 151V148H196ZM205 150L202 151V152H205ZM207 150H208V149H207ZM209 150H210V149H209ZM14 151L16 152V150H14ZM17 151H18V150H17ZM106 151H108V150H106ZM112 151H113V150H112ZM112 151H111V152H112ZM126 151H127V149H126ZM129 151H130V150H129ZM134 151H135V150H134ZM142 151H143V150H142ZM144 151H145V150H144ZM190 151H189V152H190ZM1 152H2V151H0V153H1ZM139 152H140V151H139ZM148 152H149V154L155 153L156 155L153 154V155H151V157H147L148 155H145V154H144V155L147 157V158H145V159H147L148 161H150V162H152V163H153V161L156 162V161H155V160H156L155 158H156V156L158 155V153L153 152V151L150 153V150H148L146 153H148ZM168 152H167V153H168ZM173 152H172V153H173ZM189 152H187L188 154H187L186 152L184 153L185 156H186L187 158H188L189 156L191 157V155H193V157L195 156V154H191V153H189ZM207 152H208V151H207ZM220 152H222V151H220ZM220 152H218V153H219V156H218V154H217V156H218L219 158H220V156H221V154H222V153H220ZM228 152H229V151H228ZM17 153H18V152H17ZM17 153H16V154H17ZM22 153H25V152H22ZM108 153H109V152H108ZM115 153H116V152H115ZM127 153H128V152H127ZM142 153H143V152H142ZM144 153H145V152H144ZM160 153H161V152H160ZM169 153H168V154H169ZM181 153H183V152H181ZM209 153L211 154V152H209ZM226 153H227V152H226ZM231 153H232V152H231ZM8 154H9V153H8ZM8 154H7V155H8ZM16 154H14V152H13V155H14V156H15ZM20 154H21V153H20ZM20 154H17V158H18L17 160H18V162H19V155H20ZM84 154H85V152H84ZM121 154H122V153H120V155H121ZM140 154H141V153H140ZM170 154H171V153H170ZM203 154H204V153H203ZM228 154H230V153H228ZM27 155H28V154H27ZM82 155H83V154H82ZM104 155H105V154H104ZM104 155H99V156L102 157V156H104ZM117 155H118V154H117ZM120 155H118V156L121 157ZM122 155H123V154H122ZM188 155H189V156H188ZM205 155H207L206 152H205V154H204V157H205ZM224 155H225V154H224ZM22 156H24L23 158H24V160H25V158H26L25 156H26V155H22ZM77 156H78V155H77ZM105 156H106V155H105ZM105 156H104V159H105V158L108 159L109 156H107V157H105ZM110 156H111V155H110ZM125 156H126V155H125ZM142 156H143V155L139 156V157H141L140 159L143 158ZM145 156H144V157H145ZM153 156H155V157L153 158ZM169 156H170V155H169ZM176 156H178V155L176 154ZM207 156H208V158H209L210 155L208 154ZM222 156H223V155H222ZM226 156H227V155H225V159H226ZM81 157H83V156H81ZM81 157H80V160H81V161L85 160L86 163H87V162L89 163L88 165L91 164L90 166H92V165H94V166H98V165H100V164L97 163V162H100V161H101L100 163L105 162V164L109 165V166L105 165V166H106L105 170H106L107 168L110 167V170H111V172L113 173V172L115 171V169H116L115 166H113V164L110 162V159H108V160L105 159V161H103V159H102L101 157L95 156V157H96V158H95L96 160L94 161V160H92V159L90 158V161L92 160V161H91L92 163H90V161H88L89 159H88V160H86V159H84V158L81 159ZM119 157H117V158H119ZM130 157H132V156H130ZM160 157H162V156H160V154H159V155L157 156L158 160L161 159ZM170 157H171V156H170ZM190 157H189V158H190ZM193 157H191V158H192V159H191V164H193V163H194V165H198V164H200V163L197 164V162H200V160L198 159V160H199V161H198L197 159H195V157H194V158H193ZM200 157H201V156H199V158H200ZM204 157H203V158H204ZM210 157L212 158V154H211ZM213 157H214V155H213ZM8 158H9V157H8ZM10 158H12V157H10ZM15 158H16V157H15ZM15 158L13 157L12 159L15 160ZM21 158H22V157H20V159H21ZM35 158H37V157H35ZM92 158H93V157H92ZM97 158H98V159H97ZM99 158H100L101 160H99ZM132 158H133V157H132ZM132 158H131V161H133ZM134 158H135V157H134ZM159 158H160V159H159ZM173 158H174V156H173ZM177 158H178V157H177ZM203 158L201 157L200 159H203ZM211 158H210V159H207V158H206V161H207V162H208V161L211 162V161L213 160V159L211 160ZM228 158H229V157H228ZM228 158H227V161H228ZM6 159H7V156H6ZM6 159H5V160H6ZM56 159H57V158H56ZM60 159H61V158H60ZM93 159H94V158H93ZM136 159H137V158H136ZM151 159H155V160H152V161H151ZM163 159H164V158H162V161H163ZM225 159L223 158V161H224ZM231 159H232V158H231ZM261 159H262V157H261ZM9 160H10V159H9ZM9 160H8V161H9ZM22 160H23V159H22ZM34 160H35V159H33V160H31V161L33 162ZM37 160H39V158H38ZM80 160H77V161H80ZM97 160H98V161H97ZM116 160H118V159H116ZM121 160H123V158L120 159V161H121ZM142 160H143V159H142ZM147 160H146V162H147ZM158 160H157V161H158ZM180 160H182V159H180ZM193 160H194V161H193ZM203 160H205V158H204ZM210 160H211V161H210ZM220 160H221V159L216 160V161H217V166H218V165L221 166V164H222V160H221V164L219 163ZM248 160L251 161L252 159H251V158H248V159H247V163H248V164L245 165L246 167H248L249 164H251V163H249ZM15 161H16V160H15ZM15 161H14V162H15ZM96 161H97V162H96ZM106 161L109 162V163H107ZM143 161H144V160H143ZM165 161H167V160L164 159V164H165V163L167 164V162H165ZM192 161H193V163H192ZM225 161H226V160H225ZM255 161H256V160H255ZM20 162H21V161H20ZM20 162H19V163H20ZM60 162H63V161H60ZM85 162L83 161V162H80V163H81V165L83 164L84 166H86ZM118 162H119V161H118ZM118 162H117V163H118ZM127 162H128V164L130 163L129 161H127ZM127 162H126V163H127ZM137 162H140L141 164H145V163H142V161H140V160H137ZM160 162H161V161H160ZM209 162H208V163H209ZM245 162H246V161H245ZM262 162H263V161H262ZM41 163H43V161H42ZM53 163H55L54 165H55V166L57 167V169H58V168H59L58 166L60 165L59 161H57V162L55 161V162H53ZM57 163H59V165H56ZM93 163H94V164H93ZM96 163H97L98 165H97ZM120 163H121V162H120ZM122 163H125V162H122ZM122 163H121V167L123 166V170H124V167H126L128 164H126V165H122ZM135 163H136V162H135ZM168 163H169V162H168ZM177 163H178V162H177ZM184 163H185V162H184ZM213 163H214V165H216V162H215V161H212V162L209 163V164H210V165H213ZM254 163H255V162H254ZM254 163H252V166H254V167L256 166V167H257L258 164H256V163L254 164ZM20 164H22V163H20ZM36 164H37V162H36ZM36 164H35V166H36ZM43 164H45V163H43ZM110 164H112V165H111L112 167L110 166ZM132 164H133V162H131V164H129V165H132ZM137 164H139V163H137ZM146 164H147V163H146ZM161 164H162V162H161ZM187 164H189V163H187ZM225 164H226V163H225ZM253 164H254V165H253ZM17 165L19 166V164H17ZM114 165H115V164H114ZM118 165H119V164H118ZM135 165H136V164H135ZM167 165H170V164H167ZM214 165H213V166H214ZM260 165H261V164H260ZM7 166H8V165H7V163H6V167H7ZM13 166H14V165H13ZM13 166H12V167H13ZM31 166H32V165H31ZM31 166H30V167H31ZM37 166H38V164H37ZM40 166L42 167V164H40ZM43 166H44V165H43ZM76 166H77V165H76ZM79 166H80V165H79ZM90 166H87L88 172H91V170H90L91 167H90ZM151 166H152V165H151ZM172 166H174V165H172ZM179 166H180V165H179ZM220 166H219V167H220ZM252 166L250 165L249 167H251V169H253ZM261 166H262V165H261ZM261 166H260V167H261ZM3 167H4V166H3ZM30 167H29V168H30ZM56 167H55V168H56ZM60 167H62V166H60ZM88 167H89V168H88ZM92 167H93V166H92ZM100 167H101V166H100ZM113 167H114V168H113ZM128 167H129V169L131 168V166H128ZM128 167H127L126 170H125L126 172H128V171H127ZM152 167L156 168L155 166H152ZM168 167H169V166H168ZM202 167H204V166H202ZM214 167H215V166H214ZM219 167H218V168H219ZM238 167H239V166H238ZM240 167H241V166H240ZM242 167H243V164H242ZM256 167H255V168H256ZM13 168L16 169L17 167L14 166ZM38 168L41 169L40 167H38ZM111 168H112V169H111ZM136 168H137V170H136ZM136 168H135L134 172H133V170H132L133 167L131 168V170L128 169V170H129V172H128L129 174H130V172H133V173L130 174V176H131V175L133 176L134 173H138V174H136L137 176L134 175V176H136L135 179H134V181L137 180V181H136L137 183L134 182L136 185H133V186H132V190H130V191H131V194L134 193V191L136 192V190H137V194H139V193H141V194L143 193V194H144L145 192H141V191H142L144 188H147L148 185H149V183H150L151 181H154V183L152 182V184L158 183V182H157L158 179L156 180L157 177L163 179V181H164V178H165L166 175H167V176H168V179H169V178H170V179L172 178L171 180H173V182H175L174 180L177 179L176 177H178V176L180 175V173H178V172H174V173L172 174V175L174 176V179H173V176H170V175H171L170 173H169V175H168L167 172L162 171L161 173H163V172L166 173L165 175H163V174H161L160 171H159V173H158V172H157V173L155 172L153 175H150V176H152V177L154 178V180H152L153 178L149 177V175L146 176L145 174L148 172L149 169L151 170V169H154V168L147 167V169H148V168H149V169H148V170L145 169V171H146V172H145L144 169H141V168H142V167H141V168H140L141 171L143 170V171L145 172L143 175L146 176L147 178H150V179H147L146 177H143V179H142V176H141L142 174H140V173H142L143 171L140 172L139 167H136ZM211 168H212V167H211ZM220 168H221V167H220ZM233 168H234V166H233ZM236 168H237V167H236ZM5 169H7V168L4 167V170H5ZM8 169H9V168H8ZM10 169H11V168H10ZM10 169H9V170H5V172H4L3 169H2V172H3L4 174H3V173H1V174H2V175H5V174L7 173V171H9L8 174H9V173L12 174V173L15 171V170H12L13 172H11ZM35 169H37V168H35ZM51 169H52V168H49L48 171H47V170L45 171V175H47V178L49 177V175L46 174V172L49 173L50 171L53 170V169H52V170H51ZM60 169H62V168H59L58 170H60ZM63 169H64V168H63ZM74 169H75V170H73V169H72V170H73V171H77V172H79V173L76 172V173L78 174V175H76L75 172L72 173L73 171L71 170V171H72L71 173L74 174V175L76 176L75 178H77V176L79 177L80 171H82V172L84 171L82 167H81V169H82V170H81L80 167H78V166H77V168L74 167ZM78 169H79V171H78ZM84 169H86V168L84 167ZM138 169H139V171H138ZM170 169H171V168H170ZM221 169H222V168H221ZM221 169H219V170H221ZM229 169H230V168H229ZM238 169H239V168H238ZM238 169H237V170L235 169V170L238 172ZM241 169L247 170V169H245V168H240L239 170H241ZM17 170H19V169H17ZM17 170H16V171H17ZM44 170H45V169H43V171H44ZM54 170H55V169H54ZM54 170H53V171H54ZM92 170H93L92 172H94L95 174L97 173L96 175H94V173H93V176H94V177L92 176V173H90V174H91L90 176H91L93 182L91 181V179H89L90 177H89V175L87 174V171H86V174H87L88 177H89V178H87L88 183H89V182H92V183H89V185L91 184L89 187L92 188V189H91L92 191H94V190L96 191L94 194L97 193V196H95V197H98V194H99V191H100V190H98L97 188H99L98 186H101V187H102V190H101V196H99V197H102V199H104V196H107L106 194H104V193L106 192L105 189H109V190H112V189H110V187H107V188L104 189V188H103V185H98V184H102V183H103V184L105 185V187H106L105 182H110V181H108V179H106V181H105V179H103V177L101 178V176H103V175H102V172H101L102 169H101V170L99 169L100 171L97 169L99 172H101V173H100L101 176H99L98 171H96V172L94 171V170H96V169L92 168ZM112 170H113V171H112ZM154 170H155V169H154ZM156 170H159V169L156 168ZM171 170H172V169H171ZM214 170H215V169H214ZM38 171H39V170H38ZM41 171H42V169H41ZM43 171H42V172H43ZM66 171H67V170H66ZM66 171H65V172H66ZM68 171H69V170H68ZM68 171H67V172H68ZM106 171L108 172V169H107ZM116 171H117V170H116ZM135 171H137V172H135ZM232 171H234V170H232ZM241 171L243 172V170H241ZM241 171H239V172H241ZM247 171H248V170H247ZM247 171H246V172H247ZM251 171H252V170H251ZM261 171H263V170H261ZM0 172H1V171H0ZM17 172H18V171H17ZM57 172L60 173L59 171H57ZM61 172H62V170H61ZM82 172H81V173H82ZM139 172H140V173H139ZM210 172H212V171H210ZM37 173H39V172H37ZM37 173H36L35 175H34V173H33L34 177H38L39 175L41 176V174L37 175ZM43 173H44V172H43ZM69 173H70V172H69ZM83 173H84V172H83ZM83 173H82V174H83ZM103 173H105V172H103ZM116 173L118 174V172H116ZM119 173H120V172H119ZM177 173H178V176L175 175V174H177ZM11 174L8 175L9 177L7 176V174L5 175L6 177L9 178V181L7 180L8 182H12V181L14 182L13 179L10 180V178L12 177ZM13 174L16 175V173H13ZM31 174H32V173H31ZM49 174H51V173H49ZM61 174H62V173H61ZM114 174H115V173H114ZM121 174H122V173H121ZM129 174H128V175H129ZM155 174H158V176H157V175H156L157 177L154 176ZM159 174H161V176H159ZM217 174H218V173H216L215 175H217ZM219 174H220V173H219ZM229 174H230V173H229ZM2 175H0V176H2ZM14 175H13V177H14ZM29 175H30V174H29ZM33 175H32V176H33ZM36 175H37V176H36ZM51 175H52V174H51ZM64 175H65V173H63V176H64ZM68 175H69V174H68ZM74 175H73V176H74ZM111 175H112V174H111ZM115 175H116V174H115ZM138 175L141 176L140 179L138 178V177H139ZM222 175H223V173H222ZM251 175H252V174H251ZM5 176H2V178H4ZM10 176H11V177H10ZM53 176H56V175H53ZM57 176H58V175H57ZM65 176H67V174H66ZM85 176H86V175H85ZM98 176H99L100 182H97L99 179H97L96 177H98ZM104 176H106V175H104ZM119 176H120V175H119ZM122 176H123V175H122ZM122 176H120V179H122V178H121ZM130 176H128V178H132V176H131V177H130ZM134 176H133V177H134ZM163 176H164V177H163ZM175 176H176V177H175ZM219 176H220V175H219ZM219 176H218V177H219ZM227 176H228V175H227ZM6 177H5V179H6ZM69 177H70V175H69ZM106 177H107V176H106ZM106 177H104V178H106ZM180 177H181V176H180ZM180 177H179V178H180ZM224 177H225V176H224ZM247 177H248V176H247ZM27 178H28V177H27ZM47 178H44V179L42 180L41 183H43V185H46V180H45V179H47ZM71 178H72V177H71ZM95 178L97 179V181H96V183H97V185H98V186L96 185V186H97V188H96L97 190L94 189V188H95L94 185L96 184V183L94 184V181L96 180ZM136 178H137V179H136ZM144 178H145L147 181H146ZM166 178H167V177H166ZM166 178H165V179H166ZM190 178H191V177H190ZM193 178H194V179H193ZM193 178H191L192 181L190 180L189 183L187 182V183L185 184V185L187 186V188L190 186L192 189H191L190 187H189L190 189H185L186 186H185V185H182V191H181V192L178 191V190H176L175 187H174V190H173V187H172V189H170V190H169L168 188H166V189L168 190V192H167V190L164 192L163 190H165V188H162V187L160 186V185H162V186H163V185H164V186L166 185V184H164L163 182H162L163 184H162L161 182L158 183V184H155V185H157V186L152 185V187H151V189H150V191L152 192L151 194H152L154 197H155V195H156V197H158V198H155V200L153 201L154 197L152 196V198H150L151 194H150V192H149V198H150V199H149V198H147V199H149L150 201L152 200V202H154V204L156 203L155 201L159 200L158 203L161 204L162 201H163V200H162L163 198H161V197H164V196H165V197H164L165 199L168 198L169 200L171 199V200H173V202H174V199H175L176 197H173V198H174V199H173V198H170V197H171V196H174V195H168V194H170L171 191H172L173 193L176 191L174 194L177 195L176 193H178L177 196H179L180 194H181L180 196H182V193H183V192H184L186 195L189 194V193L192 194L191 192H194L195 194L199 193V195L202 193V196H204L203 194H204L207 190H209V187H212V188L214 187V188H216V186H219V184H221V185L224 184V182H223V183H220L221 181H219V180H218V181L216 180V181H217V182H216L215 179H212V178H211V179L208 181V183H209L210 181L213 180V181L215 182L216 185H214V186H213V185H211V186H209V185H205V186H207V187H202V186H201L202 189L200 190V192H197L198 189H200V188L197 189L195 186H198V185H194V183H195V184H196V182H200V183H201V181H200V179H199L198 177H193ZM197 178H198L199 180H195V179H197ZM237 178H238V177H237ZM262 178H263V177H262ZM48 179H51V177L48 178ZM52 179H54V177H53ZM52 179H51V180H52ZM93 179H95V180H93ZM101 179H103V180H101ZM161 179H160V180H161ZM27 180H28V181H27ZM44 180H45V182H44ZM66 180L68 181V179H66ZM77 180H79V179L77 178ZM112 180H113V179H112ZM138 180L140 181V184H138V183H139ZM144 180H145V182H143ZM150 180H151V181H150ZM155 180H156V182H155ZM166 180H167V179H166ZM201 180H202V178H201ZM203 180H204V179H203ZM7 181H6V182H7ZM26 181H27V183H25V186H29V185L31 184V182L29 183V178L26 179V180L23 181V182H26ZM30 181H31V179H30ZM33 181H34V180H33ZM35 181H36V180H35ZM35 181H34V182H35ZM48 181H49V180H48ZM104 181H105V182H104ZM118 181H119V180H117V182H118ZM122 181H123V180H122ZM148 181H149V182H148ZM158 181H159V180H158ZM193 181H194V182H193ZM213 181H212V182H213ZM4 182H5V181H4ZM6 182H5V183H6ZM8 182H7V183H8ZM13 182H12V183H13ZM49 182H50V181H49ZM49 182H48V183H49ZM52 182H53V181H52ZM54 182H55V181H54ZM69 182H70V183H69ZM69 182H68L69 184H71V185L73 184L72 186L69 185V187L74 189L73 186H75L76 183H75V185H74V183H73L74 181H73V180H72V181H69ZM71 182H72V183H71ZM75 182H76V181H75ZM101 182H102V183H101ZM123 182H124V181H123ZM146 182H147V183H146ZM165 182H166V181H165ZM173 182H172V183H173ZM191 182H192V184H193L194 186H193V185H190ZM253 182H254V181H253ZM12 183L8 184V185L10 186V189H11V187H12V185H11ZM21 183H22V182H21ZM28 183H29V184H28ZM44 183H45V184H44ZM77 183H78V181H77ZM88 183H87V184H88ZM118 183H119V182H118ZM128 183H129V182H128ZM145 183L147 184L146 187L144 186ZM169 183H170V182H169ZM217 183H218V184H217ZM225 183H227V182H225ZM259 183H260V182H259ZM26 184H27V185H26ZM32 184H33V183H32ZM51 184H52V183H51ZM51 184H49V185H51ZM78 184H80V183H78ZM107 184H108V183H107ZM109 184L111 185V183H109ZM109 184H108V186H110ZM131 184H132V182H131ZM146 184H145V185H146ZM187 184H188L189 186H188ZM209 184H213V183H209ZM234 184H235V183H234ZM234 184H233V185H234ZM0 185H1V184H0ZM5 185H6V184H5ZM8 185L6 186V188L9 187ZM13 185H14V184H13ZM120 185H121V184H120ZM123 185H124V187H122V189H123L122 191H124V189L126 188V187H125V184H123ZM138 185H139V186H138ZM200 185H201V184H199V186H200ZM221 185H220V186H221ZM227 185H228V183H227ZM241 185H242V184H241ZM249 185H250V184H247L246 187H248ZM252 185L254 186V184H252ZM252 185H251V186H252ZM256 185H258V183H256ZM259 185H260V184H259ZM15 186H16V184H15ZM31 186H32V185H31ZM38 186H39V185H38ZM40 186L43 187L42 184H41ZM92 186H93V187H92ZM121 186H122V185H121ZM130 186H131V185H130ZM135 186H137V187H136V190H134V189H135ZM143 186H144V188H143ZM150 186H151V183H150ZM183 186H184V187H183ZM192 186H193V187H192ZM203 186H204V184H203ZM242 186H243V185H242ZM253 186H252V187H253ZM260 186H262V185H260ZM29 187H30V186H29ZM44 187H47V185L44 186ZM52 187H53V186H52ZM81 187H82V184H81ZM89 187H88V188H89ZM119 187H120V186H118V188H119ZM133 187H134V189H133ZM159 187H160L161 189H159ZM231 187H232V186H231ZM231 187L229 188V190H228V189L226 190V191H227V192H225L226 195H227V194L229 195L230 192H231V194H232L233 189H232ZM240 187H241V186H240ZM240 187H239V188H240ZM252 187L249 186V189H251ZM257 187H259V186H257ZM1 188H2V186L0 187V191L3 192L2 195H4V193H5L6 191L4 192L3 189L1 190ZM21 188H22V187H21ZM25 188H26V187H25ZM47 188H48V190L50 189V191L52 190L50 187H47ZM54 188H55V187H54ZM82 188H83V187H82ZM111 188H112V186H111ZM115 188H116V187H115ZM139 188H140V189H139ZM142 188H143V189H142ZM152 188H156V189L158 188V189H159V192H157L158 190L156 191V189H152ZM206 188H207V190H206ZM214 188H213V189L210 188V189L214 191V190H215ZM224 188H225V187H223L222 189L224 190ZM243 188H244V187H243ZM262 188H263V187H262ZM7 189H9V188H7ZM27 189H28V188H27ZM56 189H58V188H56ZM99 189H100V188H99ZM116 189H117V188H116ZM184 189H185V191H184ZM194 189H195V191H193ZM203 189H205L204 192L202 191ZM217 189H219V188H217ZM217 189H216V190H217ZM240 189H241V188H240ZM246 189H248V188H246ZM246 189H244V190H246ZM252 189L254 190V188H252ZM255 189H256V188H255ZM260 189H261V187H260ZM260 189H258V190H260ZM4 190H5V187H4ZM12 190L15 191L14 188H13ZM33 190H37V189H36V185L33 186ZM53 190H54V189H53ZM58 190H59V189H58ZM58 190H56V191H57V192H60V190H59V191H58ZM89 190H90V189H89ZM89 190H88V191H89ZM138 190H140V191L138 192ZM145 190H146V189H145ZM147 190H148V189H147ZM152 190H155L157 193H156L155 191H152ZM191 190H192V191H191ZM196 190H197V191H196ZM216 190H215V191H216ZM219 190H220V189H219ZM230 190H231V191H230ZM30 191H31V190H30ZM42 191H43V193H44V189H42ZM61 191H62V190H61ZM63 191H64V190H63ZM71 191H72V189H71ZM73 191H74V190H73ZM75 191H76V190H75ZM102 191H103V192L105 191V192L103 193ZM119 191L121 192V190L118 189V192H119ZM169 191H170V192H169ZM186 191H187V193H186ZM188 191H189V192H188ZM209 191H210V190H209ZM209 191H208L207 193H209ZM228 191H230V192H228ZM242 191H243V190H242ZM263 191H264V189L261 190L259 193L257 192V194H260V193H262ZM7 192H8V191H7ZM11 192H12V191H11ZM53 192H54V191H53ZM57 192H56V196H57V194H58ZM81 192H82V190H81ZM81 192H80V193H81ZM112 192H113V190H112ZM112 192H111V193H112ZM124 192H125V191H124ZM147 192H148V191H147ZM154 192H155V193H154ZM160 192H162V193H161L162 196H161V194H158V193H160ZM179 192H180V193H179ZM210 192H212V191H210ZM244 192H245V191H244ZM250 192H251V191H250ZM60 193H61V192H60ZM80 193H79V194H80ZM82 193H83V192H82ZM84 193H85V192H84ZM91 193H92V192H91ZM102 193H103L104 195H102ZM111 193H110V191H109V194H108L107 198L109 199V195H110V199L113 197L110 201H113V199H115L116 197H115V194H114V193H112V194H111ZM167 193H168V194H167ZM184 193H183V194H184ZM207 193H206V194H207ZM26 194H28V193H26ZM113 194H114V196H113ZM122 194H123V193H122ZM137 194H136V196L139 197L140 194H139V195H137ZM166 194H167V195H166ZM171 194H172V193H171ZM257 194H256V195H257ZM54 195H55V194H54ZM54 195H53V196H54ZM134 195H135V194H133V196H134ZM159 195H160V196H159ZM245 195H246V193H245ZM4 196H5V195H4ZM4 196H3V197H4ZM33 196H34V195H33ZM53 196H52V197H53ZM74 196H75V195H74ZM74 196H73V197H74ZM80 196H81V195H80ZM119 196L121 197L122 195H120V193H119ZM143 196H144V195H143ZM145 196H146V195H145ZM166 196H167V198H166ZM180 196H179V197H180ZM183 196H185V195H183ZM220 196L223 197L222 194H219L218 197H220ZM224 196H225V195H224ZM229 196H230V195H229ZM232 196H233V195H232ZM253 196H254V195H253ZM9 197H10V195H8V197L5 196L4 198H5V200H7V198H9ZM40 197H42V196L40 195L39 198H40ZM71 197H72V196H71ZM88 197H89V196H88ZM114 197H115V198H114ZM126 197H127V196H126ZM140 197H141V196H140ZM185 197H187V198H186V199H187L186 201H187V205H188V210L191 209L192 211H194L192 208L195 207V204H194V203L191 204V202L196 201V200H194V199H197V200H198V198H197L196 196H193V195H190V196L188 195V196H185ZM193 197H194V198H193ZM212 197L215 198V196H212ZM212 197H211L212 200L208 197V200H209L210 203H208V202H207V203H208L209 205L211 204L210 206H213V202H214V200H213ZM43 198H44V197H42V199H43ZM45 198H46V197H45ZM56 198H57V197H56ZM180 198H183V197H180ZM188 198L190 199L191 202L189 201ZM199 198H200V197H199ZM223 198H224V197H223ZM226 198L228 199V197H226ZM230 198H231V197H230ZM235 198H236V197H235ZM235 198H234V199H235ZM237 198H238V197H237ZM237 198H236V199H237ZM242 198H243V197H242ZM245 198H246V197H244V198L242 199V201H243V200L248 201L249 196H248V199H247V198L245 199ZM9 199L11 200V198H9ZM15 199H16V198H15ZM36 199H37V198H36ZM75 199H76V198L74 197L73 200L70 199V201L73 202ZM78 199H79V198H78ZM78 199H76L77 201L75 200L76 202L74 201L75 204H76L77 202L79 203V202L81 201V200L78 201ZM91 199H92V198H91ZM136 199H137V198H136ZM176 199H179V198H176ZM204 199H206V197L199 199V200H201V202H200L199 200L196 201V202H197V203L195 202V203H196V206H197L199 209H197L196 207H195L194 209H195V210L197 209L196 212L199 213L198 215L203 216V217H202V221L200 220V222H203V223H202V224H203L202 226L205 227V229H207V232H208V231H209V229L207 228L208 225L210 226V230H211V224H210L211 221H210V222H207V220H206L207 217L210 216V217L212 218V215H215V216H216V217H215V221L220 220V221L222 222V224H223V223H226V222H223V221H224V218L229 219V218H228L229 216L226 217V216H223V215H224V214H225V215H228V213H229L228 211H229V210L231 211V209L228 208V210L224 211V210L226 209V207H224L225 205H224L223 202H222L223 204L217 206V207H219L220 209H219V208H215V209H217V210L213 209L214 207H213V208L209 207L208 204L206 203V204H207L206 206L209 207V208H208L209 211H206L207 208H205L206 206L204 205V204H205V203H204ZM250 199L252 200V198H250ZM253 199H254V198H253ZM31 200H32V199H31ZM48 200H49V199H48ZM55 200H56V199H55ZM99 200H100V199H99ZM104 200H105V199H104ZM116 200H117V199H115V201H116ZM133 200H134V198H133ZM139 200L141 201V199H139ZM139 200L137 199V201H136L137 205H138V203L140 202ZM144 200H145V199H144ZM161 200H162V201H161ZM169 200H168V201H169ZM171 200H170V201H171ZM182 200L184 201V199H182ZM202 200H203V201H202ZM218 200H220V199L217 198V199L215 200V202L217 203V202H221V201H222V200H220V201H218ZM231 200H232V199H231ZM231 200H229V201H231ZM13 201H14V199H13ZM32 201H33V200H32ZM56 201H58V200H56ZM62 201H63V200H62ZM70 201H69V202H70ZM96 201H97V199H96ZM127 201H128V199L126 200V202H127ZM138 201H139V202H138ZM175 201L177 202V203H176L177 205H176L175 203H174L173 205H171V202H167V200H165L166 204L169 203V205L173 206V207L176 209V212L173 211V212L175 213V215H176V213L178 214V212H179V211L177 212V210H178L177 207H178V208L180 207V206L178 205V203L180 204L181 200H180V199L178 200V201H180V202H178L177 200H175ZM212 201H213V202H212ZM225 201H226V200H225ZM7 202H8V201H7ZM10 202H11V201H10ZM35 202H36V201H35ZM67 202H68V201H67ZM71 202H70L69 204H73V203H74V202H73V203H71ZM103 202H106V200L103 201ZM103 202H102V203H103ZM126 202H125V203H126ZM133 202L135 203V201H133ZM142 202H143V201H142ZM152 202L148 203V204H150L151 206H149L148 204L144 205V206L146 207L145 209H147V207H148V209H149V210L147 211L148 213H146V214H148V215H147V216H148V217H147L148 219L151 217V216H149V215H151L152 213H154V211L152 212V210L155 209V208L152 209V207H153V205H154V204H151ZM199 202H200V203H199ZM202 202H203L204 204H203ZM205 202H206V201H205ZM215 202H214V203H215ZM33 203H34V201H33ZM53 203H55V202H52V205H51L52 207H53ZM61 203H62V202L60 201L59 204H61ZM78 203L76 204L77 206H75V204H73V206H75V207H77V208H75V209L72 208L71 211H74V210L77 211L76 209H79V205H80V204L82 205V203H81V202H80L79 204H78ZM86 203H87V202H86ZM125 203H124V204H125ZM127 203H128V202H127ZM127 203H126V205H125V208H124V205L122 204V205H123V208H124L125 210H126V208H129V207H126V206H127ZM140 203H141V202H140ZM146 203H147V201H146ZM158 203H156V204L154 205V207H157V208H158V206H159ZM188 203H189L190 205H189ZM198 203H199V204H198ZM201 203H202V204H201ZM216 203H215V204H216ZM231 203L234 204V203H237V201L233 202V200H232ZM50 204H51V201H50ZM69 204H68V205H69ZM103 204H104V203H103ZM110 204H112L111 206H112L113 208H114L113 205L116 206L115 203H114V204H113V203H110ZM142 204H143V203H142ZM215 204H214V205H215ZM242 204H243V203H242ZM48 205H49V204H48ZM48 205H46V206H48ZM147 205H148V206H147ZM157 205H158V206H157ZM161 205L163 206L164 204H161ZM169 205H168V206H169ZM175 205H176V206H175ZM180 205L182 206V203H181ZM192 205H193V206H192ZM198 205H199L200 207H199ZM226 205H227V206L229 205L228 201H227V204H226ZM39 206H40V205H39ZM46 206H45V207H46ZM51 206H50V207L48 206L50 209H49V210L47 209V210H48V212L51 211V212L53 213L55 210H54V207H53V209H51V208H52ZM55 206H56V203H55ZM59 206H60V209L63 207L62 205H59ZM59 206H58V208H59ZM61 206H62V207H61ZM73 206H72V207H73ZM104 206L106 207L105 204H104ZM129 206H130V205H129ZM166 206H167V205L164 206V207L166 208V210H167V208H168V209L171 208V210L174 209V208L171 207V206H169V207H166ZM184 206H185V204H183V206L181 207L183 211H185V210H184V209H185ZM202 206H203V207H202ZM215 206H216V205H215ZM238 206H239V205H238ZM1 207H2V206H1ZM36 207L38 208V206H36ZM82 207H83V206H81L80 208H82ZM112 207H109V209H110L109 211H110V212H111L112 209H113ZM135 207H136V205H135ZM183 207H184V209H183ZM201 207H202V209L204 208L203 211H206L207 213H206V212H202ZM221 207H222V208L224 207V208L221 209ZM229 207H230V205H229ZM43 208H44V206H43ZM46 208H47V207H46ZM70 208H71V206L68 208V211H67V216H68V217H69V215H70V214H69V210H70ZM132 208H133V207H132ZM138 208H139V206H138ZM142 208H143V206H142ZM157 208H156V210H159V209H160L159 211L162 210V208H160V206H159L158 209H157ZM2 209H3V208H2ZM27 209H28V208H27ZM56 209H57V208H56ZM62 209L64 210V207H63ZM73 209H74V210H73ZM96 209H97V207H96ZM96 209H95V210H96ZM99 209H100V207H99ZM117 209H118V208H117ZM143 209H144V208H143ZM151 209H152V210H151ZM200 209H201V210H200ZM205 209H206V210H205ZM63 210H62V211H63ZM66 210H67V208H66ZM66 210H64V211H66ZM84 210H85V208H84ZM97 210H98V209H97ZM97 210H96V211H97ZM106 210H107V208H106ZM135 210H136V209H135ZM135 210H134V211H135ZM182 210H181L180 212H182V214H184V215H182V218H184V216H187V215H185V214H186V211H185V213H183ZM191 210L188 211V212H190V215H191V212H192ZM198 210H200V212H198ZM210 210H212V211L214 210V213L217 212V211L220 212L221 215L223 214V215H222L223 218L221 217V215H218V216H220V217H217V215H216L217 213H215V214L212 213V215H211V214L209 213ZM3 211H4V209H3ZM3 211H2V210L0 211V212H1L0 214H1V215H2L3 213H5V212L7 211V209L5 208V211H4V212H3ZM29 211H30V210H29ZM39 211H41V210L39 209ZM39 211H38L37 213H40ZM42 211H43V210H42ZM42 211H41V212H42ZM134 211H133V212H134ZM142 211H143V210H142ZM149 211L151 212V214H149ZM159 211H157V213H158ZM168 211H169V212H172V211H170V209H169ZM212 211H211V212H212ZM222 211H224V212L222 213ZM240 211H241V210H240ZM31 212H32V211H31ZM44 212H45V210H44ZM51 212H50V213H51ZM56 212H60V214H65V213L61 212V210L58 211V209L55 211V213H54L55 215L58 214V213H56ZM82 212H83V210H82ZM89 212H90V211H89ZM122 212H124V211H122ZM139 212H141V210H140ZM163 212H165V211L162 210V213H163ZM227 212H228V213H227ZM237 212H238V211H237ZM73 213H74V212H71L72 215H73ZM90 213H91V212H90ZM126 213H127V211H126ZM126 213H125V215H127ZM136 213H138L137 210H136ZM136 213H135V215H136ZM193 213H194L193 216L191 215L192 217L195 216V211H194ZM201 213H202V214H201ZM203 213H206V214H205V216H207L206 218H204L205 216H204ZM226 213H227V214H226ZM231 213H232V214H231ZM233 213H234L233 211H231V212L229 213V214H230V217H231L232 215H234L235 218H236V216H240V215H238V214H235V213L233 214ZM241 213H242V212H241ZM7 214H9V213H7ZM7 214H5V215H7ZM10 214L14 215L13 212L10 213ZM43 214H44V213H43ZM48 214H49V213H48ZM68 214H69V215H68ZM74 214H76V213H74ZM82 214H83V213H82ZM93 214H94V213H93ZM114 214H115V213H114ZM132 214H133V213H132ZM140 214L143 215V212L140 213ZM154 214L157 215L156 213H154ZM159 214H160V213H159ZM207 214H208V215H207ZM218 214H219V213H218ZM3 215H4V214H3ZM12 215H11V216H12ZM49 215H50V214H49ZM72 215H70V216H72ZM85 215H86V214H85ZM135 215L133 214V216H135ZM155 215L152 214L151 220L149 219V220H150L149 223H150V224L153 223V225L151 224L152 227L150 226V229L153 228V226H154V228L151 230L152 232H153V231H154V232L152 233V232L150 231L152 234L149 235V236H151V237H152V235H153V236H154V237H153L154 239L151 238V237H150V238L148 237V241H149V243L151 242V243L153 244L154 240L156 239V238H155V235H158V234H159L158 231L160 232V230H161L160 233H161V235H162V233H163L162 237H164V239H165V240H164V239H161V241H163V243H164V241L167 240V242H165V244H166V243H170V245H169V244H166V246H165L166 249L164 250V251H166V255H167V257H169L170 255L173 256V255H172V253H173L176 262L173 260L174 263L172 262V264H177V263H179V262H180L179 264H183V263H184V260H183V263H182V262H181L182 260L180 259V257H181L180 254L183 253V255H186V254L184 253V250H181V251H180V249H178V251H177L176 249H177L178 246L174 249L175 242H173V241L170 239V238L172 237L171 232L168 233V229H164V230H163V228L160 227V225L162 226V224L159 225V224L156 223V222H159V221H161V220H159V218H157L159 221H156L157 219H156V216H155ZM198 215H197V217H200V216H198ZM15 216H17V215H15ZM59 216H60V215L58 214V216H57L58 220H57V221L60 220V219H59V218H60ZM64 216H65V215H64ZM77 216L80 217V215H77ZM77 216H76V217H77ZM116 216H117V215H116ZM138 216H139V214H138ZM157 216H158V215H157ZM163 216H167L166 213H164V214L162 215V217H163ZM179 216H180V215L178 214V218H177V217H175V218H176V219H179V218H180ZM256 216L259 217L258 214H255V217H256ZM3 217H4V216H3ZM3 217H2V218H3ZM13 217H14V216H13ZM13 217H11V218H13ZM52 217L55 218L54 215H52ZM72 217L75 218V215L72 216ZM78 217H77V218H78ZM113 217H114V216H113ZM119 217H120V216H119ZM121 217H123V218H122L123 221H122L121 219H117V220H118V221L120 220L121 222H124V219H125V218H124V215L122 214ZM129 217H130V216H129ZM135 217H137V215H136ZM135 217H132V220H133V218H135ZM159 217H160V216H159ZM169 217H170V216H169ZM197 217H196V218H197ZM17 218H18V217L13 218V221H16V220H14V219H17ZM50 218H51V217H50ZM57 218H56V219H57ZM70 218H71V217H70ZM77 218L74 219V220H76V221L78 222V221H79V218H78V219H77ZM87 218H90V220L85 218L86 221H85V220H84V221L87 223V224L84 223L85 226H84L83 223L81 222V220L84 219V217H83V218L80 217L81 220H80V222L77 224V226H75V224H74L73 221H72L70 224H68V225H69V227H71V229H73L74 227H79V226L82 227V225H83L84 229H85V227H86V228H87V227L89 228V226H91V227L93 226L92 228L94 229L96 226H98V225L100 224V221H94V219H93V221H92V220H91V217H87ZM138 218H139V217H138ZM142 218H144V215L141 217V219H142ZM147 218L145 219V222H143V224L146 223V225H143V224H142V225L144 226V228H146V229H144V228H142L143 230L141 229L143 232L145 231V232H144L145 234L143 233L144 235H146L147 233H149V230H150V229H149V226L147 225V224H149ZM163 218H164V217H163ZM167 218H168V216H167ZM188 218H189V217H188ZM196 218H195V219H196ZM217 218H218V219H217ZM237 218H238V217H237ZM239 218L242 219L241 222H245V220H243L242 216L239 217ZM72 219H73V218H72ZM95 219H96V218H95ZM165 219H166V217H165ZM165 219H164V220H165ZM192 219H193V218H192ZM192 219H191V222H190V220H189V223H188L189 225H190L191 223H193V222H192ZM199 219H201V218H199ZM203 219H204L206 222H205ZM212 219H213V218H212ZM216 219H217V220H216ZM222 219H223V221H222ZM231 219H233V218L231 217V218H230V221H232ZM260 219H261V218H260ZM260 219H259V221H261ZM53 220H55V219H53ZM53 220H52V221H53ZM69 220H70V219H69ZM88 220H89V221H92V222H94V223L90 222V223H92V224L90 225V224H88V223H89ZM117 220H116V221H117ZM135 220H136V219H135ZM186 220H187V218L185 217V221H186ZM10 221H11V220H10ZM10 221L7 222L6 224L4 223L3 227H2V225H0L1 229H2V228L4 229V227H6V226L8 227V223L11 225L13 221H12L11 223H10ZM17 221H18V220H17ZM64 221H65V220H64ZM70 221H71V220H70ZM70 221H68V218H67V222H66V223H69ZM129 221H130V219H129ZM133 221H134V220H133ZM166 221L168 222V221H169V218H168V220H166ZM171 221H175V220H173V218H172L169 222H171ZM196 221H198V218H197V220H194L195 224H197ZM230 221H229V222H230ZM59 222L61 223V221H59ZM59 222H58V223H59ZM96 222H97V223H96ZM131 222H132V221H131ZM131 222H130V223H131ZM181 222H182V220H181ZM200 222H199V223H200ZM221 222H220V227H221V228H219L218 231H220V229H221V232H222V230L224 229V231H223L224 234L227 233V232L229 233V231H227V230H228L227 226H226V225H225V226H222ZM229 222H227V225L229 224ZM237 222H238V221H237ZM14 223H15V222H14ZM21 223H22V222H21ZM58 223H57V224H58ZM102 223H103V222H102ZM116 223H117V222H116ZM173 223L175 224V222H173ZM182 223H183V225L185 224L184 221H183ZM205 223H206V224L208 223V225H206ZM214 223H215V222H214V220H213V221H212V225H213ZM238 223H239V222H238ZM19 224H20V223H19ZM23 224H24V223H23ZM61 224H63V223H61ZM61 224H60V225H61ZM73 224H74V225H73ZM80 224H82V225H80ZM93 224H94V225H93ZM97 224H98V225H97ZM118 224H119V223H118ZM121 224H124V223H121ZM126 224H127V222H126ZM150 224H149V225H150ZM156 224H157V225H156ZM166 224H167V223H166ZM179 224H180V221H179ZM260 224H261V223H260ZM10 225H9V226H10ZM24 225H25V224H24ZM86 225H89V226H86ZM101 225H102V224H100V226H98V227L101 228ZM167 225H168V224H167ZM197 225H198V224H197ZM215 225H217V223H215ZM223 225H224V224H223ZM229 225H230V224H229ZM229 225H228V227H229ZM231 225H232V224H231ZM243 225H244L243 227H247V226H248L246 223H243ZM25 226H26V225H25ZM64 226H66V225H64ZM94 226H95V227H94ZM107 226H108V225H107ZM155 226H156V227H155ZM168 226H169V225H168ZM172 226H173V225H172ZM176 226H178L177 223H176ZM179 226H180V225H179ZM190 226H193V225H190ZM190 226H189V228H190ZM195 226H196V225H195ZM253 226H254V225H252V228H254ZM14 227H15V228H14ZM58 227H59V226H58ZM72 227H73V228H72ZM91 227H90V228H91ZM108 227L110 228V226H108ZM122 227H123V225H122ZM122 227H121V228H122ZM128 227H129V226H127V229H128ZM131 227H132V225H131ZM131 227H130V228H131ZM170 227H171V226H170ZM181 227H182V226H181ZM197 227H198V229L203 230V228H201V226H200V228H199V225H198ZM212 227H213V226H212ZM215 227H216V226H215ZM217 227H218V225H217ZM217 227H216V228H217ZM231 227H232V229H233L234 226H231ZM235 227H236V226H235ZM260 227H261V225H260ZM262 227H263V225H262ZM8 228H9V227H8ZM8 228H6L5 230H3V234L1 233L3 236L0 234V235L2 236V241H3V239H4V235H7V234H8V231H10ZM10 228H11V226H10ZM13 228H14L15 230H14ZM17 228H18V227H17ZM17 228H16L15 225H13V227H12L11 230H12V231H16V232H15V234H16L17 231H18ZM59 228H60V227H59ZM61 228H63V227H61ZM90 228H89V230H90ZM92 228H91V229H92ZM96 228H97V227H96ZM96 228H95L94 230H97V229H98V228H97V229H96ZM157 228L160 229V230H158ZM177 228H178V227H177ZM192 228H193V227H192ZM216 228H214L215 233H216ZM1 229H0V230H1ZM27 229H29V228H27ZM67 229H68V228H67ZM76 229H77V228H76ZM76 229H74V230H76ZM78 229H79V228H78ZM172 229H174V228H172ZM181 229H182V228H181ZM190 229H191V228H190ZM190 229H188V230H190ZM193 229H194V228H193ZM193 229H191L190 231L194 232ZM226 229H227V230H226ZM244 229H245V232H246V228H244ZM263 229H264V228H263ZM7 230H8V231H7ZM101 230H102V229H101ZM116 230H117V229H116ZM128 230H129V229H128ZM128 230H127V232H126V230H125V233H126V234L129 233ZM155 230H156V231H155ZM175 230H176V229H175ZM200 230L197 231V232H201ZM214 230H213V231H214ZM247 230H248V228H247ZM255 230H257V229L254 228L253 231H255ZM5 231H7V232H5ZM19 231H20V230H19ZM30 231H32V230L30 229ZM87 231H88V229H87ZM92 231H93V230H92ZM99 231H100V230H99ZM108 231H109V230H108ZM117 231H118V230H117ZM119 231H120V230H119ZM133 231H134V229H133ZM165 231H166V232H165ZM177 231H178V230H177ZM182 231H183V230H182ZM190 231H189V232H190ZM205 231H206V230H205ZM218 231H217V232H218ZM0 232H1V231H0ZM4 232H5V233H4ZM43 232H45L44 229H43ZM97 232H98V230H97ZM192 232L190 233L191 235L197 234V233H193V234H192ZM210 232H212V230H211ZM210 232H209V233H210ZM257 232H258V233H257ZM257 232H255V234H259V233H260L259 231H257ZM11 233H12V235H13V232H11ZM21 233H22V236H23V232H22V231H21ZM94 233H95V231H94ZM98 233H99V232H98ZM100 233H101V232H100ZM108 233H109V234H108L109 236H108V235H107V236H108V237H111V233H110V232H108ZM122 233H123V232H122ZM157 233H158V234H157ZM166 233H167V234H166ZM181 233H182V232H181ZM213 233H214V232H213ZM215 233L213 234V236H215ZM141 234H142V233H141ZM168 234L170 235V237H169ZM201 234H204V231H202V233H200V235H201ZM217 234L219 235L220 233L218 232ZM224 234L222 233V236H224ZM233 234H235V233H233ZM247 234H248V233H247ZM252 234H253V233H252ZM8 235H9V236H8ZM8 235H7V236H8L10 239L6 236V237H5V240H9V241L12 242V243H16L15 240H14V241H15V242H14L13 239H11L14 235H13L12 237H10V234H8ZM94 235H95V234H94ZM99 235H100V234H99ZM105 235H106V234H105ZM123 235H124V233H123ZM144 235H143V237H144ZM147 235H148V234H147ZM161 235H159V238H161ZM164 235H166L167 237L164 236ZM173 235H174V234H173ZM188 235H189V233H188ZM204 235H205V234H204ZM209 235L212 236V233L208 234V236H209ZM218 235H217V237H218ZM250 235H251V234H250ZM260 235H261V234H260ZM17 236H18V235H17ZM46 236H47V235H46ZM119 236H120V233H119ZM121 236H122V235H121ZM141 236H142V235H141ZM225 236H227V235H225ZM247 236H248V235H247ZM247 236H246V235H243V236L241 235L240 237H239V236L237 237L236 234H235L234 237H237L236 240L238 241L240 238H243V239L245 240L246 238H244V237H247ZM20 237H21V236H20ZM99 237H100V236H99ZM165 237H166V238H165ZM168 237H169V238H168ZM174 237H175V238H176V237L178 238V236H176V235H174ZM174 237H172V238H174ZM202 237H203V236H202ZM202 237H199V235H198V239H200V238H202ZM205 237H206V235H205ZM205 237H204V238H205ZM217 237H216V239H215L214 241L217 240ZM232 237H233V236H232ZM249 237H250V236H249ZM251 237H252V236H251ZM6 238H8V239H6ZM13 238H15V237H13ZM21 238H22V237H21ZM25 238H26V237H25ZM111 238H112V237H111ZM175 238H174V239H175ZM206 238H207V237H206ZM209 238H210V237H209ZM213 238H214V237H213ZM223 238H224V237H223ZM229 238H230V237H229ZM238 238H239V239H238ZM254 238H255V237H254ZM254 238H253V239H254ZM259 238H260V237H259ZM107 239H109V238H107ZM141 239H142V237H141ZM150 239H151L152 241H151ZM168 239H170V240H168ZM192 239H193V237H192ZM198 239H197V241H198ZM17 240H18V238H17ZM19 240H20V239H19ZM85 240H86V239H85ZM91 240H92V239H91ZM110 240L112 241L113 239H110ZM142 240H143V239H142ZM158 240H159V239H158ZM240 240H241V242H243L242 239H240ZM247 240H248V238H247ZM247 240H245V241L247 242ZM9 241H8V242H9ZM29 241H30V240H29ZM136 241H137V240H136ZM139 241H140V240H139ZM145 241H147V239H146ZM145 241H144V242H145ZM155 241H156V240H155ZM168 241H169V242H168ZM170 241H171V242H170ZM202 241H203V240H202ZM257 241H258V240H257ZM3 242H4V241H3ZM3 242H2V243H3ZM92 242H93V240H92ZM140 242H141V241H140ZM142 242H143V241H142ZM144 242H143V243H144ZM159 242H160V241H159ZM198 242L202 243V245H203V242H204V241L201 242V240H200V241H198ZM198 242H197V243H198ZM231 242H232V241H231ZM238 242L240 243V241H238ZM238 242H237V243H238ZM260 242H261V241H258V243H259V249L261 248L262 244H264L263 241H262V242H263L262 244H261ZM17 243H19V242H17ZM34 243L36 244V241H35ZM110 243H111V242H110ZM130 243H131V242H130ZM137 243H138V242H137ZM146 243H147V242H145V244H144L145 246H144V247H146V245L149 244V243H148V244H146ZM151 243H150V244H151ZM156 243H157V241L155 242V244H156ZM171 243L173 244V247H172V244H171ZM178 243H180V242H176V245H181V244H178ZM191 243H192V242H191ZM206 243L208 244V241H205V244H206ZM234 243H235V242H234ZM234 243L232 242L230 246H232V244H234ZM250 243H251V242H250ZM77 244H79V243L77 242ZM77 244L75 243V245H77ZM132 244H133V243H132ZM155 244L153 245L152 249L157 245V244H156V245H155ZM205 244H204L203 246L207 247V244H206V245H205ZM219 244H220V243H219ZM246 244H247V243H246ZM260 244H261V245H260ZM17 245H18V244H17ZM69 245H71V244H69ZM75 245L73 244V247H76V248H72V247H71L73 250H72V249H69V251H71V250H72V251H74V250H75V251L78 250V249H77V246H75ZM105 245H106V244H105ZM167 245H168V246H167ZM176 245H175V246H176ZM208 245H209V244H208ZM236 245H237V244H236ZM243 245H244V244H243ZM252 245H253V244H252ZM15 246H16V245H15ZM19 246H20V244H19ZM67 246H68V245H67ZM71 246H72V245H71ZM149 246H151V245H149ZM161 246H162V245H161ZM161 246H159V250H157V251H158V252H157V253H158V254H157V258L159 259V262L162 261V257L159 258V256H161V254L163 253V252H159V251L161 250V249H160ZM195 246H196V245H195ZM199 246H200V244H198V247H199ZM217 246H218V245H217ZM219 246H220V245H219ZM230 246H229V247H230ZM51 247H52V246H51ZM51 247H50V248H51ZM56 247L58 248V246H55V248H56ZM64 247H65V246H64ZM64 247H63V248H64ZM79 247H80V246H79ZM81 247H82V246H81ZM81 247H80V248H81ZM103 247H104V246H103ZM134 247H135V246H134ZM144 247H143V248H144ZM182 247H183V246H182ZM205 247H204V248H205ZM229 247H227V245H226V247H224V249H228ZM245 247H246V246H245ZM262 247H264V245H263ZM11 248H12V247H11ZM48 248H49V247H48ZM48 248H47V249H48ZM52 248H54V247H52ZM55 248H54V252H55ZM57 248H56V249H57ZM59 248H60V250H61L62 247L59 246ZM67 248H68V247H67ZM67 248H65V249H67ZM84 248H85V247H84ZM84 248H83L84 251H85V250H88V251H89L88 248H86V249H84ZM139 248L141 249V247H139ZM148 248H150V247H148ZM156 248H157V247H156ZM167 248H168V249L170 248V249L168 250ZM204 248H203V251L201 250L202 248H200V247H199V248H196V249H197L196 251H198V250L200 249V250L198 251V253L200 252V253L198 254V256H199V257H200V256L203 257L204 260H206L205 257H207V260H206V261H208V260H209V259H208V252H207V249L205 248V250H204ZM236 248L239 249V253H238V251H237L238 256H240L241 254H243V253L240 254L241 246H239V248H238V247H236ZM243 248H244V247H243ZM250 248H251V250L254 251V249H252V247H250ZM6 249H7V248H6ZM81 249H82V248H81ZM102 249H103V248H102ZM145 249H146V248H145ZM152 249H150L149 251H153V253H155V252H154L155 249H154V250H152ZM171 249H172V250H171ZM246 249H248V248L246 247ZM257 249H258V248H257ZM107 250H108V249H107ZM141 250H142V249H141ZM141 250H139V251H141ZM173 250H174V251H173ZM191 250H192V249H191ZM194 250H195V249H194ZM194 250H193V251H194ZM219 250H220V249H219ZM242 250H243V249H242ZM249 250H250V249H249ZM261 250H264V249L261 248ZM2 251H3V250H2ZM14 251H15V250H14ZM44 251H47L46 248H45ZM50 251H51V250H50ZM57 251H58V250H57ZM57 251H56V252H57ZM66 251L68 252L69 255H70V253H71V256L69 257V256L67 255V257H69L68 259H70V261L72 262V264H73V263H76V261L73 262L74 260H77V263H78L79 261H81L80 259H79V261H78V256H79L80 254H79V255L76 254L77 251H76V252L74 251L76 255H75L73 252H69L68 249H67ZM88 251H87V252H88ZM90 251H91V250H90ZM143 251H144V249H143ZM149 251H147V252L149 253ZM167 251H168V252H167ZM170 251H171V252H170ZM176 251H177V254L174 253V252H176ZM179 251H180L181 253H180ZM204 251H205V252H204ZM227 251H228V250H227ZM229 251H230V250H229ZM255 251H256V250H255ZM28 252H29V251H28ZM28 252H27V253H28ZM42 252H43V251H42ZM51 252H52V251H51ZM54 252H52V254L50 255L51 258H52L53 255H55L56 252H55V253H54ZM59 252H60V251H59ZM87 252H85V253H87ZM119 252H120V251H119ZM221 252H222L221 254H223V257L226 258V252H225V250H223V251H221ZM224 252H225V253H224ZM251 252H252V251H251ZM257 252H258V251H257ZM259 252L261 253L262 251H259ZM259 252H258V254H256V255H257L258 259H260V256L262 257V258L259 260V262L262 260V261H261V263H262V262L264 261V260H263L264 257H263L262 255H259ZM12 253H13V252H12ZM20 253H21V252H20ZM32 253H33V252H32ZM57 253H58V252H57ZM60 253H61V252H60ZM72 253H73L75 256H77V255H78V256L75 257L74 255H72ZM80 253L83 255L82 252H80ZM128 253H130V252H128ZM141 253H142V252H141ZM164 253H165V252H164ZM204 253L207 254V256H205ZM235 253H236V252H235ZM0 254H1V253H0ZM3 254H4V253H3ZM16 254H17V253H14L13 255H15V256H13V257H16ZM41 254H43V253H41ZM49 254H50V252L46 255V257L49 256ZM95 254H96V253H95ZM122 254H123V253H122ZM130 254H131V253H130ZM150 254L152 255V253H150ZM202 254H204V255L202 256ZM239 254H240V255H239ZM6 255H7V254H6ZM6 255H0V256H1L2 259H4V257L6 258ZM18 255H20V254H18ZM23 255H25V254H21V257H22ZM29 255H30V254H29ZM63 255H66V254L62 253V256L59 255V256L63 257V259L61 258L62 260H64V258L66 257V256H63ZM148 255H149V254H148ZM151 255H150V256H151ZM162 255H163V254H162ZM181 255H182V254H181ZM224 255H225V256H224ZM230 255H231V254H230ZM230 255H229V256H230ZM243 255L245 256V254H243ZM7 256H8V255H7ZM27 256H28V254H27ZM27 256H26V257H27ZM32 256L34 257V253H33ZM32 256H30V258H31ZM50 256L47 257V258H50ZM96 256H97V254H96ZM98 256H99V255H98ZM100 256H101V255H100ZM125 256H126V255H125ZM163 256H165V255H163ZM176 256H177V257L179 256V257L177 258ZM198 256H197V257H198ZM212 256H213V255H212ZM232 256H233V257H232ZM236 256H237V255H236ZM244 256H243V258L240 256V257L242 258V259H240V260H242L241 262H239V261L237 260L239 264H240V263L242 264L243 259H244ZM42 257L45 258V256H42ZM67 257H66V258H67ZM137 257H138V256H137ZM137 257H136V258H137ZM197 257H196V258H197ZM199 257H198V260L201 258V257H200V258H199ZM231 257H232V258H231ZM231 257H230V260H228L229 263H232L231 260H234V259H235V258H234V255H231ZM240 257H237V258L239 259ZM246 257H247V256H245V259H246ZM58 258H59V257H58ZM76 258H77V259H76ZM94 258H96V257L94 256ZM94 258H93V259H94ZM101 258H102V257H101ZM108 258H109V257H108ZM128 258H129V257H128ZM165 258H166V257H165ZM170 258L172 259V257H170ZM184 258H185V257H184ZM252 258H253V257H252ZM31 259H33V258H31ZM53 259H57V256H56V258L54 257ZM73 259H74V260H73ZM119 259H120V258H118V259L116 260V259H114V258L112 259V258L110 257V260H113V261H114V260L118 261ZM129 259H130V258H129ZM138 259H139V258H138ZM140 259H141V258H140ZM154 259H156V258L154 257ZM168 259H169V258H168ZM171 259H170V260H171ZM177 259H179V260H177ZM217 259H220V258H217ZM221 259H222V257H221ZM221 259H220V260H221ZM255 259L258 261V259L254 257V261H256ZM8 260H9V259H8ZM8 260H7V261H5V260L0 261V262H1L0 264H2L3 262H10V264H11L12 262H11L10 260H9V261H8ZM24 260H25V258H23V259H20V258H19V261H21V262L23 261V263H24ZM45 260H47V259H45ZM72 260H73V261H72ZM90 260L93 261L92 259H90ZM108 260H109V259H108ZM110 260H109V261H110ZM133 260H134V259H133ZM150 260H151V259H150ZM185 260H186V259H185ZM222 260H223V259H222ZM25 261H26V260H25ZM105 261H106L107 263H106ZM109 261L104 260V262H105L106 264H109V263H108ZM113 261H112V262L110 261V262H111L110 264H112ZM119 261H120V260H119ZM140 261H141V260H140ZM202 261H203V260H202ZM202 261H200V264H201ZM213 261L215 262V260H213ZM224 261H226V259H225ZM224 261L222 262V264L224 263ZM244 261H245V260H244ZM16 262H17V261H16ZM30 262H31V261H30ZM30 262H29V264H32V263H30ZM47 262H48V261H47ZM81 262H83V261H81ZM162 262H163V261H162ZM166 262H167V261H166ZM166 262H165V263H166ZM170 262H171V261H170ZM209 262H210V261H209ZM13 263H15V259H14ZM13 263H12V264H13ZM61 263H62V262H61ZM68 263H69V262H68ZM68 263H67V264H68ZM77 263H76V264H77ZM84 263H85V262H84ZM86 263H87V262H86ZM118 263H119V262H118ZM163 263H164V262H163ZM197 263H198V262H197ZM219 263H220V261H219ZM219 263H218V264H219ZM225 263H226V262H225ZM229 263H227V264H229ZM238 263L236 262L235 264H238ZM246 263H247V259H246ZM263 263H264V262H263ZM15 264H16V263H15ZM18 264H19V262H18ZM24 264H27V263H24ZM55 264H56V262H55ZM58 264H59V262H58ZM62 264H63V263H62ZM78 264H80V262H79ZM101 264H102V263H101ZM103 264H104V263H103ZM114 264H116V262H115ZM121 264H123V263H121ZM140 264H141V263H140ZM143 264H144V263H143ZM149 264H150V263H149ZM156 264H157V263H156ZM159 264H161V263H159ZM169 264H171V263H169ZM202 264H204V262H203ZM205 264H206V263H205ZM207 264H208V262H207ZM243 264H245V263H243ZM252 264H254V263H252Z\"/></svg>", "mask_w": 264, "mask_h": 264}, {"label": "crops", "instance_id": "obj_3", "mask_svg": "<svg viewBox=\"0 0 264 264\" xmlns=\"http://www.w3.org/2000/svg\"><path fill=\"white\" fill-rule=\"evenodd\" d=\"M257 124V126H252L253 128H264V122L262 123H260V122H257L256 123ZM260 126V127H259ZM262 138L264 139V137H261L260 136V141H261V144H263L264 143V141L262 140ZM261 157H262V159H261ZM254 160H256V161H259V162H262V161H264V153L263 154H258L257 155V157L254 159ZM264 178V177H263ZM253 181L254 182H256V183H258V185L259 184H262V185H264V179H262V177H258L257 179H253ZM243 181L242 180H232V184H237V183H242ZM260 182V183H259ZM254 211H256V210H254ZM261 218V219H260ZM259 219L261 220V221H259ZM243 223H246L248 226H247V228H248V230H247V228H246V232H245V229H244V235H248L247 237H244V238H246V240H247V238H248V240H247V244H244V250H243V254H245V256H247V263L246 264H252V263H254V264H264L263 262L261 263V261L259 262V260L262 258L261 256H260V259H258V257H257V255L256 254H258V252L259 251H262L261 253L259 252V255H262L263 257H264V250H261V248L262 249H264V247H262L264 244H262L263 242H264V211H263V215L261 216V217H253V216H251L250 218H245V222H243ZM261 223V224H260ZM252 225H254L253 227L254 228H256L257 230H255V231H253V229L254 228H252ZM260 225H261V227H260ZM262 225H263V227H262ZM224 229L222 230V233L224 234ZM241 231H243V229L241 228ZM257 231H259L260 233L259 234H255V232H257ZM248 233V234H247ZM253 233V234H252ZM258 233V232H257ZM251 234V235H250ZM261 234V235H260ZM225 235H227L226 233L224 234V236H222V251L223 250H225V252H226V255H228V254H232V249H234V248H236L237 247V243H236V239H232L231 237H230V235H227V236H225ZM250 236V237H249ZM252 236V237H251ZM224 237V238H223ZM230 237V238H229ZM255 237V238H254ZM260 237V238H259ZM254 238V239H253ZM261 241L260 243L262 244V246H261V248L259 249V243H258V241ZM234 243V244H232V246H230L231 245V243L232 242ZM263 241V242H262ZM251 242V243H250ZM253 244V245H252ZM260 244V245H261ZM226 245H227V247H229L228 249H224V247H226ZM248 248V249H246V247ZM250 247H252V249H254V251L253 250H251V248ZM258 248V249H257ZM250 249V250H249ZM228 250V251H227ZM230 250V251H229ZM256 250V251H255ZM252 251V252H251ZM258 251V252H257ZM224 252V253H225ZM225 256V255H224ZM244 256V255H243ZM244 256V257H245ZM222 257H223V254H222ZM253 257V258H252ZM254 257L255 258H257L258 259V261L256 260V261H254ZM264 260V259H263ZM245 262H246V260H245Z\"/></svg>", "mask_w": 264, "mask_h": 264}]
</instances>
